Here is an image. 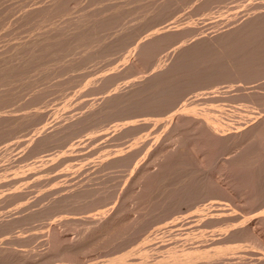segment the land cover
<instances>
[{"label": "rangeland", "instance_id": "obj_1", "mask_svg": "<svg viewBox=\"0 0 264 264\" xmlns=\"http://www.w3.org/2000/svg\"><path fill=\"white\" fill-rule=\"evenodd\" d=\"M1 1V0H0ZM14 1H15V3H14ZM21 1L22 0H20L18 3H16V0H7V2H6V0H3L2 2H3V4H2V2H1V4L2 5H4V6H6L5 7V10L6 9H8V7L7 6H9V7H11V8H9L10 9V11H8V10H4L3 11V13L2 12H0V23H1V21L3 22V23H1V27H3V26H6L7 25V23H9L10 24V21L12 20L13 21V19L15 18H13V15H12V13L14 14V13H17V11H20L19 12V14H20V18L22 19L23 17H25V16H22V14L24 15V14H26V11H25V13H23V8H25L26 7V10H28L27 8L28 7H30L31 5H32V11L34 12V10H35V8L36 7H38L39 5L41 6L42 5V7L41 8H43L44 7V4L48 1V3L47 4H45V9H47L48 7L47 6H49V4H51V3H53L52 1L53 0H44L45 2L43 3V0H27V1H31L30 3L29 2H26V1H22L23 3H22V5H21ZM35 1H40V3L39 2H35ZM49 1H51V2H49ZM57 2H59V0H56ZM61 1V0H60ZM63 2H59V3H57L58 5L60 4V3H62V6L61 7H64V8H62V11L64 10V9H66L65 8V6H63L64 4L66 5L67 4V2H66V0H62ZM68 1V0H67ZM70 1V4H72L73 3V1H71V0H69ZM106 0H91V2H90V6H91V4L93 5H95L96 6V8L95 7H93L92 9V11L94 12L95 10H97V11H95L93 14H92V11H87L88 9H91V7L90 8H88V4L87 3H89V2H87V3H84L85 2V0H84V4H87V7L84 5V4H81L82 2H81V0H79L78 2H79V4H81L84 8H81V5L79 6V5H76V3H75V5H74V3L70 6V4H69V2H68V4L66 5V7L68 6L69 8L70 7H75V10L76 9H79L78 11H79V14H78V11H76V12H74V8L72 9V8H70V9H72L73 10V13H71V14H69L70 12H72V10H70V12H67L66 10H69L68 9V7H67V9L66 10H64L63 11V13H65V11H66V14H62V15H64L63 16V18H61V16L59 17V13L61 14V7H57L56 5V7H54V8H52L51 10H52V14L50 13V12H48L49 14H50V16L48 15V13H47V11H51V10H45V9H43L42 11L39 9L40 8V6H39V8H37V9H39L41 12H43L42 14H44V17H43V15H41V12L40 13H37L38 15H41V16H38V15H36V17H35V15H32L33 13H32V11H31V9H29V11H31V12H29V11H27V14H28V12H29V15H30V13H31V15L32 16H30L29 17V19H35V23H36V19L38 20L37 21V23L35 24L33 21L34 20H29V21H32L33 22V24L36 26H38V28H36L35 26H33L29 21H28V23H26L25 24V22H27L26 20H25V18H27L29 15H27L25 18H24V22H23V20L21 21L20 19H19V14H16V15H18V16H16L15 14V16L18 18V20L16 19H14V21L16 22V24L13 22V26H11V25H7L8 27L10 26V27H12V28H10V29H8L7 28V26H6V30L5 29H1V27H0V59H2V62L3 61H5V60H7L8 59V61H11L10 63L9 62H3V63H9V64H6V65H11L10 66V68H12V70L9 68V66H7V67H0L1 68V70L2 71H0V73L1 72H4V73H2V76H1V74H0V77H7L6 75L7 74H9L11 71V73L9 74V76L11 77V81L10 80H8V78H10V77H7L6 79L9 81V82H12V83H10L9 84V82L8 81H6V79H3V78H0V91H1V88L2 87H6V85L8 86V84H9V87H12V88H6L5 90H7V92L9 91V89H11L10 90V92H8V94H5V93H7L5 90H4V88L2 89V91H3V93L5 94V95H7V97H5V95L2 93V92H0V93H2L3 95H4V100L6 99V98H8V100L7 101H4V102H6L7 103V105H8V107H7V105H5L4 104V102L1 100L2 99V97H1V95L2 94H0V110L3 108L4 110L3 111H1L0 113V123H2V126H1V129H0V141L2 142V144L0 143V148L1 147H3V148H1L0 149V151H3L4 149H5V145H7L6 146V148H7V150L5 151V154L3 153V155H1L0 154V164L1 163H3L4 161L5 162H7L8 163V165H7V163H3V165L1 164V168L0 169H2V166H4L3 167V170H1V172H0V180H1V182H0V192H3V193H0V198H2L3 200H2V202H6V203H2L1 202V199H0V205H3L2 206V208H1V206H0V215H1V217H2V215H3V213H4V215H3V217H2V219H1V217H0V222L1 223H3L4 221H6L7 219L9 220V222H8V220H7V222H4L3 224H1L0 223V255H1V253L2 254H4L2 257L0 256V264H111V263H109V262H112V264H134V262L136 263H140V264H156V261H157V264H168L170 261L172 262V263H169V264H183V263H185V264H187L188 263V261H189V263L190 262H192V260H194L195 262H197L198 260H203V262L202 261H200V262H202V264H207V262H211V260L213 259V262L214 263H217V264H224L225 262H228L227 264H229L230 262H231V258H229V257H227V256H230V257H232V256H234V258L237 260H235V259H233V261L234 262H236L237 264H242V263H246V264H248V263H250L251 261L250 260H253V259H255V256L257 255V253H258V258H260V260L262 259V258H264V196H263V192H264V190H263V188L264 187H262V186H264V184H261L260 182H262L263 180V178L261 179L260 177H263L264 176V171H263V174L262 173H260V177L259 176H257V175H259V173H258V171H257V174L255 173L256 172V170H259V169H261V168H259L260 166L262 167V168H264V164H261L260 163V160L258 161V162H256V167H255V165H254V167L255 168H257L258 167V169H253V168H251V166L250 165H248V166H250V168L249 167H247L248 169H249V171H251V172H247V168H246V166L244 165V166H242V167H239L238 169H241V173H242V171H243V174L241 175V173L240 174H238L240 171L239 170H237V167L236 166H234V168H233V166L232 165H230L229 163H228V166L230 167H232V168H230V169H228L227 167V165H226V170H224L223 172H217V171H220L221 170V167H219L218 169L216 168V167H218L220 164H223L225 161L223 160V158H229L230 157V155L232 156L233 154H234V152H236V151H241V150H244V149H247V148H249V147H251V146H254L253 148H259V145L261 146V144H262V146H261V148H263V143L262 142H258V141H255V140H252V134L250 135L249 133H247L249 130H251V125L253 124V125H255L257 122H259V119L261 118L262 119V117L264 118V84L262 85V87L259 89V87L260 86H258V85H256V84H258V83H256V84H254L255 82H259V79L258 80H256V81H254V83H253V81H250L249 79H248V82H252L251 83V86L253 85L255 88H257V89H253L252 87H251V89H250V87L249 88H247L246 89V87H248V86H250L249 84H247V83H245L246 85H243V86H245V89H242L241 91L243 92V93H241V91H240V88H242V87H240V86H242V84L244 83V82H234L235 80H233L232 81V83H231V81L229 80V78H231V77H229L230 76V74L232 73L230 70L226 73H224L223 71H221V72H218V70L219 69H221L222 68V64H221V62H220V57H218L217 56V53L219 52V51H224V52H226V53H228L227 55L229 56V58L230 59H232V62H233V68H234V66H236L235 68H237V67H241L242 69H244V66L246 67L245 69H246V71H245V69H244V71L245 72H247L249 75H250V73H249V71H247L248 69H247V65H248V67H250L251 66V69H253L254 67L257 69V65H256V62L258 61V59H256L255 57H251L252 56V54L255 52V50L256 49H254L256 46H257V48L259 49L260 47H259V45H256V44H261L260 46H261V48L263 49L264 48V42H263V40H264V38L262 37V36H264V34L262 35V36H260L261 35V33H264V30H262V29H264V26H263V28H262V26L261 27H258V28H260V30L257 28V30L258 31H256V36H255V38L252 40V43H253V47L251 46V43H246L245 41V37H240L239 36V38L238 39H236L235 41H233V42H231V43H229V44H227V45H225V46H222V47H219V48H212V50L213 49H215V50H211L210 49V51H209V49L208 48H205V49H203V50H207L206 51V53H205V51H203L202 50V52L203 53H201L202 54V56H201V54L200 55H198V56H201L202 57V61L204 62H206V61H208V62H211V63H208V64H201V65H198V67H200V68H203V66H207V68H211V69H206V71L205 70H199V69H197L195 66H196V64L194 65V63L196 62L195 60H200L199 62H197V64L198 63H200L201 62V57H198V56H193V57H191V58H193V59H191V58H189L190 60H191V65L190 66H193V67H195V69L196 70H198V71H196V70H194L193 71V67L191 68V70L189 69V70H185L184 69V71H176L177 73H175V77H177V80L175 79V77H173V79L175 80V81H177L176 83H180L176 88H177V90H179V92H177V90H176V88H175V90H174V88L172 87L173 85L175 86V81H174V83L175 84H171L172 86H170V88L172 89V90H174L175 92L174 93H172V94H174V95H172L171 94V96H176V97H178V98H176V99H178V100H176L175 98H172L171 97V99L173 100V102L175 103H173L172 102V100H171V102H169V105H165V103L167 102V100L169 99H166L167 97H169L170 95L168 94L170 91L171 92H173L172 90H170L169 91V89H166L165 91L167 92V91H169V92H167V93H165L164 92V96H165V94H167L165 97V103H164V105L163 104H161L162 105V108H161V105H160V108L158 107V109H159V111L158 112H155L156 110H155V108H154V111H153V108H151V110L154 112V114H150V113H152V112H150V113H148V112H144V111H151V110H149V108L148 109H143V110H141V112H138V113H144V115H142V117L141 116H138V118H144L143 116H146L145 118H147L148 119V117H149V119H148V126L146 125L145 127V130H144V127H139V130H138V128L137 129H135V130H133V131H127L128 132V134H129V136H128V134H126V132L124 133V132H122V131H126L125 129H121V124H123V123H125V122H129L130 121V119L132 118V117H130V115L132 116V112L133 111H130V110H128L127 109V112H126V109H122L123 107H120V108H118L119 110H121V111H119L118 109H116L115 111H119V113L121 112V113H123L124 114V110H125V115L127 114H129L128 116H127V118H126V116L124 115V117H123V119L121 118V113L119 114L118 113V111H117V113L113 110V111H111L112 113L111 114H114V116H112V115H110L111 116V118H113L112 120H111V118H110V116L109 115H107L106 113H105V115H107V116H109V117H107V116H105V115H102L101 116V118L100 117H96L98 120H100V121H98L97 119H91V121L89 120L87 123H89V125L86 123V124H84V125H86L85 127L83 126V125H81V126H79V127H77V128H75V129H73L72 131H70L69 132V134H65V135H62V136H59L57 139L55 138L54 140H57V142L56 141H54L53 140V146H57V144L56 143H58V147H53V146H51V141H50V144H49V142L44 146V145H41V146H39V147H37L38 149L36 150V151H34L33 149H32V147H30V149H28V147L31 145V146H33V142H32V140L38 135L37 133V131H39V129L38 128H40V130H41V127L43 126V125H45L47 128H52V126H56V125H58V124H60V122H63V123H67L68 122V119H69V121H70V119H74V118H76V117H78L79 115H80V113L82 114L83 113V111H88V109H89V107L88 106H90V104H93V103H96V102H98L99 101V99L102 97V96H104L105 94H106V92H107V94H110L111 92H114L116 89L118 90L119 88H121V87H123V86H125L126 84H127V81H130V80H132L133 78H138V77H140V75L141 76H145V75H148V74H150L153 70L155 71V70H157L158 68H157V65L158 64H160V63H162L165 59H167L166 60V62H164V63H169V55H171V52L173 51V48L174 47H176L178 44H182L183 42L185 43V41H188V40H191L192 38H189V37H192L193 35L195 36H193V39H195V38H200V37H204V36H208L209 34H210V32H212L210 35H216L218 32H220V31H222V30H224L225 28H227V27H229V26H232V25H234L235 23H232L233 21H234V17L236 16V14L238 15L237 16V18H239V21H240V19L242 20L243 18H244V16L246 15H248L249 13H251V11H253V12H255V10L258 12V11H263L264 10V5L262 6V4H264V1L262 2V0H248V2L246 1V0H241V2H239V0H236L238 3H240V4H236V1L234 0H226V2H224L225 0H209L208 2H206V3H204V1L203 0H189V2H190V4H189V2L187 1V0H181V1H183V3H185V4H187V5H183V3H181V4H179V5H176V4H178V3H180L179 1H177V0H173V1H171V0H161L162 1V3H161V1L159 2L160 4V6H161V4H163V6H165V1H167V2H174L173 4H174V10H176L175 12H177L178 13V15H180V13H181V11H182V13H181V17L180 16H178L177 15V13H174V11H173V9H171V6L173 5V4H171V5H169L167 2H166V4H168V6L166 5V7L169 9H166V8H164L163 6H161L160 8L157 6H155V5H157L158 4V2H157V0H156V2L154 1V0H137V1H139V2H141V1H143V2H145L144 4L145 5H143V6H140V5H142L143 4V2L142 3H140V5H139V7L138 8H136V7H134L136 4H134V5H131V4H133V2H135V3H138L136 0H132V2L130 1V0H125V2L126 1H130V2H126V4L125 5H127L128 7H129V3H130V6L134 9V11H135V8H136V10L137 9H139V10H142V8H140V7H143V8H146L147 6V8H149L150 7V9H149V12H147L148 10L147 9H144V10H147V11H139V10H137V11H139V12H143V13H140L141 14V16L139 15V13L137 12V13H135V16H137L136 14H138L141 18H139L138 16V19H137V17H135L134 15H132V14H134V12L132 11V14H131V12H129V9H127L128 7H124V3L122 4L121 2L123 1L124 2V0H117V4H115V2H116V0H115V2H114V0H107L106 2H105ZM112 3V1L114 2V3H112V5L110 4V2ZM121 1V2H120ZM163 1H164V3H163ZM194 1V2H193ZM197 1V2H196ZM199 1V2H198ZM220 1V2H219ZM222 1V2H221ZM250 1V2H249ZM254 1V2H253ZM25 2V3H24ZM33 2V3H32ZM66 2V3H65ZM72 2V3H71ZM76 2V1H75ZM95 2V3H94ZM100 2H103V3H100ZM196 2V3H195ZM227 2H230L231 4L234 2V5H231L230 6V3H227ZM245 2V5L243 4ZM10 3V4H9ZM12 3H13V5H12ZM36 3V4H35ZM38 3V4H37ZM55 3V2H54ZM54 3H53V5H54ZM99 3H100V5H99ZM118 3H120V4H122V5H118ZM207 3H208V7H205V5L207 6ZM260 3H262V4H260ZM0 4V6H1V10L0 11H2V5ZM8 4V5H7ZM14 4L16 5V6H14ZM17 4H18V6H17ZM26 4V5H25ZM78 4V3H77ZM115 4V5H114ZM139 4V3H138ZM155 4V5H154ZM197 5L198 4V8H195L196 10H193L194 8L193 7H195V5ZM199 4H201L200 5V7H202V9H204L203 7H205V12L207 11V12H210V13H208V15H206L207 14V12L206 13H204V12H202V11H204V10H202V9H200V7H199ZM227 4H229V5H227ZM242 4H243V6H242ZM254 4V5H253ZM257 4H258V6H257ZM259 4H260V8H259ZM10 5H12V6H10ZM24 5H25V7H24ZM36 7H35V6ZM52 5V6H53ZM98 5V6H97ZM117 5H118V7H120L121 9H123V8H125L128 12H123L125 9H123V11H120L121 13L119 14V10L118 9H115V8H118L117 7ZM181 5V6H180ZM189 5V6H188ZM194 5V6H193ZM211 5V6H210ZM237 5H238V7H237ZM19 6H22L21 8H22V10L20 9V8H18ZM28 6V7H27ZM51 6V5H50ZM49 6V7H50ZM76 6H77V8H76ZM110 6H111V8H110ZM116 6V7H115ZM137 6V5H136ZM176 6H178L176 9H175V7ZM180 6V7H179ZM191 6H192V8H191ZM236 6V7H235ZM239 6H242V7H240L239 8ZM245 6V7H244ZM257 6V7H256ZM47 7V8H46ZM78 7H80V8H78ZM100 7V8H99ZM123 7V8H122ZM152 7V8H151ZM182 7V8H181ZM187 7H189V9L187 8ZM197 7V6H196ZM210 7V8H209ZM214 7H217V9H215V10H213L214 9ZM244 7V8H243ZM253 7V8H252ZM12 8H13V10H12ZM18 8V9H17ZM34 8V9H33ZM56 8H57V12H59V9H60V12L59 13H57L55 10H56ZM99 8V9H98ZM108 8V9H107ZM119 8V9H120ZM157 8H158V12H159V14H160V16H159V14H157V11L155 12V10H157ZM163 8V12H162V10H159V9H162ZM172 8H173V6H172ZM179 8H180V10H179ZM184 8V9H183ZM213 8V9H212ZM222 8H224V9H222ZM243 8V9H242ZM255 8H257V9H259V10H257V9H255ZM14 9H15V11H14ZM36 9V10H37ZM81 9V10H80ZM106 9V10H105ZM120 9V10H121ZM171 9V10H170ZM187 9V11L185 12V10ZM197 9H200V10H197ZM218 9H221V10H218ZM227 9H228V11H227ZM232 9H233V11H232ZM237 10V12L238 13H240L241 11H242V13H240V14H238L237 12H236V10ZM240 9H242V10H240ZM245 9V10H244ZM250 9H253V10H250ZM17 10V11H16ZM36 10H35V12H36ZM39 10H38V12H39ZM83 10H85L86 11V13H85V11H83ZM101 10V11H100ZM104 10V11H103ZM117 11V13H118V15H117V13H115L116 11ZM125 10V11H126ZM168 11L166 14H165V11ZM178 10V11H177ZM189 10V11H188ZM191 10V11H190ZM194 12H193V11ZM208 10H213V12H211V11H208ZM231 10V11H230ZM235 10V11H234ZM239 10V11H238ZM247 10V11H246ZM13 11V12H12ZM55 11V12H54ZM161 11V12H160ZM172 11H173V13H172ZM197 11V12H196ZM200 11V12H199ZM214 11H215V13L217 14H215L214 13ZM221 13L222 11L226 14L225 16H218V13L219 12ZM225 11H227V12H225ZM230 11V13H228ZM249 11V12H248ZM83 12V13H82ZM91 12V16L89 15V13ZM101 12V13H100ZM155 12V13H154ZM171 12V13H170ZM187 12H188V15H186L187 14ZM194 13V15H192V13ZM221 13V15H224V13ZM234 12V14H232V13ZM235 12H236V14H235ZM245 12V13H244ZM22 13V14H21ZM55 13V14H54ZM74 13H76L75 15H73ZM82 13V14H81ZM88 13V14H87ZM105 13H106V15H105ZM109 13H110V15L112 14V13H115L117 16H119V17H123V18H127V21L125 22L124 20L121 22V21H119L120 19L118 18H116L115 16H114V14H113V16L111 15V17H112V20H111V17H109L110 15H109ZM128 13H130L129 15H128ZM144 13H148V14H150V15H148V19H150V20H147V21H152V20H154V23H155V21L157 22V24L156 25H154V23L153 22H151L153 25V27L152 26H149V27H147L148 26V24L150 23H147V21L146 22H144L143 20H146L147 18H146V16H147V14H144ZM152 13V14H151ZM156 14V15H154V14ZM161 13H164L165 15H166V17H167V14L168 15H171L172 14V17L171 16H168V18H163L165 15H161ZM184 13H185V18H184ZM195 13H196V16H195ZM198 13H201V14H198ZM204 13V14H203ZM211 13H212V16H213V14H214V16H213V19L214 20H212V16H210L211 15ZM220 13H219V15H220ZM46 14H47V16H49L48 18H47V16H46ZM68 14H69V16L70 15H72L71 17H73V16H75V17H77L78 19H76L77 20V22L76 23H78V21H80L79 22V24H77L76 26H78V28L77 29H79L77 32H81V30H83L82 32H84V34L83 33H78L77 35H79V36H77L78 37V41H80V42H78V44L76 45V44H71L72 43V38L70 37L71 35H72V32H73V30L75 29H73V27H72V25H71V27L69 26L70 24V22H72L71 20H75V17H73L74 19H71V17L69 18V17H67L68 16ZM86 14V15H85ZM94 14H95V17H96V15H97V20H98V17H99V19L101 20L102 19V17H103V19L105 20V23H104V21H103V23H102V21H99V23H101L100 25H98L99 23H97L95 20H96V18L94 19ZM107 14L109 15V16H107ZM124 14H127V16H125ZM190 14V15H189ZM197 14L199 15V18H197ZM1 15H2V18H1ZM52 15V16H51ZM99 15V16H98ZM103 15V16H102ZM120 15H122V16H120ZM125 17H124V16ZM144 15H145V18L146 19H144L143 17H144ZM151 15L152 16H154V18L156 19H153V17H151ZM177 15V16H176ZM191 15H192V19H191ZM202 15V20H200L201 18H200V16ZM218 16L219 18H217L216 16ZM235 15V16H234ZM12 16V17H11ZM54 16V17H53ZM58 16V17H57ZM66 16V18H67V20H66V18L64 19V17ZM81 16V17H80ZM84 16V17H83ZM87 16V17H86ZM155 16H157L158 17V19L155 17ZM161 16H163L162 18H161ZM175 16V17H174ZM182 16H183V19H182ZM189 16V18H187ZM207 17V18H205V17ZM209 16V17H208ZM232 16H234L233 18H232ZM245 16V17H246ZM10 17H11V19H10ZM33 17V18H32ZM35 17V18H34ZM37 17H41L40 19L41 20H39V18H37ZM56 17V18H55ZM86 17V18H85ZM107 17H109V18H107ZM117 19V20H115L116 22H117V24L120 26H118V25H115L116 23H112V22H114V20L113 19H115V18ZM132 17V18H131ZM160 17V18H159ZM174 17V18H173ZM178 17L182 20H177L176 21V19H178ZM193 17H195V18H193ZM204 17V18H203ZM221 17V18H220ZM223 17V18H222ZM228 17H229V20H228ZM241 17H243V18H241ZM4 18V19H3ZM42 18H43V22H45L44 24H43V22H41L42 21ZM45 18V19H44ZM55 18V20H53V19ZM60 18V20L58 21V19ZM68 18H69V20H68ZM89 18H92V19H89ZM107 18V19H106ZM122 18V19H123ZM131 18V20H129ZM152 18V19H151ZM170 18H173L172 20L170 19ZM176 18V19H175ZM209 18V19H208ZM232 18V19H231ZM2 19V20H1ZM5 19H7L6 20V23H5ZM47 19V20H46ZM61 19H63V20H61ZM85 19V20H84ZM102 19V20H103ZM164 19H165V21H164ZM168 19H170V20H168ZM185 19V20H184ZM206 19H207V21H206ZM231 19V20H230ZM4 20V21H3ZM9 20V21H8ZM53 20V21H52ZM66 20V21H65ZM92 20V21H91ZM174 20V21H173ZM188 20V23H189V25L188 24H186L184 21H187ZM189 20L190 21H192V23L191 22H189ZM198 22L199 20V24H197V22ZM205 22H208V21H210L208 24L207 23H205ZM223 20H225V21H223ZM8 21V22H7ZM12 21H11V23H12ZM55 21H56V24H55ZM69 23H68V22ZM94 21L96 22V24L94 25L93 23H94ZM107 21V22H106ZM118 21H119V23H118ZM129 21V22H128ZM161 21V22H160ZM163 21V22H162ZM169 21V22H168ZM170 21H171V23H170ZM173 21V22H172ZM176 21V22H175ZM193 21H195V23L193 22ZM201 21H203L204 22V24H203V26L202 25H200V24H202L203 22H201ZM227 21V22H226ZM230 21H231V23H230ZM20 22H23V24L24 25H28L29 23L34 27L32 30L33 31H31V29H30V25L28 26L29 27V31L28 32H32V33H29L30 35L31 34H34L35 32H34V30L36 29V31H38L37 33H39V31H40V35H36V34H34V37H35V39H34V37L32 36V39L30 38V37H28V35L29 34H26V36H25V34H22L21 35V33H23V29H25V33L27 32V28L28 27H26V26H24L23 24V26L25 27V28H20V27H23V26H20V25H18V23L19 24H21ZM38 22H40L41 23V25H40V23L38 24ZM51 22H53V25H49V24H52ZM74 22V21H73ZM82 22V24H80ZM109 22H111L109 25L110 26H117V27H119V28H117V27H114V28H117V29H112L113 27H109V25H106V23L108 24ZM125 22V23H124ZM133 22H137L136 24H140V27L142 26V24H144V23H146L147 24V26H146V24H144L141 28L138 26V25H136L135 23V27L136 26H138V27H136V28H138V30H139V28H140V30L138 31L137 29L136 30H134L135 28H134V24H133ZM138 22H140V23H138ZM143 22V23H142ZM164 22L165 23H168L171 27V29L174 27V28H176V27H178L179 29H181L182 28V30L184 31V32H182L181 33V31H180V35L182 36L183 35V33H184V35L183 36H185V37H180L181 38V40H180V38L177 36L175 39L173 38L172 39V37H169L168 38V40L170 39H172L171 41H169V42H167V43H165L163 46H161V47H158V49L154 52L155 53V55H153L154 57H155V61H153V59H152V55L150 56V55H147L148 57H149V59H152V61H150V65H149V60L146 58V56L145 57H143V58H138V56H137V54H136V45H137V43H139V41H138V39H140V41H141V39H144V38H146L148 35H149V33H151L153 30L155 31V29H154V27H156V30L159 28V30H160V28H161V26L162 27H164V26H168L169 27V25L168 24H164ZM175 22V23H174ZM178 22V24H176ZM180 22H182V23H180ZM212 22H214V23H212ZM67 23V24H66ZM76 23H74L73 24V26H75V24ZM85 23V24H84ZM122 23V24H121ZM124 23V24H123ZM174 23V25H171V24H173ZM212 23V24H211ZM217 23H218V26H220V27H218L217 26ZM222 23V24H221ZM231 24V25H227V24ZM3 24H6V25H3ZM59 24V26H57ZM67 25L68 26V28L66 27V26H64V25ZM69 24V25H68ZM72 24V23H71ZM103 24H105L106 26H107V28L110 30H108V29H105L106 28V26H105V30H107V34H106V32H104V30L102 29V27H100V26H102ZM113 24V25H112ZM159 24V25H158ZM160 24H161V26H160ZM184 26H183V25ZM185 24H186V26H185ZM192 24V25H191ZM206 24V25H205ZM210 24L212 25L211 26V31H208L207 29H209L210 27ZM3 25V26H2ZM47 25H48V27H47ZM97 25L99 26L98 28H97V30L96 29H94V27H97ZM124 25L125 26H127V28H125L124 27ZM178 25V26H177ZM181 25V26H180ZM216 25V26H215ZM18 26V27H17ZM64 26V27H63ZM75 26V27H76ZM79 26H81L80 28H79ZM93 26V27H92ZM103 26V27H104ZM144 26H146V27H144ZM196 26H198L199 28V30L198 31H196V29H194ZM205 26H207L206 28H205ZM47 27V28H46ZM55 27H57V28H55ZM59 27V28H58ZM123 27H124V29H123ZM184 27V28H183ZM191 28V27H193L192 29H190V32L188 33V34H190V35H188V37L186 36L187 34H185V33H187L188 32V29L187 28ZM201 27H204V28H201ZM209 27V28H208ZM224 27V28H223ZM13 28H19L20 29V31H19V29H18V31L17 32H15V30L16 29H14V37L12 36L11 37V35H12V33H13ZM41 28H42V30H41ZM62 28V29H61ZM71 28V31L69 30ZM121 28H122V32H123V30H124V33H126V32H129V30L130 29H132L133 30V32H131V30H130V32L128 33V35L129 34H131V36H133V37H130L129 38V36H128V38L126 37L125 39H124V36H125V34L123 33H121ZM143 28V29H142ZM151 28V29H150ZM173 28V29H174ZM187 29V32H186V29ZM197 28V27H196ZM214 28H216L215 29V31H217V32H213V29ZM218 28V29H217ZM221 30H220V29ZM262 28V29H261ZM53 29V30H52ZM66 29V30H65ZM68 29V30H67ZM77 29H75L74 31L76 32V30ZM101 30V34H102V32L103 33H105V34H103V36L101 35V34H99L98 35V33H100V30ZM128 30V31H125V30ZM185 29V30H184ZM194 29V30H193ZM203 31H202V30ZM8 30H10V32H12V33H8L7 31ZM12 30V31H11ZM21 30H22V32H21ZM49 30H51V31H49ZM118 31V33H119V35H117V32H115L114 33V31ZM147 30V31H146ZM149 30H150V32H149ZM191 30H193V33L194 34H191L192 33V31ZM206 30L208 31L207 33H206ZM261 30L263 31V32H261ZM59 31H60V33H59ZM67 31H69V33L71 34H69ZM120 31V32H119ZM138 31V32H137ZM7 32V33H6ZM18 32H20V35L22 36H20L19 37V35H18ZM27 32V33H28ZM66 32V33H65ZM76 32V33H77ZM93 32H95V33H93ZM148 32V33H147ZM200 32V33H199ZM7 35H6V34ZM16 33H17V35H16ZM47 33V34H46ZM58 33V34H57ZM145 35H144V34ZM196 33V34H195ZM203 33H205V34H203ZM69 34V38H70V40H69V38H67V35ZM80 34H82L81 36L83 37H86V36H88V37H86L87 38V40H86V38H81V36H80ZM122 34V35H121ZM201 34H203V35H201ZM260 34V35H259ZM8 35H10V37H8L9 38V40H4L5 38H3V37H7ZM29 35V36H30ZM37 37H36V36ZM43 35V36H42ZM97 35V36H96ZM124 35V36H123ZM176 35H179V34H176ZM176 35H174V36H176ZM198 35V36H197ZM201 35V36H200ZM56 36H58V38H56ZM73 39H75V38H77L76 37V34H75V36H74V32H73ZM123 36V37H122ZM248 36V35H247ZM262 37V38H260V37ZM2 37V38H1ZM18 37V38H17ZM24 37H27L28 39H29V42H27L28 41V39L27 38H25L27 41L25 42L24 40ZM60 37H62V38H60ZM100 37H101V39H100ZM138 37H141V38H138ZM144 37V38H143ZM258 37V39H256ZM7 38V39H8ZM13 38V39H12ZM37 38V39H36ZM40 38V39H39ZM81 38V39H80ZM97 38V39H96ZM132 38H134V39H136V40H134L133 41V39ZM18 39H20V40H18ZM21 39H24V40H22L21 41ZM61 39V40H60ZM67 39V40H66ZM100 39V40H99ZM130 39V40H129ZM192 39V40H193ZM247 40H248V38H246ZM3 40H4V42H3ZM11 40H15V43H16V40H17V43H18V41L20 42L19 44H17L16 43V45L18 46V45H23V46H19V48L15 45L14 47H13V45L15 44L13 41L11 42ZM32 40V41H31ZM34 40H35V42H34ZM41 40H43V42L41 41ZM77 39H75L74 40V43H75V41H76ZM131 41V43L130 42H128L127 44H125L126 46L127 45H129L130 46V48H131V46L133 47L134 45V50H133V48H131V50H132V54L130 53L131 52V50H130V48L127 46H125L124 45V42L125 41ZM242 40H244V41H242ZM257 41L256 43H255V41ZM8 41H10L9 43V46H7L8 44L6 43V42H8ZM38 41V43H39V45H37L38 43H36ZM45 41H47V42H45ZM60 42V43H58V42ZM102 41V42H101ZM173 41V42H172ZM175 41H177V42H175ZM181 41V42H180ZM183 41V42H182ZM254 41V42H253ZM259 41H261V42H259ZM21 42H24V43H26V45L23 43H21ZM32 42H34V43H32ZM61 42H63L64 43V45L66 46H69L70 44L73 46V47H71V45L68 47V49L67 50H62V46H61ZM65 42H67V43H65ZM71 42V43H70ZM108 42H110L111 43V47H109L110 45H108L109 43ZM136 44H135V43ZM242 42V43H241ZM245 42V43H244ZM4 43H6L5 45H4ZM11 43H13V45L11 44ZM30 43V45H28V44ZM55 43H56V45H55ZM88 43V44H87ZM133 43V44H132ZM173 43V44H172ZM177 43V45H175V44ZM34 44H36L35 46L37 47H34ZM59 46H58V45ZM100 44V45H99ZM103 44H105V45H103ZM112 44H118V45H121L122 47H120V46H116V45H113V46H115L117 49H120V50H122L123 51V54L124 53H126V54H124L123 55V58H122V55H121V53H119V50L118 51H116V50H114L115 49V47H113L112 46ZM132 44V45H131ZM242 44H244V45H242ZM249 46V47H247L246 48V46L247 45ZM254 44L256 45L255 47H254ZM33 45V46H32ZM63 45V44H62ZM95 45V46H94ZM103 45V46H102ZM124 45V46H123ZM173 45V46H172ZM175 45V46H174ZM246 45V46H245ZM10 46H12L13 48H15L16 49V52L17 51H19V52H21V53H13V52H15L14 51V49L13 48H11ZM25 46H27V47H25ZM64 46V47H65ZM98 46V47H97ZM172 46V47H171ZM243 46H245V52H243V50H244V48H243ZM251 46V47H250ZM5 47H7V48H5ZM10 47V48H9ZM25 47V48H24ZM76 47H78L80 50H82V51H79L78 50V52H75V50L76 49H78V48H76ZM94 47V48H93ZM103 47V48H102ZM106 49H105V48ZM108 47V48H107ZM113 47V48H112ZM119 47V48H118ZM164 47V48H163ZM18 48V49H17ZM24 48V50H22ZM61 48V49H60ZM67 47H65V49H66ZM100 48V49H99ZM109 48H111V49H113V50H111V49H109ZM127 48H129V50L127 49ZM221 48V49H220ZM252 49V52H251V54H248V53H246V49H247V51L250 53V51H249V49ZM259 49V52H260V50L262 51V49ZM8 49H10V50H8ZM13 51H12V50ZM26 49V50H25ZM70 49L71 50H74V52L76 53V55L74 54V52L72 51H70ZM95 49V50H94ZM103 49H105L104 51H105V53H106V55H105V53H103L102 51H103ZM111 50V53L109 52V50ZM167 51H166V50ZM171 49V50H170ZM250 49V50H251ZM253 49H254V51H253ZM106 50L109 52V53H107L106 52ZM158 50H159V52H158ZM9 52V53H7V52ZM61 51H62V53H61ZM66 52V54H65V52ZM67 51H68V53L69 54H71V53H73L72 54V56L71 55H69V54H67ZM77 51V50H76ZM84 51H85V53H86V51L89 53V51L91 52V54L92 53H94L95 52V54L93 55L92 54V56L93 57H95L98 61L96 62V59L95 58H93L91 55L90 56H86L85 55V53H84ZM92 51H94V52H92ZM115 53H113V52ZM165 51V52H164ZM24 52V53H23ZM64 52V53H63ZM99 52V53H98ZM101 52V53H100ZM121 52V51H120ZM156 52H157V54H156ZM163 52V53H162ZM208 52V53H207ZM216 54H215V53ZM233 52H239L238 54H234ZM256 52H257V50H256ZM259 52H258V55H259ZM81 53H82V59L81 58H79V55H81ZM84 53V54H83ZM88 53H86V54H88ZM103 53V54H102ZM154 53H152V54H154ZM244 53H246L247 55H248V57H249V55H250V57L254 60V61H256V62H254L253 61V67H252V65H249V64H251L250 62H252V60H251V58L249 59L248 57H247V55H245L246 57H247V60L249 59V60H251V61H246V58H243V56H244ZM16 54H19L20 56L19 57H21L19 60H21V62L22 63H24V62H26V63H29V64H32V65H34L35 67H33L32 66V68H31V70H29L30 69V65L28 64H21V65H19L21 62L19 61V64L17 63L18 61L16 60L17 59V55ZM62 54V55H61ZM102 54V55H101ZM118 54L121 56V58L120 57H118ZM129 54V55H128ZM239 54H241V56L239 55ZM256 54V53H255ZM260 54H264V49H263V53H261L260 52ZM16 55V57H13V56H15ZM22 55L25 57L26 56V60H27V56H28V61H26V60H24V59H22L23 57H22ZM65 55H67L66 57L67 58H65ZM83 55H85L86 57H84ZM97 57H96V56ZM112 55H113V57L114 58H112ZM128 55V56H127ZM158 55V56H157ZM211 55V56H210ZM216 55V56H215ZM243 55V56H242ZM257 55V56H258ZM53 56V57H52ZM55 56H56V58H55ZM58 56H62V58L60 59V57H59V60H57V58H58ZM76 56L78 57L77 59H76ZM101 56V57H100ZM110 56H111V58H110ZM135 56V57H134ZM167 56V57H166ZM209 56V57H208ZM244 56V57H245ZM255 56V55H254ZM256 56V57H257ZM91 57H92V59H93V62L96 64H94V63H92V60H90L91 59ZM102 57H103V61L105 62H103L102 61ZM125 57H126V59H125ZM217 57V58H216ZM260 56H258V58H259ZM7 58V59H6ZM14 58V59H13ZM53 58H55L57 61H61V60H63V58H65L64 60H63V62H62V64L61 63H59L58 62V64H57V61L55 60V59H53ZM75 59V60H73V59ZM85 58H87L86 60L88 61V59H89V62H91L90 64L86 61V63L85 64H89L90 65V67H92V69L95 67L96 69H97V67H98V70H96L95 68V77H93V76H91V75H94V73L92 74V70H91V68L90 67H88V64H87V67L85 66V64H84V60L83 59H85ZM117 58H119V59H124V61L126 62H124V61H122V60H120V61H117L118 59ZM132 58H136L137 60H139L140 62H141V64H140V62L139 61H136V59L134 60L133 59V62H134V64H138L137 65V67L135 66V65H133L134 67H132V65H131V60H132ZM145 58V59H144ZM159 58V59H158ZM200 58V59H199ZM208 58V59H207ZM264 58V56H261V58H259V59H261V60H259V63H260V61H261V65H262V59ZM3 59H5V60H3ZM69 59V60H68ZM72 59V61H70ZM94 59H95V61H94ZM110 59H116V62L113 60V61H111L110 62ZM128 59V60H127ZM131 59V60H130ZM143 59V60H142ZM157 59V60H156ZM195 59V60H194ZM239 59H243L242 61L243 62H245L246 61V63L247 62H249L248 64H244L241 60H239ZM17 62H16V61ZM32 60V61H31ZM143 61V64H142V61ZM144 60H146L145 62H144ZM159 60V62H157ZM217 62H216V61ZM245 60V61H244ZM52 61H54V62H52ZM130 61V62H129ZM135 61H136V63H135ZM162 61V62H161ZM263 61H264V59H263ZM1 62V61H0ZM68 62V63H67ZM70 62L72 63V64H70ZM83 62V63H82ZM110 62V63H109ZM115 62V64L113 65V63ZM120 62V63H119ZM125 63V64H123L122 65V63ZM137 62H139V63H137ZM220 62V63H219ZM235 62V63H234ZM240 62V63H239ZM34 63V64H33ZM55 63V64H54ZM64 63L66 64V65H64ZM74 63H75V65H77L78 67H76L75 65H74ZM103 65L104 67H102L101 65ZM129 63V65H127ZM158 63V64H157ZM242 63H243V65H242ZM258 63V62H257ZM50 64H52L51 66L53 67H51L50 66ZM98 64V65H97ZM107 64V65H106ZM111 64L113 65V66H115V68L112 66L111 67ZM116 64H118V65H116ZM216 64V65H215ZM221 64V66H217V65H220ZM240 64H241V66H240ZM0 65H3V64H0ZM40 67H39V66ZM56 65V66H55ZM63 65L65 66V68L63 67ZM72 65H73V67H72ZM121 65V66H120ZM129 66V68H130V65H131V69H129L128 67H125V66ZM150 67H149V66ZM260 65V64H259ZM258 65V68L259 67H261V65L259 66ZM5 66V65H4ZM17 67V70H13V68H16ZM18 66H19V68H18ZM21 66H25V67H27V68H25L24 67V69H23V67L21 68ZM30 66V67H29ZM60 66H61V68H60ZM68 66H71L70 68L68 67ZM110 67V68H108V70L107 69H105V68H107V67ZM123 66H124V71H122L121 70V68H123ZM139 66H140V68H141V71H140V68H139ZM152 66V67H151ZM28 67H29V69H28ZM102 69H100V68ZM7 69L8 71H5V69ZM38 68L39 69H41V71L43 72V71H45V73L43 72H41V71H39V72H37V70H38ZM63 68L65 69V70H63ZM77 68V69H76ZM78 68H79V70H78ZM104 68V69H103ZM118 68V69H117ZM120 68V69H119ZM134 68V70H136L135 71V73H137V74H133L134 73V71L132 70ZM136 68H138L139 69V73L137 72L138 70L136 69ZM150 68V69H149ZM55 70V71H53V70ZM61 69V71H59ZM74 69H76V70H74ZM100 69V70H99ZM111 69V72H109V70ZM112 69H114V70H112ZM117 69V70H116ZM126 69H128V72H126L125 70ZM151 69H153V70H151ZM250 69V68H249ZM250 69V70H251ZM255 69V70H256ZM264 70V67L262 66L261 68H260V72L262 71V70ZM11 70V71H10ZM29 70V71H28ZM33 70L35 71V72H33ZM56 70L58 71V73L60 72V74H65V75H63L64 76V79L62 78L63 76L61 75H59L58 76V74L56 73ZM71 70V71H70ZM91 71L90 73L91 74H87V73H89V72H82V71ZM115 70L116 71H118V70H120V71H122L123 72V74H126V73H130V74H132V75H130V76H127L128 74H126L125 75V77L124 76H121L120 75V73L121 72H119V74L118 75H116L117 73L115 72ZM131 70V71H130ZM215 70V71H214ZM10 71V72H9ZM14 71V72H13ZM29 73H28V72ZM33 73V75H35V76H37L38 75V77L37 78H39V79H41V81H39V82H41L40 84H39V86H40V89L41 88H43V87H45V86H43V85H45L46 83H43L42 81H44V80H42V77H44L45 75H46V77L50 74V75H52V73L54 74V72H55V74H57L56 75V77L58 76L59 77V80H60V78H62V80H65L66 82H65V86L62 84V83H64V81L62 82V80H61V82L59 81V80H57V83H56V85H58V86H56L55 85V83L53 82V81H55L56 79H58V78H56V77H54V78H52V80L53 79H55V80H51V77L50 76H48V77H50V80L54 83H52V82H50V83H52L53 85H55V87L53 88V90H52V85H50V89L49 88H46L47 86L49 87V85H46V87H45V90L47 89H49L48 91H49V93H48V91H46V92H44V93H46L48 96H47V98H45V96H46V94H44V93H42V94H44V100H43V102L42 101H40L43 97V95L41 94V92H39V90H37L39 87L37 86L38 85V79H36V77L34 78V76L32 75V73ZM68 71V72H67ZM98 71H99V73H98ZM102 71H104V73H102V74H105V71L107 72L105 75H106V77H107V79L106 78H104V77H102V76H104V75H102L101 74V76L99 75ZM188 71H192L191 72V77L189 76L190 74V72H188ZM196 71V72H195ZM253 72H254V75L255 74H257L256 73V71H254V70H252ZM252 71H250L251 73H253ZM6 72H9V73H6ZM17 72V74H15ZM40 72L42 73V74H44V76L42 75V74H40ZM76 72L78 73V74H81L82 76H84L85 75V77H80L81 75H74L75 77H77V78H79V79H75L76 81H75V83H76V87H81L83 84H84V86L82 87V88H80L79 87V90L81 89V91H80V95H79V90H77V88L75 87V83H73L72 84V82H74L73 80H74V76H73V74H76ZM80 72V73H79ZM113 72V73H112ZM116 74H115V73ZM126 72V73H125ZM133 72V73H132ZM150 72V73H149ZM181 72H185L186 74H184L183 73V75H184V77L186 76V75H188V76H186L185 78H183V76L181 75L182 73ZM257 72H259V69H258V71ZM259 72V74H261V75H256V78H257V76L258 77H260V76H264V74H263V72H261L260 73ZM35 73V74H34ZM109 73H112V74H109ZM179 73V74H178ZM194 73H196V74H194ZM215 73V74H214ZM221 73V74H220ZM3 74H6L5 76H3ZM31 74V75H30ZM55 74H54V76H55ZM72 74V76L70 77V75ZM87 74V75H86ZM107 74H109L110 76H112V77H110L109 78V75L107 76ZM113 74H115V75H113ZM122 74V73H121ZM122 74V75H123ZM139 74V75H138ZM178 74V75H177ZM220 74V75H219ZM263 74V75H262ZM41 76V78H40V76ZM102 77V80L104 81L105 80V82H103L102 80H101V78L99 77ZM121 76V81L120 80H118L117 78V76ZM134 75V76H133ZM138 75V76H137ZM180 75H181V78H180ZM224 75V76H223ZM225 75H226V77L228 78V79H226V77H225ZM251 75H253V74H251ZM68 76L70 77V80H69V78H68ZM87 76V77H86ZM88 76H90V77H88ZM97 76V77H96ZM131 76L133 77V78H131ZM231 76H232V78H231V80L232 79H236V77L235 78H233L234 76L231 74ZM31 77H33V79L31 80ZM46 77H44V79L46 78ZM52 77H53V75H52ZM67 77V78H66ZM115 77H117V78H115ZM123 77V78H122ZM127 77V78H126ZM129 77V78H128ZM188 77V78H187ZM73 78V79H72ZM80 78H83V79H80ZM86 78H90L89 79V82H88V84H86L87 83V81H88V79H86ZM94 78H96V82L94 81ZM104 78V79H103ZM112 78H115V81H114V86H113V79ZM255 77H254V80L256 79ZM1 79H2V81H4V82H2L1 81ZM84 79H86V80H84ZM99 81H98V80ZM116 79L118 80V82L116 81ZM123 79V80H122ZM182 79V80H181ZM185 79H186V82H185ZM189 79V80H188ZM193 79V80H192ZM223 79V80H222ZM225 79V80H224ZM262 79V80H261ZM260 79V82H259V85H261L262 83H261V81H263L264 80V77L263 78H261ZM34 80H37V82L35 81V82H33ZM47 80V79H46ZM48 80H49V78H48ZM71 80H72V82H71ZM77 80H79V81H77ZM83 82H82V81ZM109 80H112L111 82H112V85L111 86H109V85H107V84H110L111 82H109ZM125 80V81H124ZM247 80V79H246ZM85 81V82H84ZM107 81L109 82V83H107ZM183 81V82H182ZM220 81H221V83H220ZM6 82H8L7 84H6ZM46 82V81H45ZM58 82H60V84L58 83ZM82 82V83H81ZM101 82H103L102 84L104 85V83L106 84V86L108 87V90L106 91V86H105V88L104 89H102L103 87H101L100 89L97 87V86H101L102 84H101ZM117 82V83H116ZM126 84H125V83ZM173 82V81H172ZM224 84H223V83ZM225 82L227 83V82H229L228 84H225ZM245 82H247V81H245ZM264 82V81H263ZM1 83H4V84H6V85H4V84H1ZM33 83H35V84H37L36 86L35 85H33ZM49 82L47 81V84H48ZM69 83V84H68ZM79 83H81L80 85H79ZM90 83H92V85L90 84ZM96 83V84H95ZM121 83H123V85H120L119 86V84H121ZM231 83V84H230ZM236 83L238 84L237 86V88H235V86H236ZM241 83V85L239 86V84ZM261 83V84H260ZM12 84V85H11ZM43 84V85H42ZM63 86H62V85ZM66 84H67V86H66ZM70 84H72V85H70ZM77 84H78V86H77ZM95 86H94V85ZM98 84V85H97ZM125 84V85H124ZM184 84V85H183ZM187 86H186V85ZM223 84V85H222ZM4 85V86H3ZM11 85V86H10ZM74 85V86H73ZM220 85H222V86H220ZM225 85H227V86H225ZM231 85H234V86H231ZM33 86V87H32ZM61 86H62V88H61ZM68 86H70V88L68 87ZM71 86H73V88H76L75 90L71 87ZM89 86V87H88ZM96 87L97 89H99L100 91H97V89H95V88H93V87ZM184 86V87H183ZM258 86V87H257ZM35 87H37V89H35ZM57 87V88H56ZM65 87H67V88H69V89H71V90H68V89H66ZM87 87V88H86ZM116 89H115V88ZM181 87L183 88V89H181ZM221 87V88H220ZM224 87V88H223ZM230 87H231V89H230ZM233 87V88H232ZM240 87V88H239ZM33 88H34V90L35 91H37V92H39L40 94V96L37 94V92L35 93L34 91H33ZM57 89V92H56V90H55V92H54V89ZM58 88H59V90H58ZM61 88V89H60ZM94 89V92L91 94V89ZM110 88V89H109ZM181 89V91H180V89ZM204 88H205V90H204ZM228 88V90H226L225 91V89H227ZM239 88V89H238ZM67 91H66V90ZM89 89L91 90V91H89ZM103 91H102V90ZM190 89V90H189ZM196 89L199 91V92H203V91H209V90H212V89H218L219 91H220V93H218L217 95L219 96V97H217L218 98V100H216V101H210V100H206V99H199V100H197L196 102H194V103H192V104H190V105H192V107H196V109L198 110V111H202L201 109H203V111H208L209 113H210V110H211V112H213L214 113V111H216L214 114H216V116L217 117H219V114H220V112L218 113V111L217 110H219V108L221 109V107H222V111L224 110V112L226 113V114H228V115H226V114H224L223 113V115L224 116H226V117H228L229 115H231V114H233V117L231 116V118L230 117H228V118H225L226 120H224V118H223V121H225L224 123L225 124H223V127H222V130H223V132H225L226 133V131L229 133V134H234V133H244V135H246V134H249V137L248 136H244L245 137V140L243 141V139H244V137L243 138H241V139H239L238 141H236V142H234L233 143V146H232V144H229L227 147H223L224 149L225 148H227V151L225 150V152H222V151H224L223 149H222V151H221V148H222V146H221V144H220V142L217 144V145H219V147L220 148H218V150L220 151V156L221 155H223V157L221 156H217L216 154H218V150H215V151H218V152H215V154H214V152H212V150H214V149H211V145H214V147H215V145L216 144H214L215 143V141L216 140H214V139H212V137H208L202 130H199L200 128H198V129H195L194 128V125H192V123L189 121V120H185V121H183V123L181 122V124H180V127L178 128V129H173L172 128V125H170V123H169V115H170V113L171 112H173V111H175L176 109H178V108H180L181 106H182V104H184L185 102L187 103V104H189V102L193 99V98H195L194 96H195V94H197V93H199L198 91H196ZM236 90V92H238V91H240V92H238V94L235 92V91H233V90ZM253 90V91H255L256 90V92H258V93H260L261 94V96H260V94H255L252 98H250L251 96H249L248 95V98L247 97H244V96H246L245 94H244V92L247 90V91H249V90ZM31 90H32V92H31ZM63 90V91H62ZM87 90V91H86ZM96 90V91H95ZM114 90V91H113ZM194 90L196 91V92H194ZM201 90V91H200ZM258 90V91H257ZM64 92L63 93V96H62V92ZM70 91V92H69ZM78 91V93L76 94V92ZM85 93H83V92ZM189 91V92H188ZM223 91H225V92H223ZM54 92V93H53ZM58 92H60V94L58 93ZM66 92V93H65ZM71 92H73V93H71ZM82 92V93H81ZM98 93V94H96V93ZM105 92V93H104ZM170 92V93H171ZM182 92V93H181ZM184 92V93H183ZM188 92V93H187ZM191 92V93H190ZM227 92V93H226ZM229 92L231 93V95H233V97L229 94ZM235 92V93H234ZM10 93V94H9ZM32 95H30V94ZM51 93H53V95H54V97H53V95H52V97L50 96L51 95ZM57 93H58V95L59 96H56L55 97V95H57ZM69 95H68V94ZM104 93V95H102ZM175 93H177V94H175ZM235 94V96H234V94ZM240 93V94H239ZM68 96H67V95ZM71 94V95H70ZM73 94V95H72ZM106 94V95H107ZM187 94V95H186ZM188 94H190L189 96H188ZM227 94H229L228 96H227ZM244 94V95H243ZM2 95V96H3ZM25 95H26V97L28 96V99L30 100V99H32V97H34L33 99L36 101H40L39 103H42V104H38L37 103V101H36V103H35V101H34V103H32L33 102V100H32V102L30 103V101L27 99V98H25ZM33 95H35V96H33ZM42 95V96H41ZM74 95H76V96H74ZM100 97H99V96ZM105 95V96H106ZM224 95V96H223ZM226 95V96H225ZM236 95H243L241 98H239V96H236ZM8 96H10V97H8ZM42 97L41 99H36L35 97ZM50 96V97H49ZM60 96H62V98H59ZM70 96V97H69ZM72 96H73V99L72 100H74V101H72L71 100V98H72ZM78 96H81V97H78ZM96 96V97H95ZM181 96V97H180ZM192 96V97H191ZM257 96V97H256ZM50 98V100H48L49 98ZM67 97H69V98H67ZM76 97V98H75ZM77 97L80 99H77ZM86 97H88V98H86ZM224 97V98H223ZM225 97H226V99H228V101L225 99ZM228 97H232V98H234L233 100L234 101H232L231 100V98H228ZM238 97V98H237ZM51 98H52V101H51ZM54 98V99H53ZM56 98H57V100H56ZM63 98H66V99H63ZM83 98H85L84 99V101L83 100H81V99H83ZM185 98V99H184ZM187 98V99H186ZM188 98H189V100H188ZM244 98H245V100H244ZM248 100H247V99ZM254 98V99H253ZM45 99L46 100H48L49 102H48V104H46L47 103V101H46V103H45ZM58 99H59V101H63L64 100V102H65V100H66V102L65 103H61V102H59L58 101ZM62 99V100H61ZM191 99V100H190ZM221 99H223L222 101H221ZM230 99V100H229ZM236 99V100H235ZM238 99V100H237ZM239 99H241V100H239ZM250 99V100H249ZM23 100H25V101H23ZM75 100L79 103H81L82 102V104H83V106H82V104H79V105H77L78 103L77 102H75ZM79 100V101H78ZM91 100V101H90ZM169 100V101H170ZM177 102H176V101ZM187 100H188V102H187ZM11 101V102H10ZM20 101L22 102V104L24 105H26L25 107L27 108V106H29L30 105V107L28 108V109H26L24 106H23V109L21 108L22 106H21V103H20ZM27 101V102H26ZM29 101V102H28ZM58 101V103H59V105L57 106V104L58 103H55V102H57ZM67 101H69V103L67 102ZM90 101V102H89ZM182 103H181V102ZM184 101V102H183ZM207 101H208V103H210V102H212V104L210 105V104H207ZM226 101V102H225ZM230 101H232V102H230ZM240 101V102H239ZM18 102V103H17ZM54 102V104H55V106H56V108H59L60 110H58V111H55L56 110V108L52 105V103ZM73 102V104H72V106H71V104L70 103H72ZM198 102V103H197ZM217 102V104H214L213 105V103H216ZM222 102V103H221ZM9 103H10V105H9ZM18 104L17 105V107H14V105L13 104ZM29 103V104H28ZM45 105H44V104ZM51 103V104H50ZM61 103V104H60ZM74 103L77 105V109H74V111H76V112H73V109H71L72 107H74L73 105H74ZM171 103H172V105H171ZM178 103H181V105L180 104H178ZM185 103V104H186ZM223 103H224V105H226L225 106V108H224V105H223ZM228 103V104H227ZM229 103H230V105H229ZM233 103V106H231V104ZM238 103V104H237ZM239 103H241L240 105H239ZM2 104V105H1ZM16 104H15V106H16ZM32 104V105H31ZM38 105L37 107H36V105ZM49 104H50V106H49ZM69 105L68 107H70L68 110H69V112H64V110H62V109H67L68 107H66V105ZM86 104V105H85ZM88 104V105H87ZM167 104V103H166ZM174 104V105H173ZM203 104H205V106L203 105ZM11 105H13V106H11ZM42 105V106H41ZM65 107H64V106ZM76 105H75V108H76ZM180 105V106H179ZM189 105V106H190ZM194 105H196V106H194ZM199 105H201V106H199ZM202 105H203V107H202ZM215 107V106H217L216 108H218L217 110H216V108H214L213 106ZM221 105V106H220ZM10 106V107H9ZM21 106V107H20ZM49 106V107H48ZM53 106V107H52ZM80 106V107H79ZM87 106V107H86ZM168 107L167 108V110L168 111H166V109H164L165 107ZM170 106V107H169ZM177 108H176V107ZM199 106V107H198ZM210 107V108H205V107ZM220 106V107H219ZM227 106H228V108L230 109V111L228 110V113H227V110H226V108H227ZM235 106V107H234ZM239 106V108L241 109L240 111H239V109L238 108H236V107H238ZM13 107L16 109V108H18V109H13ZM20 107V108H19ZM31 107H33V108H37L39 111L37 112L36 110L37 109H33V108H31ZM44 108L45 110L46 109H48L49 108V111L47 110V111H45L44 109H42V111L40 110L41 108ZM48 107V108H47ZM51 107V108H50ZM171 107H172V109H171ZM173 107L175 108V109H173ZM191 107V106H190ZM13 109V111L15 110V112H17V115H16V113L15 112H13L11 109ZM52 108H54V109H52ZM79 108V109H78ZM227 108V109H228ZM234 108V109H233ZM8 109H10V110H8ZM26 109V113H28L31 109V111H33V112H35L36 114H41L40 116H41V118H42V116H43V118L42 119H39L38 120V118L37 117H39L38 115H36L35 113H34V115H35V117L33 116V118L31 117L32 115H33V112L32 113H28V114H30V116L27 114V115H24V113H22V112H25L24 110ZM83 109V110H82ZM84 109H86V110H84ZM157 109V108H156ZM160 109H161V111L162 112H160ZM163 109V110H162ZM210 109V110H209ZM213 109V110H212ZM215 109V110H214ZM243 109V110H242ZM19 110H21V112H19ZM53 110V111H52ZM70 110H72V111H70ZM173 110V111H172ZM232 110L234 111L233 113H232ZM45 111V112H44ZM62 111V112H61ZM65 111H67V110H65ZM140 111V110H139ZM163 111L165 112V113H163ZM237 111H238V113H237ZM20 114H19V113ZM53 112V113H52ZM54 112L56 113V114H54ZM64 112V113H63ZM71 112V115L69 114ZM79 113V115H78V113ZM114 112V113H113ZM161 113V114H155V113ZM170 112V113H169ZM236 112V113H235ZM7 113V114H6ZM13 113V114H12ZM24 115H22V114ZM25 113V114H26ZM49 113V114H48ZM60 113V114H59ZM168 113V114H167ZM218 113V114H217ZM234 113H235V115H234ZM4 116H3V115ZM15 114V115H14ZM21 115V117L23 116V119L19 116V115ZM44 114H45V116H44ZM68 114V115H67ZM76 114L78 115V116H76ZM110 114V113H109ZM117 114V115H116ZM123 114H122V116H123ZM146 114V115H145ZM165 114H167V115H165ZM211 115H214V114H212V113H210ZM14 115V116H13ZM47 115V116H46ZM50 115V116H49ZM55 115V116H54ZM57 115V116H56ZM62 115V116H61ZM75 115V116H74ZM116 115V116H115ZM222 115V114H221ZM1 116L2 117H4V119L3 118H1ZM15 116H17V117H15ZM27 116H29V118H32L31 120H33V119H37V120H33L32 121V123H30L29 121H30V119L27 117ZM54 117V119L53 118H51V117ZM58 116H60V117H58ZM63 116H65V117H63ZM68 116V117H67ZM71 116V117H70ZM73 116V117H72ZM104 116V118H102ZM118 116V117H117ZM148 116V117H147ZM156 116H158V118L156 117ZM21 119H20V118ZM24 117H27L25 120H24ZM50 119H52V120H50ZM106 117V118H105ZM152 117V118H151ZM163 117V118H162ZM166 117V118H165ZM189 117H191L190 115H189ZM48 118V119H47ZM130 118V119H129ZM162 118V119H161ZM235 118V119H234ZM2 119V120H1ZM20 119V120H19ZM29 119V120H28ZM61 120L60 122L58 121V120ZM66 119V120H65ZM109 119H110V121H111V123H110V121H109ZM133 119V118H132ZM131 119V120H132ZM156 119H158L159 121L157 122L156 121ZM260 119V120H261ZM4 120V121H3ZM22 120H24V122L26 121V123H30V124H33V123H36L37 121H39V122H37L35 125H32V127L31 126H29V124H27L28 126H25L24 125V122L22 123V125H24L23 127H21L22 125L20 124L21 122H22ZM28 120V121H27ZM45 121V122H47L46 124H44L45 122H43V121ZM49 120V121H48ZM104 120H106V122L104 121ZM120 120V121H119ZM123 120V121H122ZM127 120V121H126ZM20 123H19V122ZM43 122V124H42V122ZM57 121L59 122V123H57ZM65 121V122H64ZM67 121V122H66ZM104 121V122H103ZM119 122L118 124H117V126L115 125L117 122ZM151 121V122H150ZM152 121H153V124H152ZM168 121V122H167ZM227 121V122H226ZM16 122V123H15ZM41 122V123H40ZM49 122H52L53 124H49ZM90 122H91V124H90ZM92 122H95V125L96 126H99V127H101V128H99V127H96L95 125H94V123H92ZM97 122L99 123L100 122V124H102V125H100V124H97ZM102 122V123H101ZM112 122H114V123H112ZM162 122V123H161ZM254 122V123H253ZM39 123H40V126L38 127V125H39ZM105 123H107V124H105ZM151 123V124H150ZM155 123L159 126V131H158V128L156 127L157 125H155ZM167 123V124H166ZM13 124V125H12ZM62 124V123H61ZM92 124H93V129L96 127V128H98V130H99V132L101 133V131H102V129L104 130V132L105 133H107L108 132V134L105 136V137H103L102 138V140L101 139H97V140H94V141H91V142H89V144H84V143H81V144H79V146H77V147H79V148H76L75 149V151L76 152H74V153H70L69 152V149H71V147H75L76 146V144H74V143H76L77 142V140H83V139H85V138H87V137H89V136H91L93 133L96 135L97 134V132H98V130L95 128L94 130L92 129ZM103 124H105L104 126H103ZM109 124V125H108ZM150 124V125H149ZM160 124V125H159ZM161 124H165L164 126L163 125H161ZM183 124V125H182ZM227 124V125H226ZM19 125H21V126H19ZM42 125V126H41ZM166 125H168L167 127H166ZM226 125V126H225ZM16 126V127H15ZM37 127V129L36 128H34V127ZM44 126V127H45ZM90 126V127H89ZM95 126V127H94ZM103 126V127H102ZM114 126V127H113ZM151 126V127H150ZM162 128H161V127ZM170 126V127H169ZM183 126V127H182ZM15 129H14V128ZM26 127H28L29 128V130H27V128ZM32 129H31V128ZM107 127V128H106ZM110 127H113V128H111V129H109ZM117 127V128H116ZM149 127V128H148ZM153 127H154V129L155 128H157V129H153ZM166 127V128H165ZM228 129H227V128ZM250 127V128H249ZM13 128V129H12ZM17 128H20V129H17ZM79 128L81 129V128H84V129H82V131L83 132H78L79 131ZM86 128V129H85ZM87 128H89V129H87ZM118 128H120L119 130H118ZM151 128V129H150ZM249 128V129H248ZM21 129H23V130H21ZM91 129V130H90ZM109 129V130H108ZM115 129V130H114ZM166 130V132L168 131V134H166V133H164V131ZM172 129V130H171ZM182 129V130H181ZM186 129V130H185ZM244 129H246V130H244ZM248 129V130H247ZM18 130V131H17ZM25 130H27L28 132H26ZM32 130H34V131H32ZM37 130V131H36ZM78 130V131H77ZM95 130H96V132H95ZM101 130V131H100ZM111 130V131H110ZM139 132H138V131ZM140 130H142V131H144L143 133H142V131H140ZM150 130V131H149ZM163 130V131H162ZM178 130V131H177ZM241 130V131H240ZM243 130V131H242ZM32 131L33 132V136L34 135H36L35 137H33L31 134H32V132L30 133V132ZM76 132V133H72V132ZM81 131V130H80ZM84 131L86 132V134L84 133ZM88 131V132H87ZM139 133V135H138V133ZM154 131H156L155 133H154ZM22 132V133H21ZM35 132H36V134H35ZM77 132H78V134H77ZM91 132V133H90ZM93 132V133H92ZM103 131H102V133H104ZM112 132V133H111ZM132 132V133H131ZM134 132H136V133H134ZM141 132V133H140ZM148 134H147V133ZM162 132V133H161ZM171 132H173V133H171ZM8 133H10V134H8ZM25 133V134H24ZM27 133V134H26ZM71 133L73 134V135H71ZM100 133H98V134H100ZM147 135H146V134ZM152 133V135H150ZM182 133H184V134H182ZM254 133H256V132H254ZM12 134V136H11V138H10V135ZM29 134V135H28ZM76 134V137L74 136ZM79 134H81V136H79ZM94 134H93V136H94ZM110 134V135H109ZM132 136H131V135ZM135 134V135H134ZM143 134H145L144 136H145V138H144V136H143ZM153 134H155V135H153ZM160 134V135H159ZM163 134H166V135H168L169 137H170V135L174 138H172V137H170V138H172L173 140L171 141L170 139H168V136H166L165 135V137H164V135ZM173 134V135H172ZM175 134H176V136H175ZM7 135H9V136H7ZM26 135V136H25ZM70 135V139L68 138V136ZM89 135V136H88ZM112 135H115V136H112ZM124 135V136H123ZM126 135H127V138H126ZM138 135V136H137ZM163 135V136H162ZM178 135V136H177ZM184 135V136H183ZM14 136V140H13V137ZM20 136V137H19ZM24 136V137H23ZM28 136V137H27ZM30 136H31V138H33V139H31L30 138ZM64 136V137H63ZM79 136V137H78ZM83 136H85V138H83ZM87 136V137H86ZM118 136V137H117ZM137 138H139V136L141 137V139L143 140V139H145L144 141H147V142H144V143H146V144H144V145H142L141 146V142H139L140 144V146L142 147L140 150L141 151H139V153L141 154V157H140V159H139V157H137V156H140V154L138 153L137 154V156L133 159V160H129V162H128V166L129 167H127V168H125V164H123V165H121L122 164V162H124L125 163V161H120V162H117V163H113V164H117L116 166L114 165L113 166V164L112 163H110V165H112V167L111 168H113L114 167V169L115 170H117V167H118V169H122V167H123V170H121V172H118V171H120V170H118V171H114V169H112V171L110 170L111 168H110V166H108L109 165V161H107V163L108 164H105V167H104V163H105V159L106 160H108V159H110L111 157H113L112 159H115V158H117V157H119V156H117V155H119V154H121V153H123V155H124V153L126 152V151H128V148H127V146L129 147V149H130V147H131V144L133 143V139L132 140H130V138H134V139H137ZM149 136V137H148ZM154 136L156 137V138H154ZM186 136V137H185ZM8 137V139H9V142H7L8 141V139L6 140V138ZM15 137H17V138H19L18 140L19 141H16L17 139L15 138ZM26 137V138H25ZM61 137H63V138H61ZM78 137V138H77ZM82 137V138H81ZM110 137H112L110 140H108ZM124 137V138H123ZM128 137H129V139H128ZM143 137V138H142ZM146 137H147V139H146ZM157 137H158V139H157ZM161 138V140H160V138ZM164 137V138H163ZM177 139H176V138ZM64 138H66V139H64ZM70 140V141H72V143L68 140V139ZM76 140H75V139ZM81 138V139H80ZM115 138V139H114ZM124 139V140H118V139ZM154 138V139H153ZM167 138V139H166ZM249 138H251V140L249 139ZM1 139H3V140H1ZM66 140V142L67 143H64L63 141H60V140ZM127 141H126V140ZM152 139H153V141H152ZM164 139V140H163ZM165 139L166 140H169V141H165ZM208 139H212V140H209L208 141ZM247 139H249L248 141H249V143H248V141H247V143H246V140ZM5 140V141H4ZM13 140V141H12ZM101 140V141H100ZM108 140V141H107ZM181 140V141H180ZM213 140H214V143L212 144V142H213ZM241 140V141H240ZM12 141V142H11ZM61 142L60 144H59V142ZM96 141V142H95ZM105 143H108L107 144V146L106 147H104L106 144H104V142ZM115 141V142H114ZM123 141H125V142H123ZM156 141V142H155ZM158 141H161V142H158ZM4 142H7V143H4ZM17 142V143H16ZM56 142V143H55ZM71 144H70V143ZM94 142L96 143V144H94ZM101 142H103L102 144H103V146H101L102 144H101ZM113 142V143H112ZM155 142V143H154ZM164 142V143H163ZM166 142H168L167 144H170V146L171 147H169L168 148V146L169 145H166L165 143ZM169 142H171V143H169ZM172 142H175V143H172ZM207 142V143H206ZM211 142V143H210ZM238 142V143H237ZM254 142H256V143H254ZM10 143H12V145H10ZM16 143V144H15ZM62 143H64V144H62ZM93 145H92V144ZM113 145V146H115V147H113L111 144ZM156 143H158V144H156ZM161 143H163V144H161ZM178 143V144H177ZM241 143V144H240ZM242 143H245V144H243L242 145ZM258 143H261V144H258ZM5 144V145H4ZM20 144H21V146H20ZM26 144H28V145H26ZM67 144V146H65ZM72 144H74L73 146H72ZM101 144V145H100ZM110 144V145H109ZM148 144V145H147ZM164 145V147L162 146V147H158L159 145ZM173 144H175L174 146H173ZM209 144H210V146H209ZM238 144V145H237ZM13 145H14V147H18L19 146V148H22V149H17V151H16V149L13 147ZM16 145V146H15ZM22 145H23V147H22ZM24 145H26L25 147H24ZM47 145H49V148H51V149H49V148H47L48 146ZM63 145H64V147H63ZM70 145V146H69ZM109 145V146H108ZM130 145V146H129ZM146 145V146H145ZM160 145V146H161ZM216 145V146H217ZM235 145V146H234ZM241 145V146H240ZM10 146V147H9ZM62 146V147H61ZM69 146V147H68ZM90 146V147H89ZM95 146V148H96V150H95V148H93ZM100 148H99V147ZM144 146V147H143ZM157 146V147H156ZM172 146L174 147L173 149H172ZM204 146V147H203ZM233 148H232V147ZM11 147H12V149H11ZM16 147V148H17ZM45 147V148H44ZM59 147H61V148H59ZM81 147V148H80ZM151 147V148H150ZM155 148V150H154V148ZM190 147H193V150H192V148H190ZM206 147V148H205ZM208 147H210L209 149H208ZM235 147L237 148V150L235 149ZM238 147H240V148H238ZM242 147H244V149H241ZM43 150V148H44V150L42 151V152H40L41 150ZM63 148V149H62ZM89 148V149H88ZM109 148H112V149H109ZM114 148H115V150H114ZM125 148H126V150H125ZM144 148V149H143ZM153 148V149H152ZM161 148V152H162V150H163V152H165L164 151V149L165 150H167V148H168V150L169 149H171V150H169L170 152L173 150H175V149H179V152H177L175 155H174V158L172 157L170 160H168L169 162H168V166H166V168L165 169H167V167H168V169L164 172L163 171V173L161 174V178L159 177V179H158V177H157V179H154L153 181L154 182H156L157 180L160 182V180H161V183H158L157 182V184H155L154 185V182L152 183V185L154 186V187H151L152 185L150 184V186H149V188L145 191V192H142L141 190H140V192H142V194L140 193H138L137 192V194H135L134 192L135 191H139V189H137L136 187H140L137 183H135L138 179L140 180V178H139V176L141 177V174H142V172L140 173V170H141V168H140V166H142V165H140V164H143V163H147V162H153V161H155L154 163H157V161L159 162V159H160V161L162 160L161 158H163V156H166V155H163L162 153H160L159 155H161V157H157V152L159 153L160 152V150H158V149H160ZM163 148V149H162ZM213 148V147H212ZM216 148V147H215ZM229 148V149H228ZM11 149V150H10ZM32 149V150H31ZM46 149H47V151H46ZM54 149V150H53ZM67 149V150H66ZM87 149V150H86ZM103 149V150H102ZM104 149H105V151H104ZM118 149V150H117ZM148 149V150H147ZM149 149H151V150H149ZM207 149V150H206ZM240 149V150H239ZM8 150H9V152H8ZM21 150V151H23V152H21L20 151V153H19V151ZM26 150H29V151H27L26 152ZM40 150V151H39ZM58 150V151H57ZM78 150H79V152H78ZM111 150V151H110ZM125 150V151H124ZM157 151V152H155L154 153V151ZM210 150V151H209ZM229 150V151H228ZM18 152V153H16V152ZM30 151H31V153H30ZM48 151H50V152H48ZM52 151V152H51ZM66 151V152H65ZM68 151V152H67ZM82 151H85V152H83L82 153ZM100 151H102L101 153H100ZM113 151H115V153L113 152ZM118 151V152H117ZM123 151V152H122ZM151 151V152H150ZM153 151V152H152ZM234 151V152H233ZM12 152V153H11ZM14 152H15V154H14ZM28 152H29V154H28ZM47 152V153H46ZM53 152H54V154H53ZM58 152H60V153H58ZM91 152V153H90ZM111 152H112V154H111ZM121 152V153H120ZM144 152V153H143ZM149 152H150V154H149ZM170 152H168V153H170ZM198 152H200V153H198ZM221 152L223 153V154H221ZM228 152V153H227ZM231 152V153H230ZM233 152V153H232ZM263 153H264V151H262ZM7 153V154H6ZM9 153V154H8ZM36 153V154H35ZM52 153V154H51ZM61 153H65V156H67L68 154H75L76 153V157L75 156H73V159L71 160V157H69V155L67 156V158L69 159H66L65 157H63L65 160H63V158H59V159H57V157H56V155L55 154H57V156L59 155V156H64V154H61ZM90 153V154H89ZM95 153H97V154H95ZM98 153H99V155H98ZM110 153V154H109ZM145 153H147V154H145ZM154 153V155H156V156H151L152 154ZM167 153V152H166ZM196 153H198L200 156H198V154L196 155ZM11 154V155H10ZM31 154H32V156H31ZM39 154H42V155H39ZM45 154H51V156L54 158V164H55V160H59V163H57V166L58 167H56L55 165V167H56V169H54V167H53V170H51L50 171V169L49 170H47V171H43V172H39V168L37 169V167H38V160L40 159V158H42ZM61 154V155H60ZM92 154V155H91ZM104 156H103V155ZM105 154H107V156L105 157ZM117 154V155H116ZM192 154V155H191ZM194 154V155H193ZM8 155H10V157L8 156ZM19 155H21V157L19 156ZM26 155H28V156H30V157H28V156H26ZM79 157H78V156ZM81 155V156H80ZM83 155V156H82ZM122 155V156H123ZM213 155H216V156H213ZM225 155V156H224ZM264 155V154H263ZM263 155L261 154V156H260V158L259 159H261V158H263L264 159V157H263ZM3 156H5V157H3ZM7 156V157H6ZM13 156H15V158L13 157ZM18 156H19V158H18ZM35 156H36V162L34 163V159H35ZM42 156V157H41ZM108 156H110L109 158H108ZM115 156V157H114ZM144 156V157H143ZM149 156V157H148ZM150 156L152 157V160L150 159ZM194 156V157H193ZM196 156H198V157H196ZM206 156V157H205ZM227 156V157H226ZM3 157V158H2ZM13 157V158H12ZM32 157V159H30ZM40 157V158H39ZM56 157V158H55ZM80 157H83V159L82 158H80ZM91 157V158H90ZM147 157H148V161H147ZM157 157L158 158V160H157V158L155 159V158ZM202 157H203V159H202ZM216 157L218 158V159H220V161H221V159L224 161V162H220L218 159H216ZM18 158V159H17ZM24 158H26V159H24ZM28 158V159H27ZM38 158V159H37ZM74 158H75V160H74ZM78 158H80V159H78ZM98 158H100L99 160H98ZM105 158V159H104ZM142 158V159H141ZM214 158V159H213ZM2 159H5V160H2ZM13 159V161L11 162V160ZM15 159H17V161L15 160ZM77 159L78 160H80V161H77ZM87 159V160H86ZM91 159V160H90ZM94 159H96V161H97V163H96V161L94 160ZM144 159H145V161H144ZM155 159V160H154ZM213 159V160H212ZM217 161H219L220 162V164H218L219 162H217ZM2 160V161H1ZM18 160H19V162H18ZM21 160V161H20ZM28 160H30L29 162H27ZM31 160H33V161H31ZM60 160H62L61 162H60ZM85 160V161H84ZM157 160V161H156ZM171 160H173L172 162H171ZM196 160V161H195ZM198 160V161H197ZM8 161H10V162H8ZM70 161V162H69ZM87 161V162H86ZM92 161V162H91ZM101 161H104V162H102L101 164H102V166L104 167V169L106 168V167H108V169L106 168L105 170H103V167L101 166V164H100V162ZM113 161V160H112ZM126 161H128V160H126ZM140 161V163H138ZM142 161V162H141ZM214 161H216L217 163L215 164V162ZM25 162V163H24ZM32 162V163H31ZM57 162V161H56ZM64 162V163H63ZM72 162H73V165H72ZM77 163V165H76V163ZM79 162V163H78ZM84 162V163H83ZM136 162V163H135ZM196 162V163H195ZM199 162L201 163V164H199ZM261 162L262 163H264V160H262L261 159ZM13 163V164H12ZM22 163V164H21ZM28 163H29V165H28ZM36 163H37V165H36ZM87 163H89V164H87ZM91 163V164H90ZM120 165H119V164ZM127 163V162H126ZM144 164V166H145V168L147 169V170H145V171H147V173H149V169L153 172L155 169L154 168H156L157 167V165H158V163L155 165L154 163H152V164ZM170 163V164H169ZM174 163V164H173ZM211 165H210V164ZM225 163H227V162H225ZM18 164V165H17ZM31 164V165H30ZM34 164V165H33ZM62 164H64V165H62ZM78 164H80V165H78ZM87 164V165H86ZM96 164V165H95ZM138 164L140 165L138 168L136 167V165L138 166ZM198 164H199V166H198ZM215 164V165H214ZM218 164V165H217ZM259 164H261V165H259ZM9 165H11V166H9ZM17 165V166H16ZM19 165H20V167H19ZM26 165H28V167L26 166ZM32 165L34 166V168L32 167ZM53 165V164H52ZM70 165V166H69ZM82 165V166H81ZM84 165V166H83ZM89 165H91V166H89ZM95 165V166H94ZM99 165V166H98ZM217 165V166H216ZM225 165H223V167L225 166ZM257 165H259V166H257ZM24 166H26V167H24V169H23V167ZM29 166H31V167H29ZM61 166V167H60ZM68 166V167H67ZM122 166V167H121ZM148 166L150 167L149 169H148ZM176 167V169H175V167ZM204 166H205V168H204ZM221 166V165H220ZM76 167V168H75ZM84 168V169H82V168ZM86 167V168H85ZM94 167V168H93ZM98 167H100L101 169H99ZM119 167H121V168H119ZM172 167V168H171ZM174 167V168H173ZM193 167H195V168H193ZM245 167V168H244ZM10 168V169H9ZM20 168V169H19ZM26 168H28V169H26ZM31 168V169H30ZM67 168V169H66ZM90 168V169H89ZM93 168V169H92ZM110 168V169H109ZM132 168V169H131ZM171 168V169H170ZM207 168V169H206ZM7 169V171H5ZM13 169V170H12ZM52 169V168H51ZM58 169V170H57ZM76 169V170H75ZM80 169H82V170H80ZM135 169H136V171L138 170V169H140V170H138L137 172L135 171ZM153 169V170H152ZM178 169H180V170H178ZM204 169V170H203ZM220 169V170H219ZM222 169H225V167L224 168H222ZM232 169V170H231ZM247 169V170H246ZM9 170H10V172H9ZM16 170H18V171H16ZM29 170V171H28ZM61 170V171H60ZM78 170H79V172H78ZM83 170H86V171H83ZM97 170V171H96ZM107 170H109V171H111V172H107ZM131 170V171H130ZM135 172V174H133L134 172ZM156 170H157V168H156ZM177 170V171H176ZM228 170H229V172H228ZM235 170H237V171H235ZM22 171H24L23 173H22ZM36 171V172H35ZM53 171H55V174H54V172ZM67 172V175H66V172ZM76 171H77V173H76ZM95 172V174L93 173V172ZM105 171V172H104ZM123 171V172H122ZM127 173H126V172ZM131 172L132 174H130L129 172ZM144 171V172H145ZM151 171H150V173H151ZM171 171V172H170ZM175 171V172H174ZM179 171V172H178ZM222 171V170H221ZM239 171V172H238ZM246 171V174L247 173H250V174H247V177L246 178H248V180L244 177V172ZM254 171V175L256 176V177H258V179L260 178L261 180H258L255 176L254 177H252V172ZM262 170H260L259 172H261ZM5 172H6V174H7V176L5 175ZM16 172V173H15ZM29 173V175H30V172H31V174H33V175H31L33 178H31V176H29L28 174H27V176L25 177L24 175H26V173ZM50 172V173H49ZM57 172V173H56ZM61 172H63V174L61 173ZM82 172V173H81ZM86 174H85V173ZM98 172H100V173H98ZM108 174H107V173ZM112 172H113V174H115L116 172L117 173H120L121 174V176H123V178L121 179V176H120V174H118L117 175V173H116V176L115 175H112ZM138 172H139V175L138 176H136V174H138ZM210 172V173H209ZM213 172H217L215 175H212V173ZM226 172H228V173H226ZM11 175H10V174ZM13 173V174H12ZM18 173V174H17ZM34 173H35V175H37V176H35L34 175ZM40 173V174H39ZM64 176L63 178H59V177H62V175ZM69 173V174H68ZM71 173V174H70ZM96 173H97V175H100V176H97L96 175ZM104 173H106L107 175H105ZM126 175H125V174ZM234 173V174H233ZM16 174H17V176L20 178H18L17 176H16ZM19 174H20V176H22V177H20L19 176ZM23 174V175H22ZM39 174V175H38ZM42 174V175H41ZM44 174V175H43ZM49 174V175H48ZM50 174L53 176V177H51L50 178ZM56 174H57V176H56ZM58 174H60V175H58ZM80 174V175H79ZM92 174V176H90V175ZM93 174H94V176H93ZM109 174H111V175H109ZM127 174H129V177L131 178V179H129V177H128V175ZM168 174V175H167ZM175 174V175H174ZM185 174V175H184ZM220 174H222V175H220ZM226 174V175H225ZM228 174V175H227ZM238 174V175H237ZM15 176V178H17V179H19V180H17V179H12V181L13 182H11V178H13L14 176ZM68 175L70 176V177H73V178H69L68 177ZM84 175H86V177L84 176ZM102 175H104V176H102ZM133 175H134V177H133ZM167 175V176H166ZM172 175V176H171ZM181 175V176H180ZM237 175V176H236ZM262 175V176H261ZM5 176V177H4ZM24 176V177H23ZM39 176H41V178L39 177ZM48 176V177H47ZM76 176H77V178H76ZM79 176V177H78ZM81 176V177H80ZM87 176H90L91 178H88ZM107 176H108V178H107ZM109 176H113V178L111 177H109ZM114 176L118 179V180H120V181H118V182H120L119 184L117 183V181H116V184H118V185H120L122 182H124V183H122V184H124V185H120V186H118L117 187V185H115V181L113 182V180H117V179H114ZM119 176V177H118ZM127 176V177H126ZM215 176V177H214ZM218 176V178H219V180H218V178L216 179V177ZM227 176V177H226ZM11 177V178H10ZM42 177H44V178H42ZM93 177V178H92ZM102 179V182H103V178H106L105 180H107V181H104L103 182V184H102V182L99 184V182H100V178ZM103 177V178H102ZM135 179L136 177L138 178V179H136V181L135 180H133V178ZM164 177V178H163ZM186 177V178H185ZM199 177V178H198ZM226 179H228V180H226ZM250 177H252V179L250 180ZM7 178V179H6ZM10 178V179H9ZM21 178H23V180L21 179ZM26 178V179H25ZM31 178V179H30ZM46 178H49V179H51V181L50 180H47ZM52 178H54V179H52ZM58 178V179H57ZM65 178V179H64ZM78 178H79V180H78ZM83 178H86L85 180H82ZM95 178V179H94ZM120 178V179H119ZM183 178V179H182ZM221 178L223 179L224 178V180H223V182H222V180H221ZM232 178V179H231ZM245 180H247L248 181V183H250V182H252V183H250V184H248L246 181H244V179ZM254 178L257 180H254ZM5 179V180H4ZM30 179V180H29ZM40 179V180H39ZM62 179V180H61ZM74 179H76L75 181H74ZM88 179V180H87ZM111 179H113L112 181H111ZM125 179V180H124ZM179 179V180H178ZM187 179H189V180H187ZM194 179V181H192ZM3 180H4V182H3ZM7 180V181H6ZM17 180V181H16ZM21 180V181H20ZM25 180V181H24ZM31 180H32V182L34 183H31ZM35 180H36V182H38V183H36L35 182ZM56 180V181H55ZM61 181V182H59V181ZM65 180V181H64ZM67 180V181H66ZM92 180H94L93 182H92ZM138 180V181H139ZM162 180H163V182H162ZM174 180V181H173ZM183 180V181H182ZM219 181V182H221V183H219V182H217V181ZM250 180V181H249ZM254 182H253V181ZM49 182V183H46V182ZM79 181H81L82 183H81V186L79 185ZM85 181V182H84ZM96 181V182H95ZM97 181H98V183H97ZM109 181H110V184H108L109 183ZM128 181H130V183H131V181H132V183L134 182V184H133V186H132V184L130 185V183H127ZM137 181V182H138ZM171 181V182H170ZM173 181V182H172ZM184 181H188L187 183H185ZM241 181V182H240ZM5 182H6V184H5ZM9 182V183H8ZM15 182V183H14ZM16 182H18V183H20V184H18L17 183V185H16ZM66 182V183H65ZM68 182V183H67ZM95 182V183H94ZM107 182V183H106ZM165 182H166V184H165ZM175 182V183H174ZM182 182H184L185 183V186H188V187H193V189L192 188H184V183L182 184ZM215 182H217V185H216V183ZM244 182V183H243ZM52 183H54L53 184V186H51L52 185ZM62 183H63V186H62ZM65 183V184H64ZM70 183H72V184H70ZM93 183H94V186H93ZM97 183V184H96ZM162 183H163V185H162ZM191 183H192V185H191ZM194 183V184H193ZM196 183V184H195ZM218 183L221 185V187L224 189V191L222 190V188L218 185ZM223 183V184H222ZM242 183V184H241ZM263 183H264V181H263ZM14 186H13V185ZM28 184H30V187H31V190H30V188H26V187H24V186H27ZM31 184H33V185H31ZM35 184H37V185H35ZM39 184H41V185H39ZM56 184V185H55ZM74 184L76 185V187L74 186ZM106 184V185H105ZM114 184V186H112V185ZM125 184H127L126 186H125ZM130 186H129V185ZM186 184H190V185H186ZM246 185V190H245V188H244V186ZM9 185H11V186H9ZM57 187H55V186ZM59 185H61V186H59ZM71 185H73V187L71 186ZM79 185V186H78ZM97 185L99 186V188H101V190H102V187L105 189V190H103V192L104 193H102L103 194V196H105L104 198H105V200H104V198H103V196H102V194H101V190L99 191V189H98V187H97ZM102 185H105V186H109V185H111L112 187H114L115 188V190L112 188V187H106L105 188V186H102ZM134 185H135V188H134ZM137 185V186H136ZM159 185V186H158ZM171 185V186H170ZM224 185V186H223ZM230 185V186H229ZM248 185V186H247ZM252 185V186H251ZM255 185V186H254ZM260 185V186H259ZM65 186H66V188H65ZM69 186V187H68ZM74 188V191H72L73 189L71 188ZM79 188H78V187ZM88 188H87V187ZM93 186V187H92ZM123 186H125V187H123ZM128 186V187H127ZM132 186V188L134 189V190H132V188H130ZM162 186V187H161ZM166 186V187H165ZM174 186V187H173ZM181 186H182V188H181ZM218 186H219V188H218ZM227 186H229L228 188L230 189H228L227 188ZM3 189H2V188ZM7 189H6V188ZM21 187V188H20ZM23 187H24V189H23ZM28 187H29V185H28ZM39 187V188H38ZM50 187H55L54 189L53 188H50ZM58 187H61V188H58ZM63 187H64V189H66L65 190V192L67 191V193L69 192V194H77L75 197H77V198H79L78 199V201H76L77 199L76 198H74V196H72L73 197V199H75L74 200V202L76 201L77 202V205L76 204H74V202H73V200H71V201H69V198H67V199H64V203L61 201L59 204H58V202H56L58 205H56V204H54V200L57 198V197H55V196H57V195H59L58 193H60V197H61V195L64 193L63 191H64V189H63ZM85 187V188H84ZM90 187V188H89ZM116 187H117V189H116ZM151 187V188H150ZM156 187H158V189L160 190H158ZM160 187V188H159ZM171 187H173V188H171ZM199 187V188H198ZM227 189V190H225V188ZM231 187V188H230ZM249 187V188H248ZM254 187V188H253ZM15 188V189H14ZM33 188V189H32ZM41 188V189H40ZM44 188H45V190H44ZM111 188L112 190H114V191H112L111 189V191L109 190V189ZM120 188V190L121 189H123L122 191H124V192H122V191H119L118 189ZM130 189V191H133L132 192V196H131V192L129 191V189ZM153 188V189H152ZM156 188V191L154 190ZM183 188H184V190L186 191H184L183 192ZM247 188H248V192H249V189H250V191L251 192H247ZM261 188H262V190H261ZM14 189V190H13ZM18 189V190H17ZM35 189H37V190H35ZM40 189V190H39ZM43 189V190H42ZM47 189V190H46ZM48 189H50V190H48ZM51 189H53V191L51 190ZM95 190L98 194H99V192H100V196L97 194V193H95V191H92V190ZM136 189V190H135ZM141 189V188H140ZM149 189H150V191L151 192H148L149 191ZM187 189H188V191H187ZM190 189L192 190V192L190 191ZM199 189V190H198ZM240 189H242V190H240ZM21 192H20V191ZM24 190V191H23ZM32 190H34L35 191V193H34V191H32ZM57 190V191H56ZM59 190H61V191H59ZM72 191V192H70V191ZM106 190H109V191H106ZM117 190V191H116ZM126 190V191H125ZM152 190H154V192L152 191ZM170 190H173L172 192H167V191H170ZM174 190H176V191H174ZM178 190V191H177ZM198 190V191H197ZM245 192H244V191ZM253 190V191H252ZM5 191V192H4ZM9 191H10V193L11 192H18L19 191V193L17 194L18 196H20L21 194L20 193H23V195H21V197L19 198L17 195H15L16 193H14V194H12L11 195V197H13L14 196V198L12 199L11 197H10V194H8L9 193ZM29 193H28V192ZM31 191H32V193H31ZM46 191H48V192H53V194L55 195H53V194H48ZM54 191H56L55 193H54ZM99 191V192H98ZM105 191H106V193L108 192V193H114L115 192V194L117 193V195H108V193H107V195H105ZM196 193V194H194V192ZM225 191H228V193L227 192H225ZM231 191V192H230ZM260 191V192H259ZM6 192H7V195H6ZM24 192H25V197H23L24 196ZM48 194V196H46L47 194ZM91 192V193H90ZM120 192V193H119ZM122 192V193H121ZM153 192V194H154V196H153V194H149V193H152ZM159 192V193H158ZM175 192H177V193H174ZM180 192H181V195L179 196L178 194H180ZM188 192V193H187ZM192 193V198L190 199V196H191V193ZM198 192V193H197ZM225 192V193H224ZM248 193L247 195L245 194V193ZM255 192V193H254ZM258 192V193H257ZM36 193H37V195H36ZM41 193V194H40ZM62 193V194H61ZM162 193V194H161ZM167 193H168V195H167ZM184 193V194H183ZM227 193V195L229 194V196H227V195H224V194H226ZM232 193V194H231ZM250 193H251V195H250ZM254 193V194H253ZM260 193H262L261 194V196H260ZM65 194V193H64ZM91 194H93V195H91ZM99 196V197H101L102 196V198L100 199V201L98 202L97 201V195ZM121 195V198L119 197L120 195ZM129 194V195H128ZM135 194V195H134ZM138 194H139V196H142V197H139L138 196ZM156 194H157V196H156ZM186 194V195H185ZM190 194V196H188ZM238 194V195H237ZM245 194V195H244ZM257 194H258V196H257ZM4 195H6V197L4 196ZM30 197H29V196ZM43 196V198L42 197H39V196ZM66 195V194H65ZM68 195V194H67ZM84 195V196H83ZM119 195V196H118ZM123 195V196H122ZM145 195V196H144ZM173 195H175L176 197H173ZM185 195V196H184ZM193 195H195L194 197H193ZM198 197H197V196ZM230 195H233V197H232V199H231V196ZM244 195V196H243ZM10 197V198H7V197ZM28 196V197H27ZM36 196V197H35ZM51 198H50V197ZM53 196V197H52ZM87 196H88V198H89V196H90V198H89V200L87 199V200H85L86 198H87ZM125 196V197H124ZM132 198V199H130V197ZM134 196H135V198H134ZM136 196H138V198H141V199H139L140 201H142V198H144L143 199V202H141V204L143 203V204H145L143 207H145L146 208V210H145V208H142V206H140V204H139V200L138 201H135V200H133V199H136L137 200V198H136ZM152 196V197H151ZM167 196V197H166ZM173 198H176V199H173ZM180 197V200L182 201H180L179 199H177L178 197ZM186 198H184V197ZM204 196V197H203ZM226 196V197H225ZM250 198H249V197ZM253 196V197H252ZM23 197V198H22ZM33 197L35 198V200L33 199ZM39 197V198H38ZM96 199H94V198ZM98 197V198H99ZM108 197H110V198H108ZM114 197H115V199H114ZM149 197V198H148ZM155 197H157V198H155ZM169 197V198H168ZM229 197V200L227 199ZM255 197L257 198V201H256V199H255ZM7 198V200H5ZM22 198V199H21ZM41 198H42V200H41ZM59 198V197H58ZM81 198V199H80ZM85 198V199H84ZM117 198V199H116ZM118 198H120V199H118ZM128 198V199H127ZM151 198H154V200L153 199H151ZM167 198H168V200H167ZM173 199V201H172V199ZM182 198H184V199H182ZM195 198V200H193ZM197 198V199H196ZM199 198V199H198ZM10 200V202L12 203V204H10L9 205V203L7 204V202ZM38 199H39V202H37L38 201ZM50 199H54V200H51V201H49ZM71 199V198H70ZM82 199H84V200H82ZM113 199V200H112ZM122 199V200H121ZM148 199V200H147ZM151 199V200H150ZM166 199V200H165ZM187 199H189V201H187ZM214 199H215V201H214ZM12 200H14V201H12ZM23 200V201H22ZM31 200H33L34 201V203H33V201H31ZM43 200L45 201V202H43ZM67 200V201H66ZM94 200V201H93ZM132 200L134 201V203L136 202H138L137 203V205H138V207H137V205H136V203L133 205V202H132ZM146 200V201H145ZM161 200V201H160ZM171 200V201H170ZM176 200V201H175ZM184 200H186V201H184ZM191 200V201H190ZM202 200V201H201ZM212 200V201H211ZM231 200H232V202L233 203H231ZM236 200V201H235ZM252 200V201H251ZM18 201V203H16ZM24 201H25V203L27 202V201H29V205L27 206V203L26 204H24V206H25V208H26V206L28 207V210L26 211L25 210V208H24V210L26 211V214L27 213H29L28 211H30V208H31V210L32 209H38V211L40 210H42L41 212H40V214H39V212L37 211V214H36V210L34 211L33 210V212H35V214L32 212L31 213V211H30V213L28 214V216H26L25 215V213H23V212H25L24 210H22L23 209V203H24ZM30 201H31V203H30ZM65 201H66V203H65ZM81 201V202H80ZM89 201V202H88ZM91 201H93V202H91ZM126 201V202H125ZM130 201V202H129ZM156 201H157V203H156ZM175 201V202H174ZM182 203V206L180 205V202ZM185 203H184V202ZM197 202V203H195V202ZM199 201H200V203H199ZM214 201V202H213ZM218 201V202H217ZM229 201V202H228ZM248 201V202H247ZM251 201V202H250ZM15 202V203H14ZM19 202H20V204H19ZM35 202H36V205H37V207L36 206H34L33 204H35ZM70 204V206H68L69 204ZM72 202H73V204H72ZM99 204H98V203ZM100 202H102V204L100 203ZM108 202V203H107ZM115 202V203H114ZM179 202V203H178ZM188 202H190V203H188ZM211 202V203H210ZM221 202V203H220ZM223 202V203H222ZM225 202V203H224ZM228 202V203H227ZM14 203V204H13ZM40 204V205H38V204ZM45 204V207L48 209H45V207L43 206L44 204ZM50 203H52V204H54L56 207H54V205H52V204H50ZM86 203V204H85ZM91 203H93L94 205H95V203H97L96 204V206H93V208H94V210H93V208H90V206H92V205H89V204H91ZM106 203V204H105ZM121 203V204H120ZM126 203V204H125ZM147 203H149V204H147ZM156 203V204H155ZM178 203V204H177ZM195 203V204H194ZM233 204V205H231V204ZM257 203V204H256ZM7 204V205H6ZM16 204H18V205H16ZM61 204H65V206L67 205L68 207H65V206H63V207H60V206H62ZM83 204H85V206H88V208L86 207L85 209L83 208L82 210L79 208L80 206H81V208L84 206ZM125 204V205H124ZM130 204V205H129ZM162 204V205H161ZM177 204V205H176ZM185 204V205H184ZM192 204H194V205H192ZM209 204V205H208ZM235 204V205H234ZM259 204V205H258ZM5 205L7 206V207H9V208H7V207H5ZM20 205H21V207H22V209H19V208H21L20 207ZM51 205V206H50ZM72 205V206H71ZM104 205V206H103ZM123 205V206H122ZM230 205V206H229ZM253 205V206H252ZM19 206V207H18ZM33 206V207H32ZM78 206V207H77ZM102 206V207H101ZM133 206V208L135 209V207L134 206H136L137 207V210L139 209H141L140 210V214H138L139 212H137V213H133V212H131V211H134L133 210V208L131 209V207ZM149 206V207H148ZM151 206V207H150ZM155 206V207H154ZM178 206H179V208H178ZM189 206V207H188ZM190 206H192V207H190ZM207 208H206V207ZM211 206V207H210ZM215 206V207H214ZM220 206V207H219ZM226 206V207H225ZM236 206V207H235ZM12 207H13V210H12ZM17 209H16V208ZM36 207V208H35ZM42 209H41V208ZM44 207V208H43ZM59 209H58V208ZM65 207V209H66V211L63 209ZM113 207V208H112ZM117 207V208H116ZM122 207V208H121ZM130 207V208H129ZM173 207H175V208H173ZM201 207H203V208H201ZM218 207V208H217ZM224 207V208H223ZM230 207V208H229ZM233 209H232V208ZM258 207V208H257ZM55 208H57V209H55ZM62 208V209H61ZM74 208H76V210H73ZM77 208H78V210H77ZM102 208H103V210H102ZM124 208V209H123ZM181 208V209H180ZM192 208V209H191ZM196 208V209H195ZM203 210H201V209ZM223 208V209H222ZM225 208H227L226 210H225ZM253 208H255V209H253ZM3 209V210H2ZM18 209H19V211H18ZM46 211H45V210ZM69 209H71L70 211H67V210H69ZM107 209H109V212L107 211ZM112 209H114V210H111ZM129 209H131V211H129ZM143 209H144V211H145V213H144V211H143ZM155 209V210H154ZM210 209V210H209ZM229 209V210H228ZM10 212H9V211ZM91 210V211H90ZM96 210H98L97 211V213L95 212ZM102 210V211H101ZM192 210H194V212H195V210H199L198 212L196 211L195 213L192 211ZM202 212H201V211ZM17 213H16V212ZM21 211V212H20ZM63 211V213H61ZM103 211H105L107 214H104V216H109V217H111V219H109V217L107 218V221H108V219H109V221L111 220V222H109V223H107V224H105L106 225V227H108V226H110V224H111V227H114L115 229H113V231H117L119 234H120V237H118V233L116 232H113L112 233V231H110L109 230V228H106L105 226H101L102 224L104 225V223H106L105 221H103L102 222V224L100 225L99 224V226L102 228V227H104L103 229H101L100 230V227H99V231H98V229H97V232H99V234H100V236H99V234L96 232V229H95V226H97L98 227V225H96V221H95V219H97L96 217L98 216V219H100L101 218V215L100 214H102V212ZM119 211V212H118ZM128 211H129V215H128ZM142 211V212H141ZM146 211H148L149 212V214H150V216L149 215H147L146 213H148V212H146ZM156 211H158V212H156ZM236 211V212H235ZM7 214H6V213ZM9 212V213H8ZM15 213V217L17 218V215L16 214H18V212H19V214H22L21 216H23L24 215V217H21V216H19V214H18V216L19 217H21V218H15L14 217V214L13 213ZM44 212H46V213H44ZM75 212V213H74ZM83 212V213H82ZM88 212V213H87ZM90 212V213H89ZM101 212V213H100ZM111 212H113V213H111ZM151 212V213H150ZM154 212V213H153ZM162 212V213H161ZM193 212V213H192ZM213 212V213H212ZM225 212V213H224ZM227 212H229V213H227ZM231 212H233L234 214L233 215H231L232 213ZM10 213H12V215H13V217L12 216H7V215H11ZM80 213V214H79ZM93 213H95V214H93ZM111 213V216L109 215ZM114 213H116V214H114ZM120 213V214H119ZM130 213H132V214H130ZM143 213L144 214H146V215H144V217H146L145 219H144V217L142 216L143 215ZM215 213V214H214ZM217 213V214H216ZM54 214V215H53ZM77 214V215H76ZM114 216H113V215ZM137 214V216H135ZM142 214V215H141ZM152 214V215H151ZM189 214V215H188ZM195 214H197V215H195ZM200 214V215H199ZM210 214V215H209ZM60 215V216H59ZM95 215V216H94ZM124 215V216H123ZM133 215V216H132ZM140 215V217H142V219H140V217H139V220H137L138 218H136V217H138ZM206 215V216H205ZM213 217H212V216ZM219 215V216H218ZM225 215V216H224ZM230 215V216H229ZM255 215V216H254ZM261 215H263V216H261ZM5 216V217H4ZM54 216V217H53ZM89 216H93V217H95L94 218V222H89V221H85V219L87 218V217H89ZM131 218H130V217ZM135 216V217H134ZM191 216V217H190ZM204 216V217H203ZM209 216V217H208ZM211 216V217H210ZM258 216V217H257ZM6 217H7V219H6ZM9 217V218H8ZM11 217V218H10ZM30 217V218H29ZM132 217H134L135 219H136V222H135V219L133 218V220H132ZM150 217V220H147L148 218ZM196 217V218H195ZM200 217V218H199ZM207 217L209 218L208 220H210L211 218H212V220H210V223L212 222V226H210L211 228L213 227L214 229H211L210 227H207L206 225H207V223L209 222H207L206 223V219H207ZM236 217V218H235ZM4 218V219H3ZM15 218V219H14ZM36 218V219H35ZM46 220H45V219ZM49 218V219H48ZM56 218V219H55ZM58 218V219H57ZM63 218V219H62ZM81 218H82V220H81ZM129 218V219H128ZM202 218H203V220H204V218H205V222L202 220ZM219 218V219H218ZM222 218V219H221ZM234 218V219H233ZM242 220H241V219ZM258 219V220H256V221H258L256 224H254V225H246L248 222H249V220L250 219ZM11 219V220H10ZM71 219V220H70ZM83 219H84V221H83ZM97 219V220H98ZM131 219V220H130ZM160 219V220H159ZM195 219H197V220H195ZM202 221H201V220ZM2 220H3V222H2ZM68 220V221H67ZM115 220V221H114ZM134 221V224L132 223V222H127V221ZM143 222H142V221ZM190 220V221H189ZM195 220V221H194ZM200 220V221H199ZM216 220V221H215ZM236 220V221H235ZM239 220V221H238ZM24 221V222H23ZM29 221V222H28ZM75 221H77V223L75 222ZM93 221V220H92ZM113 221V222H112ZM145 221H147V223H144ZM149 221H150V223H149ZM202 222V223H205L206 225H202V223L200 224L199 222ZM218 221V222H217ZM242 221V222H241ZM81 222L83 223V225L84 226H86V227H84L82 224H81ZM85 222V223H84ZM95 223L94 225L95 226H93V224H91V227L92 228H94L93 229V231L95 230V234L93 233V231L92 230H90V229H92L91 227H90V224L89 223ZM129 223L130 225H128L127 223ZM189 222H191V223H189ZM196 222V223H195ZM220 222V223H219ZM235 222V223H234ZM54 223H55V225H54ZM78 223H79V225H78ZM127 224V226H125V227H123V229L124 228H126V227H128V226H130L129 228H130V230H131V227H133L132 229H136L135 231H137V232H135L134 230H132V231H134L137 235H135V233L134 232H132L131 231V237H130V235L128 236V237H130V240H131V242H130V240H128V237H126L125 239H124V236H126L128 233H130L129 231H127V230H129V228H126V229H124V230H126V231H124L123 229H122V226H120V225H123V224ZM140 223V224H139ZM142 223H144L143 225H141ZM198 223V224H197ZM210 223H208V224H210ZM218 223V224H217ZM232 223V224H231ZM239 223V224H238ZM259 223V224H258ZM82 226H81V225ZM86 224V225H85ZM88 224V225H87ZM132 224L134 225V226H132ZM149 224V225H148ZM197 224V225H196ZM199 224H200V226H199ZM217 224V225H216ZM220 224V225H219ZM225 224H230V225H225ZM15 225V226H14ZM22 225V226H21ZM68 225V226H67ZM73 225H74V227H73ZM112 225H114V226H112ZM116 225V226H115ZM146 225V226H145ZM188 225V226H187ZM196 225V226H195ZM217 226L216 228H215V226ZM225 225V227H223V226ZM234 225V226H233ZM246 225V226H245ZM57 226V227H56ZM80 228V229H78V227ZM117 226H118V228H121V229H119V230H117L118 228H117ZM135 226L137 227V228H135ZM145 226V227H144ZM197 226H199V227H197ZM206 226V227H205ZM219 226V227H218ZM242 226V227H241ZM244 226V227H243ZM254 228H252V227ZM13 227V228H12ZM19 227V228H18ZM50 227H51V229H50ZM62 227H63V229H62ZM74 228V230H73V228ZM77 227V228H76ZM142 227V228H141ZM202 227V228H201ZM230 227V228H229ZM247 227V228H246ZM251 227V228H250ZM48 228V229H47ZM88 229V231L86 230V229ZM106 228V229H105ZM196 228H198V229H196ZM207 228V229H206ZM209 228H210V230H211V232H210V230H209ZM223 229V231H221V233H220V230H218V229ZM227 228V229H226ZM246 228V229H245ZM68 229V230H67ZM76 229H77V232H75L76 233V235H75V233H74V231H76ZM104 229H105V231H108L109 230V232H110V234L112 233V234H114V236H116V237H114V236H112V237H114V240H113V238L112 237H108L109 239H110V241H108L109 239H106L107 238V236H111V235H109V232L107 233V234H105L106 235V237H105V235H104ZM138 229V230H137ZM191 229V230H190ZM201 229H202V231H201ZM217 229V230H216ZM226 229V230H225ZM229 229V230H228ZM234 229V230H233ZM241 229V230H240ZM10 230V231H9ZM53 230H55V231H53ZM60 230V231H59ZM66 230H67V232H66ZM72 230V231H71ZM78 230H79V232H78ZM85 230V231H84ZM103 230V231H102ZM121 230V232H119ZM183 232H182V231ZM190 230V231H189ZM238 230V231H237ZM253 230V231H252ZM51 231H53V234H55V232H56V234H59V235H57V236H59V237H57L56 235H55V237L56 238H64V237H66V239H65V241L67 240V238H69V239H71V240H69V242L71 243L72 242V240H73V244L76 246H74L72 243V245L71 244H69V245H67L69 242H63V240L64 239H60L61 240V243L59 244V246H61L63 243L65 244L64 246H66L67 248H65L63 245L61 246V247H63V249L61 248V247H59L57 244H56V242L57 243H59L60 242V240L59 239H55V241L56 240H59V242L58 241H54V236H53V234H52V236H49V239H50V241L48 240V235H49V232H51ZM57 231H59L58 233H57ZM90 231V232H89ZM92 231V232H91ZM101 231V232H100ZM124 231V232H123ZM180 232V234H179V232ZM184 231H186V232H188V233H186V232H184ZM213 231V232H212ZM219 231V232H218ZM225 231V232H224ZM235 231V232H234ZM256 231V232H255ZM10 232V233H9ZM92 233L93 235H90L89 234V236H88V234H86V233ZM125 232H128L126 235L124 234ZM168 232V233H167ZM194 232H195V234H194ZM204 232L205 233H207V234H204ZM208 232H210V233H208ZM233 232V233H232ZM6 233V234H5ZM17 233V234H16ZM25 233V234H24ZM27 233V234H26ZM38 233V234H37ZM42 233V234H41ZM61 233V234H60ZM63 233V234H62ZM77 233H78V235H77ZM81 233H84L85 234V236H83V239H81L82 237V235L79 237V234H81ZM101 233H102V235H101ZM122 233H123V237H122ZM191 233V234H190ZM215 233V234H214ZM20 234V235H19ZM83 234V235H84ZM97 234V235H96ZM115 234H117V235H115ZM168 234V235H167ZM185 234V235H184ZM187 234V235H186ZM203 234H204V236H203ZM233 234V235H232ZM13 235H14V237H17L16 239H14L15 240V242H17V244L15 243V242H13L14 240H12L11 238L13 237ZM27 235V236H26ZM30 235V236H29ZM40 235H41V237H40ZM42 235H44L43 237L44 238H46V239H44L43 237H42ZM51 235V234H50ZM60 235H61V237H60ZM73 235H75L76 237H79L80 238V241L74 236V237H72ZM96 235V236H95ZM104 235V236H103ZM165 237H163V236ZM176 235V236H175ZM182 235H184V236H182ZM192 235L193 236H195V237H192ZM12 236V237H11ZM23 236V237H22ZM37 237V239H36V237ZM69 236V237H68ZM92 236V237H91ZM162 236V237H161ZM167 236V237H166ZM171 236V237H170ZM175 236V237H174ZM186 236V237H185ZM188 236H189V238H188ZM191 236V237H190ZM198 236H200V237H198ZM203 236V237H202ZM10 237V238H9ZM26 238V240H24L25 238ZM28 237V238H27ZM29 237H30V240H33V242H31V241H27V240H29ZM32 237H34L35 238V240L32 238ZM51 237H53V240H52V238ZM85 237L87 238L86 240H85ZM99 237H101V238H103L104 237V239L106 240V242L104 243V239H98ZM118 237V238H117ZM133 237V238H132ZM137 239L136 241H135V238ZM141 237V240L139 239ZM156 237V238H155ZM158 237L160 238L159 240H158ZM177 237H179V239L177 238ZM180 237H182V238H180ZM6 238H8V239H6ZM32 238V239H31ZM41 238H43L42 239V242H40V240H41ZM89 238H91V239H89ZM115 238H117L119 241H117ZM120 238V239H119ZM163 238H164V240H163ZM168 240H167V239ZM170 238H172V240L170 239ZM193 239V238H195V239H193L192 241H191V239ZM197 238V239H196ZM201 238V239H200ZM11 239V240H10ZM19 239H21L20 241L22 242L23 241V243H21L20 241H19ZM23 239V240H22ZM78 240V241H76V240ZM139 239V240H138ZM162 239V240H161ZM174 239V240H173ZM176 239H178V240H176ZM185 239H186V241H185ZM190 239V240H189ZM10 240V241H9ZM38 240H39V242H38ZM43 240H44V242H43ZM51 240L52 241H54L53 242V245H54V247L56 248L57 246V250H58V252L59 253H57V250L56 249H54V247L52 246V247H50L51 246ZM100 240V241H99ZM123 240V242L121 243L120 241H122ZM126 242H125V241ZM128 240V241H127ZM147 240V241H146ZM154 240V241H153ZM157 242H156V241ZM171 240V241H170ZM182 240V242H179V241H181ZM26 241V242H25ZM45 241H46V243H45ZM51 242V243H49V242ZM85 241V242H84ZM98 241L99 242H102V243H104V245L102 246V248H101V246H99L100 244L98 243ZM110 243H108V242ZM113 241L115 242V241H117V242H119V245H117L116 243H114V245L112 246V248L110 247L111 245H112V243H113ZM133 241V242H132ZM164 241V242H163ZM168 241V242H167ZM170 241V242H169ZM10 242H12L11 244L12 245H10V243L8 244V243ZM28 242V244L25 246H23V244H26ZM48 242V243H47ZM63 242V243H62ZM75 242V243H74ZM80 244L81 243V245H79L78 243ZM112 242V243H111ZM146 242V243H145ZM147 242H149L148 244H147ZM150 242H151V244H150ZM164 244H163V243ZM167 242V243H166ZM175 242V243H174ZM176 242H179V243H176ZM190 242V243H189ZM32 243V245H30ZM34 243V244H33ZM98 244L97 245V247H96V244ZM106 243H108V246L107 245H105ZM153 243H154V245H153ZM169 243V244H168ZM4 244V245H3ZM15 244V245H14ZM36 244H38V245H36ZM50 244V246H48V248H47V245H49ZM83 244V245H82ZM116 244V245H115ZM121 244V245H120ZM126 244V245H125ZM133 244V245H132ZM162 244V245H161ZM167 244H168V246H167ZM172 244V246H169V245H171ZM253 246V247H251V245ZM34 245L38 248H36V247H34ZM39 245H41V247L39 246ZM70 245H71V249H69L70 248ZM77 245H79V247L77 246ZM86 245V246H85ZM110 245V246H109ZM135 245V246H134ZM150 246V245H152V248L151 247H147V246ZM158 245V246H157ZM163 245H164V247H163ZM175 245V246H174ZM3 246H6V247H3ZM14 246H15V249L13 250V249H11V248H14ZM17 246V247H16ZM28 246V247H27ZM30 246H32L31 248H30ZM42 246H43V248H42ZM68 246H69V248H68ZM74 246V247H73ZM105 246H107V247H105ZM119 246V247H118ZM146 246V247H145ZM167 246V247H166ZM174 246V247H173ZM237 246H239V248H237ZM240 246H243V247H245V248H243L242 247V250H244V251H242L241 250V248H240ZM247 246H249V248L250 249H248V247ZM255 246V247H254ZM10 247V248H9ZM19 247V248H18ZM23 247H26V248H23ZM44 247L45 248H47V249H44ZM52 248L53 249V252H51L52 251V249H50V248ZM83 247V248H82ZM90 247V248H89ZM101 248V249H99V248ZM105 247V248H104ZM135 247V248H134ZM143 249L142 251H141V249ZM154 247V248H153ZM169 247H171V249L169 248ZM3 248H5V249H3ZM16 248H18L17 250H16ZM21 248H22V250H21ZM40 248V249H39ZM42 248V249H41ZM59 248V249H58ZM73 248H76L75 249V251L73 252ZM77 248H80V249H77ZM104 248V249H103ZM116 248V249H115ZM122 248V249H121ZM146 248H148L149 250L147 251V249ZM159 249V251H158V249ZM167 248V249H166ZM229 248V249H228ZM253 248V249H252ZM10 249V250H9ZM65 249H67V250H69L68 251V253H67V251L65 252ZM91 249V250H90ZM110 249V250H109ZM115 250V252H114V250ZM138 249V250H137ZM157 250V252H156V250ZM164 249V250H163ZM239 249V250H238ZM260 251H259V250ZM16 250V251H15ZM49 250V252H51L53 255H58V256H60V253H61V251L63 250L64 252H65V254H67L66 256H65V254H64V258L62 257L63 256V254H61V257L62 258H55V256H54V258H52V254L50 255L49 254V252H47ZM51 250V251H50ZM78 250V251H77ZM80 250V251H79ZM144 250H146V251H144ZM151 250V251H150ZM171 252H170V251ZM173 250V251H172ZM229 250V251H228ZM232 250L234 251L233 253H232ZM253 250H255L254 252H252ZM2 251V252H1ZM9 251V252H8ZM12 251H13V253H12ZM15 251V252H14ZM32 251V252H31ZM45 251V252H44ZM71 251H72V253H71ZM93 251V252H92ZM99 251H101V252H99ZM107 251H110L109 253L107 252ZM163 251V252H162ZM166 251V252H165ZM169 251V252H168ZM224 251H227V252H225V254H221V253H223ZM237 253H236V252ZM240 251H242V252H240ZM258 251V252H257ZM20 252V253H19ZM138 252H140V253H138ZM152 252V253H151ZM155 252V253H154ZM160 254H159V253ZM217 252H220V254H221V257H220V255H217L216 253ZM240 252V253H239ZM244 252H245V254H244ZM257 252V253H256ZM10 253H12V254H10ZM18 253V254H17ZM69 253H70V255H69ZM149 254V256H153V257H148V255L146 256V254ZM155 255H154V254ZM164 253V254H163ZM165 253H168V255H166ZM228 253V254H227ZM243 253V254H242ZM5 254L9 257H7V256H5ZM10 256H9V255ZM16 254V255H15ZM76 254V255H75ZM102 254V255H101ZM105 254V255H104ZM115 254V255H114ZM138 254V255H137ZM170 254V255H169ZM213 254V255H212ZM214 254H215V256H214ZM236 254V255H235ZM240 254H242V256L240 255ZM253 254H255V255H253ZM261 254V255H260ZM32 255V256H31ZM156 255L159 257H161V258H159L158 259V257H156ZM164 255V256H163ZM211 256V257H209V256ZM226 255V257L227 258H225V259H221V258H224V256ZM247 256V258L245 257V256ZM47 256V257H46ZM72 256V257H71ZM141 256V258H139ZM155 256V257H154ZM174 256L176 257V259H179L178 260V262H175L176 261V259L174 258ZM207 256H208V258H207ZM236 256V257H235ZM239 256H241V257H238ZM254 256V257H253ZM260 256V257H259ZM27 257V258H26ZM31 257V258H30ZM57 257V256H56ZM146 258V260L147 259H149V258H151L150 260H145V258ZM170 257H171V259H170ZM217 257V259L219 260H215L214 258H216ZM220 257V258H219ZM246 259H245V258ZM251 257V258H250ZM256 257V262H255V260H253V262H251L250 264H256L257 263V261H260L258 258ZM262 257V258H261ZM3 258V259H2ZM67 258H69V259H67ZM77 258V259H76ZM155 259V258H157V260L155 259V260H153V259ZM172 258H174L175 259V261L172 259ZM191 258V259H190ZM204 258H205V260H204ZM207 258V259H206ZM209 258H210V260H209ZM248 258H250L249 260H248ZM7 259V260H6ZM46 259V260H45ZM49 259V260H48ZM53 259V260H52ZM59 259V260H58ZM61 259V260H60ZM112 259V260H111ZM145 260V261H143L142 262V260ZM167 259V260H166ZM186 259V260H185ZM240 259L242 260H246V261H244V262H242V263H240L239 261H240ZM258 259V260H257ZM58 260V261H57ZM133 260V261H132ZM151 260H153V261H151ZM160 262H159V261ZM162 260H164L162 263H161V261ZM208 260V261H207ZM229 260V261H228ZM242 260V261H243ZM7 261V262H6ZM139 261V262H138ZM149 261V262H148ZM183 263H182V262ZM192 262L193 264L195 263V262ZM264 259L262 260V262L260 261L259 262V264L261 263V264H264ZM43 262V263H42ZM49 262V263H48ZM51 262V263H50ZM53 262V263H52ZM62 262V263H61ZM133 262V263H132ZM144 262H146V263H144ZM148 262V263H147ZM154 262V263H153ZM173 262H175V263H173ZM180 262V263H179ZM187 262V263H186ZM200 262H197V264H199ZM248 262V263H247ZM136 263V264H137ZM233 262H231L230 264H232ZM236 263H233V264H236ZM191 264V263H190ZM196 264V263H195ZM201 264V263H200ZM209 264V263H208ZM211 264V263H210ZM213 264V263H212ZM226 264V263H225ZM258 264V263H257Z\"/></svg>", "mask_w": 264, "mask_h": 264}, {"label": "bare ground", "instance_id": "obj_2", "mask_svg": "<svg viewBox=\"0 0 264 264\" xmlns=\"http://www.w3.org/2000/svg\"><path fill=\"white\" fill-rule=\"evenodd\" d=\"M2 1H3V0L0 1V4H1ZM12 1H13V0H12ZM19 1H20V0H16V3H18ZM22 1L29 2V1H27V0H22ZM22 1H21V5H22V3H23ZM31 1H32V0H31ZM31 1H30V2H31ZM33 1H34V0H33ZM40 1H41V0H40ZM40 1H35V2H39V3H40ZM71 1H73L74 5H75V3H76V5H79V6H80L81 4H84V3L89 2V3H87V4L89 5L88 8H90L91 6H92V7H91V9H88L87 11H92V10H93V9H92L93 7L96 8V6H95L96 4H95V5H94V4H93V5L91 4V6H90V2H91V0H85V2H84V0H81V2H82L81 4H79V2H78L79 0H71ZM75 1H76V2H75ZM86 1H87V2H86ZM106 1H107V0H106ZM106 1H105V2H106ZM130 1L132 2V0H130ZM130 1H126V2L128 3V2H130ZM133 1H134V0H133ZM136 1H137V0H136ZM139 1H140V0H139ZM139 1H137L139 4L133 2V4H131V5L136 4L137 6L135 5L134 7L138 8L139 5H140V3L143 2V1H141V2H139ZM154 1L156 2V0H154ZM158 1H159V0H157V2H158ZM160 1H161V0H160ZM160 1H159V2H160ZM167 1H168V0H167ZM167 1H165V6H163V4H161V6H163V7L166 8V9L169 8V7L167 8L166 5L168 6V4L171 5V4L174 3V2L171 3V2H167ZM171 1H173V0H171ZM177 1L180 2L181 0H177ZM183 1H184V0H183ZM183 1H181L180 3H178V4H176V5H179V4L183 3ZM187 1L189 2V0H187ZM190 1H191V0H190ZM194 1H195V0H194ZM194 1H193V2H194ZM203 1H204V3H206V2H208L209 0H203ZM229 1H230V0H229ZM233 1H234V0H233ZM235 1H236V0H235ZM246 1L248 2V0H246ZM250 1H251V0H250ZM250 1H249V2H250ZM256 1H257V0H256ZM263 1H264V0H262V2H263ZM6 2H7V0H6ZM30 2H29V3H30ZM44 2H45V1L43 0V3H44ZM49 2H51V1H49ZM52 2H53V3L55 2L54 5H53V3L49 4V6H50V5H51V6H50V7L47 6V7H48V8L46 7L47 9H45V4H47L48 1L44 4V7H43V8H41L42 5H41V6L39 5L40 8H39V6L36 7V6L34 5V6L36 7L35 10H36L37 8H39L41 11H42L43 9H45V10L47 11V10H51L52 8H54V7H56V6H57V7H61V6H62V3H60L59 5H58L57 3H59V2H63V1H62V0L60 1V0H59V2H57L56 0H53ZM56 2H57V3H56ZM66 2H67V4H68V2H69V4H70V1H69V0H68V1L66 0ZM66 2H65V3H66ZM83 2H84V3H83ZM109 2H110V1H109ZM114 2H115V0H114ZM114 2L112 1V3H114ZM120 2H121V1H120ZM126 2H125V0H124V2H123V1L121 2L122 4L124 3V7H125V6L128 7L127 5H125ZM159 2H158L157 5H155V4H154V5L157 7V6L160 4ZM166 2H167L168 4H166ZM191 2H192V1H191ZM196 2H197V1H196ZM196 2H195V3H196ZM198 2H199V1H198ZM219 2H220V1H219ZM221 2H222V1H221ZM224 2H226V0H225ZM239 2H241V0H239ZM253 2H254V1H253ZM14 3H15V1H14ZM24 3H25V2H24ZM32 3H33V2H32ZM63 3H64V2H63ZM71 3H72V2H71ZM73 3H72V4H73ZM77 3H78V4H77ZM94 3H95V2H94ZM100 3H103V2H100ZM100 3H99V5H100ZM112 3L110 2L111 5H112ZM144 3H145V2H143V4L140 5V6H143V5L146 4V3H145V4H144ZM161 3H162V1H161ZM163 3H164V1H163ZM227 3H230V2H227ZM237 3H238V2L236 1V4H237ZM241 3H242V2H241ZM2 4H3V2H2ZM2 4H1V5H2ZM9 4H10V3H9ZM18 4H19V3H18ZM18 4H17V6H18ZM30 4H31V3H30ZM35 4H36V3H35ZM37 4H38V3H37ZM40 4H41V3H40ZM67 4H66V5H67ZM72 4H70V6H71ZM87 4H84V5L87 7ZM115 4H117V0H116ZM115 4H114V5H115ZM119 4H120V3H118V5H119ZM122 4H120V5H122ZM184 4H185V3H183V5H184ZM189 4H190V2H189ZM238 4H240V3H238ZM243 4L245 5V2H244ZM243 4H242V6H243ZM260 4H262V3H260ZM260 4H259V8H260ZM7 5H8V4H7ZM12 5H13V3H12ZM12 5H10V6H12ZM25 5H26V4H25ZM25 5H24V7H25ZM52 5H53V6H52ZM55 5H56V6H55ZM60 5H61V6H60ZM66 5L64 4L63 6H65V8L67 9L68 6L66 7ZM84 5H83V6H84ZM118 5H117V7H118ZM128 5H129V7H128L127 9H129V12H131V14H132V11H133L134 14H132V15H134V16H135V13H137V12H138L139 15L141 16L140 13H143L144 11H147V10H148L147 12H149V9H150V7L147 8L148 6H147L146 8L140 7V8H142V10H139V9H137V10H139V11H143V12H139V11L136 10V8H135V11H134V9L130 6V3H129ZM185 5H187V4H185ZM194 5H195V4H194ZM194 5H193V6H194ZM200 5H201V4H199V7H200ZM227 5H229V4H227ZM231 5H234V2H233L232 4L230 3V6H231ZM253 5H254V4H253ZM263 5H264V4H262V6H263ZM14 6H16V5L14 4ZM22 6H23V5H22ZM22 6H19L18 8H20V9L22 10V8H23ZM72 6H73V5H72ZM83 6L81 5V8H84V7H85V6H84V7H83ZM97 6H98V5H97ZM161 6L159 5L158 7L160 8ZM172 6H173V8H172ZM172 6H171V9H173L174 13H177V12H175L176 10H174V4H173ZM180 6H181V5H180ZM180 6H179V7H180ZM188 6H189V5H188ZM196 6H197V7H196ZM210 6H211V5H210ZM242 6H239V8L242 7ZM257 6H258V4H257ZM257 6H256V7H257ZM2 7H3V8H2V11H0V12L3 13V11L5 10V7H6V6L2 5ZM7 7H8V9L11 8V7H9V6H7ZM21 7H22V8H21ZM27 7H28V6H27ZM115 7H116V6H115ZM130 7H131L132 9H131ZM177 7H178V6H176L175 9H176ZM205 7H208V3H207V6L205 5ZM205 7H203L204 9H202V7H200V9L204 10V11H202V12H204V13L207 12V11L205 12V10H206ZM235 7H236V6H235ZM237 7H238V5H237ZM244 7H245V6H244ZM244 7H243V8H244ZM0 8H1V6H0ZM18 8H17V9H18ZM62 8H64V7H61V11H62ZM70 8H72V7H70ZM70 8L68 7L69 10H66V9H64V10H66L67 12H70V10H72L73 8H74V12H76V11L79 10V9H76V10H75V7H73L72 9H70ZM76 8H77V6H76ZM78 8H80V7H78ZM99 8H100V7H99ZM99 8H98V9H99ZM110 8H111V6H110ZM112 8H113V7H112ZM112 8H111V9H112ZM119 8H120V7L115 8V9H118V10H119V14H120V13H121L120 11H123V9H125V8L122 7L123 9L120 8L121 10H120ZM151 8H152V7H151ZM181 8H182V7H181ZM187 8L189 9V7H187ZM191 8H192V6H191ZM193 8H194V9H193ZM193 8H192L193 10H196L195 8H198V4L195 5V7H193ZM209 8H210V7H209ZM243 8H242V9H243ZM252 8H253V7H252ZM8 9H6V10H8ZM27 9H28V10H26V7L23 8V13H25V11H26V14H27V11H29V9H31V11H32V5H31L30 7H28ZM33 9H34V8H33ZM39 9H37L36 12H35V10H34V12L32 11V13H33L32 15H35V14L38 15L37 13H40V12H41ZM54 9H55V8H54ZM84 9H85V8H84ZM107 9H108V8H107ZM130 9H131L132 11H131ZM144 9H147V10H144ZM171 9H170V10H171ZM183 9H184V8H183ZM200 9H197V10H200ZM212 9H213V8H212ZM215 9H217V7H214L213 10H215ZM222 9H224V8H222ZM242 9H240V10H242ZM255 9H257V8H255ZM0 10H1V9H0ZM6 10H5V11H6ZM12 10H13V8H12ZM24 10H25V11H24ZM38 10H39V12H38ZM64 10H63V11H64ZM80 10H81V9H80ZM105 10H106V9H105ZM125 10H126V9H125ZM125 10H124L123 12H125V13L128 12L127 10H126V11H125ZM159 10H162V12H163L165 9L163 10V8H162V9H159ZM168 10H169V9H168ZM179 10H180V8H179ZM193 10H192V11H193ZM213 10H208V11L213 12ZM218 10H221V9H218ZM235 10H236V9H235ZM235 10H234V11H235ZM244 10H245V9H244ZM250 10H253V9H250ZM257 10H259V9H257ZM8 11H10V9H9ZM14 11H15V9H14ZM16 11H17V10H16ZM31 11H29V12H31ZM55 11L57 12V8H56ZM55 11H54V12H55ZM63 11H62L61 14H60V13H59V12H60V9H59V12H57V13H59V17H60L62 14H66V11H65V13H63ZM83 11H85V10H83ZM95 11H97V10H95ZM95 11H94V12H95ZM100 11H101V10H100ZM103 11H104V10H103ZM115 11H116V10H115ZM156 11H157V14H159V12H158V8H157V10H155V12H156ZM173 11H172V13H173ZM177 11H178V10H177ZM186 11H187V9L185 10V12H186ZM188 11H189V10H188ZM190 11H191V10H190ZM227 11H228V9H227ZM227 11H225V12H227ZM230 11H231V10H230ZM230 11H229L228 13H230ZM232 11H233V9H232ZM238 11H239V10H238ZM246 11H247V10H246ZM253 11H254V10H253ZM253 11H251V13H249L247 16L245 15L246 17H245V16H244V18L241 17V18H243V19H242V20L240 19V21H239V18H237L238 15L236 14V12H237V10H236V12H235L236 16H235V15H234L235 17L232 16V18L234 17V21H233L232 23H235L236 21H237V22H236L234 25L229 26V27L225 28L224 30L218 32L216 35H210V34L212 33V32H210V34H209L208 36H204V37H200V38L197 37V38H195V39H193V36H194V35H193L192 37H189V38H192L193 40L191 39V40L185 41V43L182 41L183 43H182V44L180 43V44H178V45H177V43H176V44L174 43V44L177 45V46L173 48V51L171 52V55H169V58H168V59H169V63H164V62H166V60H167V59H165L163 62L161 61L162 63H160V64L157 63V64H158V65H157V68H158V69L155 70V71H154L153 69H151V70H153V71H152L151 73L149 72L150 74L145 75V76H141V75H140V77H138V78H133V77L131 76V78H133V79L130 80V81H127V84L124 82V83L126 84V85L124 84L125 86L119 88L118 90L114 87L116 90H115V91L113 90L114 92H111L110 94H107V92H106V94H107V95L105 94L106 96L104 95V93H105V92H104V93L102 94V95H104V96H102V97L99 99L98 102L93 103V104H90V106H88L89 109H88L87 112H86V111H83V113H82V114L80 113V115H79V113L77 112L79 116L76 114V116H78V117H76V118H74V119L72 118V119H70V121H69V119H68V122L66 121L67 123L60 122L61 120L59 119L58 121L60 122V124H58V125H56V126H52V128H50V127L47 128L45 125H43V126L41 125V126H42V127H41V130H40V128H38L39 131H37L38 129H37V127L35 126L34 128L37 129L36 131L38 132V133H37L38 135H37V136H36V135L33 136V132H32V131H34V130L31 131V132H32L31 135H32L33 137H35V136H36V137L33 139V138H31V136H30V138L33 139V140H32V142H33V146L30 145V146L28 147V149H30V147H32V149H33V150L35 149L34 151H36V150L38 149L37 147H39V146H41V145H44V146H45L48 142H49V144H50V141L52 142V143H51V146H53V143H54L53 140H54L56 137L58 138L59 136H62V135H65V134H69L70 131H72L73 129H75V128L81 126V125H83V126L85 127L86 125H84V124H86L89 120L91 121V119H93V118H94V119H97L98 117L101 118V116H102V115H105L106 112H107V113H108V112L110 113V114H109V113H108V114L106 113L107 115H109V116H110V115L114 116L115 113L113 112L114 114H111V113H112L111 111H113V110L115 111L116 109H118V108H120V107H123L122 109H126V112H127V109L130 110V111H133V112H132V113H133L132 116L130 115V117H132L133 119L131 118V119H132V120H131V119L129 118V119H130L129 122H125V123H123V124L120 125V126H121V129H125V130H126V131H122V132H124V133L126 132V134H128V132H127L128 130H129V131H133V130H135V129H137V128H138V130H139V127H144V130H145V128H146L145 126H146V125L148 126V123H149V122H148V119H149L150 116H149V117L147 116L148 119L145 118L146 116H143L144 118H138V116H141V117H142V115H144V113H138V112H141V110H143V109L146 110V109H148V108H149V110H151V108H153V111H154V108H155V110H156L155 112H158V111H159L158 107L160 108V105H161V104L164 105V103L166 102L165 100L168 99V98H169V99H168L167 102H166L167 104L165 103V105H166V106L169 105V102H171V100H172L171 97H172V98H175V97L177 96V95H176V96L173 97V96H171V94L174 93V92L177 90L176 87L180 84V83H176V82L178 81V80H177V77H178V76L175 77V76H174L175 73H177L178 71H184V69H185L186 71L189 70V69L191 70V68L193 67V66H190V65H191V60H190L189 58H191V57H193V56H195V55H196V56L200 55L201 53H203L202 50L205 49V48H208L209 51H210V49L212 50V48H219V47L225 46V45H227V44H229V43L235 41L236 39H238L239 36H240V37H245V38H244V39L246 40L245 42H246L247 44H248V43H251V46L253 47L252 40L255 38V36H256V34H257V33H256V31H258L257 28H258V27H261V26H262V28H263V26H264V10H263V11H258V12H257L256 10H255V12H253ZM10 12H11V11H10ZM12 12H13V11H12ZM19 12H20V11H17V13H14V14H15V15H16V14H19ZM29 12H28L27 15H29ZM48 12L51 13L52 10H51V11H47V13H48ZM94 12L92 11V14H93ZM155 12H154V13H155ZM160 12H161V11H160ZM167 12H168V11L166 10V11H165V14H166ZM193 12H194V11H193ZM196 12H197V11H196ZM199 12H200V11H199ZM218 12H219V11H218ZM222 12H223V11H222ZM222 12H221V13H222ZM248 12H249V11H248ZM42 13H43V12H41V15H43V17H44V14H42ZM71 13H73V10H72V12H70L69 14H71ZM82 13H83V12H82ZM82 13H81V14H82ZM85 13H86V11H85ZM95 13H96V12H95ZM100 13H101V12H100ZM115 13H117V11H116ZM115 13H112L111 15L113 16V14H114V16H115L117 19H118V18L120 19L119 21H121V20L123 21L124 19L127 21V18L119 17V16H117L118 13H117V15H116ZM149 13H150V12H149ZM154 13H153V14H154ZM170 13H171V12H170ZM181 13H182V11H181ZM181 13H180V15H181ZM191 13H192V12H191ZM204 13H203V14H204ZM208 13H210V12H207L206 15H208ZM214 13H215V11H214ZM219 13H220V12H219ZM219 13H218V16H225V15L227 14V13L225 14V13L223 12L224 15H221V13H220V15H219ZM231 13H232V12H231ZM237 13H238V12H237ZM240 13H242V11H241ZM240 13H238V14H240ZM244 13H245V12H244ZM14 14L12 13L13 18L15 17V18L18 20V18L16 17V16H18V15L15 16ZM21 14H22V13H21ZM26 14H24V15L22 14V16H25V17H26V16H27ZM51 14H52V13H51ZM54 14H55V13H54ZM69 14H68L67 17L70 18L72 15L69 16ZM75 14H76V13H74L73 15H75ZM78 14H79V11H78ZM87 14H88V13H87ZM90 14H91V12L89 13V15H90ZM129 14H130V13H128V15H129ZM131 14H130V15H131ZM144 14H147V16H146L147 19L145 18V15H144L143 18L146 19V20H143V21L146 22L147 20H150V19H148V15H150V14H148V13H144ZM151 14H152V13H151ZM165 14H164V13H161V15H165ZM198 14H201V13H198ZM198 14H197V18H199V15H198ZM215 14H216V13H215ZM232 14H234V12H233ZM32 15H31V13H30V15H29L27 18L23 17V18L21 19V18H20L21 16H20V14H19L18 17H19V19H20L21 21L23 20V22L26 20L27 22H25V24L28 23L29 20H34L33 22L35 23V19H29V17L32 16ZM36 15H35V17H36ZM41 15H38V16H41ZM48 15L50 16L49 13H48ZM66 15H67V14H66ZM76 15H77V14H76ZM79 15H80V14H79ZM85 15H86V14H85ZM105 15H106V13H105ZM109 15H110V13H109ZM109 15L107 14V16H109ZM111 15H110L109 17H111ZM124 15L127 16V14H124ZM124 15H123V16H124ZM136 15H137L139 18H141L138 14H136ZM154 15H156V14H154ZM177 15H178V13H177ZM177 15H176V16H177ZM180 15H178V16H180ZM186 15H188V12H187ZM189 15H190V14H189ZM192 15H194V13H192ZM192 15H191V19H192ZM216 15H217V14H216ZM216 15H215V16H216ZM227 15H228V14H227ZM46 16H47V14H46ZM49 16H47V18H48ZM51 16H52V15H51ZM63 16H64V15H62L61 18H63ZM90 16H91V15H90ZM98 16H99V15H98ZM102 16H103V15H102ZM120 16H122V15H120ZM125 16H124V17H125ZM137 16H135V17H137ZM159 16H160V14H159ZM168 16H171V17H172V14H171V15H168V14H167V17H166V15H165L164 17L161 16V18H162V17H163V18H165V17L168 18ZM183 16H184V18H185V13H184ZM183 16H182V19H183ZM195 16H196V13H195ZM210 16H212V13H211ZM213 16H214V14H213ZM213 16H212V20L215 19V18L213 19ZM218 16H216V17L219 18ZM11 17H12V16H11ZM11 17H10V19H11ZM35 17H34V18H35ZM53 17H54V16H53ZM57 17H58V16H57ZM73 17H75V16H73ZM73 17H71V19H74ZM80 17H81V16H80ZM83 17H84V16H83ZM86 17H87V16H86ZM86 17H85V18H86ZM96 17H97V15H96ZM96 17H95V14H94V19H95ZM109 17H107V18H109ZM115 17H114V18H115ZM127 17H128V16H127ZM138 17H137V19H138ZM151 17H153V19H155L154 16L151 15ZM155 17L158 19L157 16H155ZM174 17H175V16H174ZM174 17H173V18H174ZM180 17H181V16H180ZM201 17H202V15L200 16V18H201ZM204 17H205V16H204ZM204 17H203V18H204ZM208 17H209V16H208ZM1 18H2V15H1ZM15 18H14V19H15ZM24 18H25V20H24ZM32 18H33V17H32ZM37 18H39V20H41V19H40L41 17H37ZM55 18H56V17H55ZM55 18H54V19L52 18V19L55 20ZM65 18H66V16L64 17V19H65ZM69 18H68V20H69ZM107 18H106V19H107ZM116 18L113 19L114 22H112V23H113V24L116 23L115 25H118L117 22L115 21V20H117ZM122 18H123V19H122ZM131 18H132V17H131ZM131 18H130L129 20H131ZM159 18H160V17H159ZM173 18H170V19L172 20ZM187 18H189V16H188ZM193 18H195V17H193ZM205 18H207V17H205ZM220 18H221V17H220ZM222 18H223V17H222ZM232 18H231V19H232ZM3 19H4V18H3ZM14 19H13V21L11 20L12 23H11V21H10V24L7 23V25H8V24H9V25L12 24L11 26H13V25H14L13 22L16 24V22L14 21ZM16 19H15V20H16ZM28 19H29V20H28ZM44 19H45V18H44ZM57 19H58V18H57ZM76 19H78V18L75 17V20H71L72 22H70V23L67 21V22L70 24V25H69V24H68V25H69L70 27H71V25H72L73 29H74V28L77 29L78 26H76V25L79 24V22H80V21H78V23H76V22H77ZM89 19H92V18H89ZM102 19H103V17H102ZM102 19L100 20L99 17H98V20H99V21H102V23H103V21H104V23H105V20H104L105 18H104L103 20H102ZM141 19H142V18H141ZM151 19H152V18H151ZM170 19H168V20H170ZM175 19H176V18H175ZM179 19H180V18L178 17V19H176V21L179 20ZM189 19H190V18H189ZM208 19H209V18H208ZM231 19H230V20H231ZM1 20H2V19H1ZM6 20H7V19H5V23H6ZM46 20H47V19H46ZM53 20H52V21H53ZM59 20H60V18L58 19V21H59ZM61 20H63V19H61ZM66 20H67V18H66ZM66 20H65V21H66ZM84 20H85V19H84ZM92 20H93V19H92ZM92 20H91V21H92ZM98 20H97V18H96L95 21L97 22ZM111 20H112V17H111ZM125 20H124V21H125ZM155 20H156V19H155ZM180 20H181V19H180ZM184 20H185V19H184ZM200 20H202V18H201ZM200 20H199V21H200ZM228 20H229V17H228ZM3 21H4V20H3ZM8 21H9V20H8ZM8 21H7V22H8ZM18 21H19V20H18ZM37 21H38V20L36 19V23H37ZM69 21H70V20H69ZM73 21H74V22H73ZM75 21H76V22H75ZM95 21H94V23H93L94 25L96 24ZM99 21H98L97 23H99ZM119 21H118V23H119ZM122 21H121V22H122ZM126 21H125V22H126ZM164 21H165V19H164ZM173 21H174V20H173ZM173 21H172V22H173ZM176 21H175V22H176ZM181 21H182V20H181ZM195 21H196V20H195ZM195 21H193V22L195 23ZM199 21H198V22H199ZM203 21H204V20H203ZM203 21H201V22H203ZM206 21H207V19H206ZM223 21H225V20H223ZM23 22H20L21 24L18 23V25L23 26V25H24ZM29 22L31 23L32 21H29ZM33 22H32L31 24H32L33 26H35V25L33 24ZM41 22H43V18H42V21H41ZM106 22H107V21H106ZM125 22H124V23H125ZM128 22H129V21H128ZM149 22H150V23H149ZM151 22L154 23V20H152V21H147V23H149L148 26H147L146 23H144V24H146V26L149 27V26H152V25H153ZM157 22H158V21H157ZM157 22L155 21L156 24H157ZM160 22H161V21H160ZM162 22H163V21H162ZM165 22H166V21H165ZM165 22H164V24H168V23H165ZM168 22H169V21H168ZM175 22H174V23H175ZM184 22H185V23L187 22L186 24L189 25L188 20H187V21H184ZM189 22L192 23V21H190V20H189ZM196 22H197V21H196ZM198 22H197V24H199ZM204 22H205V21H204ZM204 22H203L202 24H200V25L203 26ZM209 22H210V21L205 22V23L208 24ZM226 22H227V21H226ZM1 23H3V22L1 21ZM1 23H0V25H1ZM30 23H29L27 26H26V25H24V26L28 27V26L30 25V26H29L30 29H31V28L33 29L34 27H33ZM36 23H35V24H36ZM39 23H40V22H38V24H39ZM44 23H45V22H43V24H44ZM51 23H52V24H49V25H53V22H51ZM71 23H72V24H71ZM74 23H76V24H75L76 27L73 26ZM110 23H111V22H109L108 24L106 23V25H109ZM124 23H123V24H124ZM134 23L136 24L137 22H133V24H134ZM138 23H140V22H138ZM142 23H143V22H142ZM155 23H154V25H156ZM170 23H171V21H170ZM174 23L171 24V25H174ZM180 23H182V22H180ZM212 23H214V22H212ZM212 23H211V24H212ZM230 23H231V21H230ZM22 24H23V25H22ZM55 24H56V21H55ZM66 24H67V23H66ZM66 24H65L64 26H66V27L68 28V26H67ZM80 24H82V22H81ZM84 24H85V23H84ZM100 24H101V23H99L98 25H100ZM113 24H112V25H113ZM121 24H122V23H121ZM135 24H134V28H135L134 30H136V29L138 30V28H136V27H138V26L140 27V24H139V25L136 24V25H138V26H136V27H135ZM144 24H142V26H143ZM176 24H178V22H177ZM186 24H185V26H186ZM211 24H210V26H209L210 28L208 27L209 29H207L208 31H211V30H210V29H211V26H212ZM221 24H222V23H221ZM3 25H6V24H3ZM3 25H2V26H3ZM7 25H6V26H7ZM40 25H41V23H40ZM98 25H97V27H94V29L97 30V28L99 27ZM104 25H105V24H103V25L100 26V27H102V29L104 30V32H106V34H107V30H105V29H108V28H107L106 25H105V26H106V28H105ZM119 25H120V24H119ZM119 25H118V26H119ZM158 25H159V24H158ZM168 25H169V24H168ZM182 25H183V24H182ZM191 25H192V24H191ZM205 25H206V24H205ZM227 25H231V24L228 23ZM6 26H3L4 28L1 27V26H0V27H1V29H2V28L5 29ZM24 26H23V27H20V28H21V29H22V28H25ZM57 26H59V24H58ZM64 26H63V27H64ZM103 26H104V27H103ZM142 26H141V27H142ZM146 26H144V27H146ZM160 26H161V24H160ZM177 26H178V25H177ZM180 26H181V25H180ZM183 26H184V25H183ZM215 26H216V25H215ZM217 26H218V23H217ZM17 27H18V26H17ZM29 27L27 28V32L30 30ZM35 27L38 28L37 25H36ZM47 27H48V25H47ZM47 27H46V28H47ZM72 27H71V28H72ZM80 27H81V26H79V28H80ZM92 27H93V26H92ZM109 27H113L112 29H117V28H119L120 26L117 27V26H114V25H113V26H110V25H109ZM114 27H117V28H114ZM124 27L127 28V26H125V25H124ZM124 27H123V29H124ZM141 27H140V28H141ZM147 27H146V28H147ZM152 27H153V26H152ZM170 27H171L170 25H169V27H168V26H164V27L161 26L160 30H159V28L156 30V27H154L155 31L153 30L151 33H149V35H148L146 38L143 37L144 39H141V41H140V39H138L139 43H137V45H136V51H137L136 54H137L138 58H143V57H145V56H146V58H147V57H148L147 55H150V56L152 55V56H153V55H155L154 52L158 49V47L163 46L165 43L171 41L174 37H175V38H176L177 36H178V37H179V36L182 37V36L184 35V33H183L182 36L180 35L182 32H184V31L182 30V28L179 29L178 27H176V28L173 27L174 29H173V28L171 29ZM186 27H187V26H186ZM196 27H197V28H196ZM196 27H195L194 29H196V31H198V30H199V29H198L199 27H198V26H196ZM206 27H207V26H205V28H206ZM218 27H220V26H218ZM7 28L10 29V28H12V27H10V26L8 27V26H7ZM55 28H57V27H55ZM58 28H59V27H58ZM71 28L69 29L70 31H71ZM104 28H105V29H104ZM140 28H139V30H140ZM183 28H184V27H183ZM192 28H193V27H191V28H190V27L187 28V29H188V32H187V29L185 28V29H186V32H187V33H185V34H187V35H186L187 37H188V35H190V34H188V33L190 32V29H192ZM201 28H204V27H201ZM223 28H224V27H223ZM262 28H261V29H262ZM14 29H16L15 32H17L19 28H18V29H17V28H13V33L10 32V30L7 31L9 34L12 33L11 37H12V36L14 37ZM32 29H31V31H33ZM61 29H62V28H61ZM75 29H74V30H75ZM102 29H101V30H102ZM109 29H110V28H109ZM109 29H108V30H109ZM127 29H128V28H127ZM127 29H126L125 31H128ZM142 29H143V28H142ZM150 29H151V28H150ZM185 29H184V30H185ZM194 29H193V30H194ZM197 29H198V30H197ZM215 29H216V28L213 29V32L215 31ZM217 29H218V28H217ZM219 29H220V28H219ZM258 29L260 30V28H258ZM5 30H6V29H5ZM23 30H24V31H23V33H21V35H22V34H25V36H26V34L32 33L31 31L28 32V33H27V32L25 33V29H23ZM41 30H42V28H41ZM52 30H53V29H52ZM65 30H66V29H65ZM67 30H68V29H67ZM74 30H73V32H74V36H75V34H76V37L79 36V35H77L78 33H83V34H84V32H82L84 29L81 30V32H77V31L79 30V29H77V30H76L77 33H76ZM99 30H100V29H99ZM101 30H100V33H98V35L101 34ZM103 30H102V31H103ZM130 30H131V32H133L132 29H130ZM130 30H129V32H130ZM139 30H138V31H139ZM193 30H191V31H192L191 34H194V33H193ZM201 30H202V29H201ZM207 30H206V33L208 32ZM220 30H221V29H220ZM262 30H264V29H262ZM262 30H261V32H263ZM11 31H12V30H11ZM19 31H20V29H19ZM49 31H51V30H49ZM109 31H110V30H109ZM113 31H114V30H113ZM138 31H137V32H138ZM146 31H147V30H146ZM180 31H181V33H180ZM202 31H203V30H202ZM7 32H6V33H7ZM21 32H22V30H21ZM34 32H35L34 34H36L37 36L40 35V34H39L40 31H39V33H37L38 31H36V29H35ZM51 32H52V31H51ZM67 32L69 33V31H67ZM71 32H72V31H71ZM73 32H72V35H73ZM115 32H117V35H119L118 31H114V33H115ZM119 32H120V31H119ZM129 32L124 33V30H123V32H122V28H121V33H122V34H123V33L125 34V36L123 35V36H124V39H125L126 37L128 38L129 35H130L129 38H130V37H133V36H131V34L128 35ZM149 32H150V30H149ZM215 32H217V31H215ZM6 33H5V34H6ZM59 33H60V31H59ZM65 33H66V32H65ZM93 33H95V32H93ZM147 33H148V32H147ZM199 33H200V32H199ZM34 34H31V35L29 34L30 36L28 35V37H30V38L32 39V36L34 37ZM46 34H47V33H46ZM57 34H58V33H57ZM69 34H70V33H69ZM69 34L67 35V38H69V37H68ZM103 34H105V33L102 32L101 35L103 36ZM122 34H121V35H122ZM143 34H144V33H143ZM176 34H179V35H176ZM195 34H196V33H195ZM203 34H205V33H203ZM203 34H201V35H203ZM263 34H264V33H261V35H260V34H259V35L262 36ZM0 35H1V34H0ZM6 35H7V34H6ZM16 35H17V33H16ZM18 35H19V37L21 36V35H20V32H18ZM18 35H17V36H18ZM36 35H35V36H36ZM70 35H71V34H70ZM72 35H71L70 37L72 38L73 41H72V43H71V42H70V43H71L72 45H73V44H76V43L78 44V42H80V41H78V40H79L78 37L75 38V39H77V40H76L75 43H74V40H75V39H73V36H72ZM81 35H82V34H80V36H81ZM84 35H85V34H84ZM127 35H128V36H127ZM144 35H145V34H144ZM174 35H176V36H174ZM201 35H200V36H201ZM247 35H248V36H247ZM37 36H36V37H37ZM40 36H41V35H40ZM42 36H43V35H42ZM96 36H97V35H96ZM99 36H100V35H99ZM123 36H122V37H123ZM197 36H198V35H197ZM260 36H259V37H260ZM8 37H10V35H8L7 37L5 36V37H3V38H5L4 40H9ZM21 37H22V36H21ZM21 37H20V38H21ZM86 37H88V36H86ZM86 37H84V36L82 37V36H81V38H86ZM169 37H172V39H171V40H170V39L168 40ZM180 37H179V38H180ZM183 37H185V36H183ZM194 37H195V36H194ZM262 37L264 38V36H262ZM262 37H260V38H262ZM1 38H2V37H1ZM7 38H8V39H7ZM14 38H15V37H14ZM17 38H18V37H17ZM25 38H27V37H24V39H25ZM56 38H58V36H56ZM60 38H62V37H60ZM81 38H80V39H81ZM138 38H141V37H138ZM175 38H174V39H175ZM246 38H248V40H247ZM263 38H262V39H263ZM12 39H13V38H12ZM24 39H21V41L24 40ZM27 39H28V38H27ZM34 39H35V37H34ZM36 39H37V38H36ZM39 39H40V38H39ZM96 39H97V38H96ZM100 39H101V37H100ZM100 39H99V40H100ZM132 39H133V41L136 40V39H134V38H132ZM256 39H258V37H257ZM4 40H3V42H4ZM18 40H20V39H18ZM32 40H33V39H32ZM32 40H31V41H32ZM60 40H61V39H60ZM66 40H67V39H66ZM69 40H70V38H69ZM86 40H87V38H86ZM125 40H126V39H125ZM129 40H130V39H129ZM129 40H128V41H125V42H124V45L127 44L128 42L131 43V41H129ZM180 40H181V38H180ZM258 40H259V39H258ZM12 41H13V40H11V42H12ZM24 41L26 42L27 40L25 39ZM41 41L43 42V40H41ZM242 41H244V40H242ZM254 41H255V40H254ZM254 41H253V42H254ZM9 42H10V41L6 42V43L8 44L7 46H9V44H10ZM13 42L15 43V40H14ZM27 42H29V39H28ZM34 42H35V40H34ZM34 42H32V43H34ZM45 42H47V41H45ZM57 42H58V41H57ZM101 42H102V41H101ZM172 42H173V41H172ZM175 42H177V41H175ZM180 42H181V41H180ZM245 42H244V43H245ZM256 42H257V41H255V43H256ZM259 42H261V41H259ZM263 42H264V40H263ZM1 43H2V42H1ZM1 43H0V44H1ZM6 43H4V45H5ZM16 43H17V40H16ZM16 43H15L14 45H13V43H11V44H12L13 47H14V46L16 45ZM19 43H20V42L18 41L17 44H19ZM21 43L23 44L24 42H21ZM36 43H38V41H37ZM58 43H60V42H58ZM65 43H67V42H65ZM108 43H109L108 45H110L109 47H111V43H110V42H108ZM134 43H135V42H134ZM169 43H170V42H169ZM241 43H242V42H241ZM24 44L26 45V43H24ZM27 44H28V43H27ZM62 44H63V45H62ZM67 44H68V43H67ZM71 44H70V45H71ZM77 44H76V45H77ZM87 44H88V43H87ZM128 44H129V43H128ZM132 44H133V43H132ZM132 44H131V45H132ZM135 44H136V43H135ZM167 44H168V43H167ZM172 44H173V43H172ZM247 44H246V45H247ZM28 45H30V43H29ZM35 45H36V44H34V47H36L37 45H39V43H38L36 46H35ZM55 45H56V43H55ZM57 45H58V44H57ZM59 45H60V44H59ZM59 45H58V46H59ZM70 45H69V46H70ZM72 45H71V47L74 46V45H73V46H72ZM99 45H100V44H99ZM103 45H105V44H103ZM103 45H102V46H103ZM113 45H116V46H117L118 44H112V46H113ZM121 45H122V44H121ZM121 45H118V46L122 47ZM124 45H123V46H124ZM175 45H174V46H175ZM242 45H244V44H242ZM246 45H245V46H246ZM256 45H259L260 48H261V46H262L261 44H256ZM256 45L254 44V47H255ZM260 45H261V46H260ZM16 46H17V45H16ZM19 46L21 47V46H23V45H18L17 47L19 48ZM32 46H33V45H32ZM61 46H62V50H67L68 47H69V46H67V45L65 46L63 42H61ZM64 46L67 47V48L65 49ZM94 46H95V45H94ZM125 46H126V45H125ZM127 46L130 48L129 45H127ZM127 46H126V47H127ZM134 46H135V45H134ZM134 46H133V47L131 46V48H133V50H134ZM172 46H173V45H172ZM172 46H171V47H172ZM245 46H243V48H244L243 52H245ZM251 46H250V47H251ZM263 46H264V45H263ZM10 47L13 48L12 46H10ZM10 47H9V48H10ZM25 47H27V46H25ZM25 47H24V48H25ZM97 47H98V46H97ZM113 47H115V46H113ZM113 47H112V48H113ZM247 47H249V46L247 45L246 48H247ZM5 48H7V47H5ZM15 48H16V47H15ZM15 48H13L14 51H15V52H13V53H18L19 51L16 52V49H15ZM18 48H17V49H18ZM24 48H23L22 50H24ZM36 48H37V47H36ZM76 48H78V47H76ZM93 48H94V47H93ZM102 48H103V47H102ZM104 48H105V47H104ZM107 48H108V47H107ZM118 48H119V47H118ZM129 48H127V49L129 50ZM131 48H130V50H131ZM163 48H164V47H163ZM260 48H259V49H260ZM60 49H61V48H60ZM99 49H100V48H99ZM105 49H106V48H105ZM105 49H103V51H102L103 53H105V51H104ZM109 49H111V48H109ZM109 49H108V50H109ZM220 49H221V48H220ZM250 49H251V48H250ZM250 49H249L250 53L247 51V49H246V53L251 54L252 49H251V50H250ZM254 49H256L257 52H256V50H255V52L252 54L251 57H252V58L255 57L256 59H258V61H257L258 63H257L256 61H254L255 59L253 60V59L250 57V55H249V57H250L251 60H252V62H250L251 64H249V65H252V67H253V66H254V65H253V64H254L253 61L256 62V65H257V66H256L257 69H256L255 67H254L253 69H251V66L248 67V65H247V69H248L247 71H249L250 75H249L247 72H245V71H246V69H245L246 67L243 65V63H244L245 65L249 63V62L246 63V61H248V60L250 59L246 53H244V56L247 55V57L249 58L248 60H247V57H246V56L244 57L243 55H242V56H243V58H246V61L244 60L245 62H243V61H242L243 59H242V60L239 59V60H241V61L243 62L242 65L244 66L245 71H244V69H242L241 67H240V68H239V67L235 68L236 66H234V68H233V62H232V59H230L229 56L227 55L228 53H226V52H224V51H219V52L217 53V56L220 57L219 60H220V62H221V64H222V68L219 69L218 72L223 71L224 73H225V72L227 73V72L230 70V71L232 72L231 74L234 76L233 78L236 77V79H232V80H231L232 76H231V74H230L229 77H231V78H229V77H228V78H229V80L231 81V83H232L233 80H235L234 82H244V83L242 84V86H240L241 83L239 84V86L242 87V88L239 87V88H240V91H241L242 89H245V86H243V85H246L245 83H247V84L250 85V86L246 87V89L249 88V87H250V89H251V87H252L254 84H256V83H258V84H256V85L260 86V87H259V89H260V88L262 87V85L264 84V82H263L264 80H263V81H261L262 84L260 83L261 85H259L260 79L263 78L264 76H263V77H262V76H260V77L257 76V78H256V75H258L259 72H260V68H261L262 66L264 67V61H263L264 58L262 59V65H261V61H260V63H259V60H261V59H259V58H261V56H264V54H260V52L263 53V49H264V48H263V49L261 48L262 51L260 50V52H259V49L257 48V46H256ZM254 49H253V51H254ZM8 50H10V49H8ZM11 50H12V49H11ZM25 50H26V49H25ZM68 50H69V49H68ZM76 50H77V51H76ZM76 50H75V52H78V50H79V51H82V50H80L79 48L76 49ZM94 50H95V49H94ZM111 50H113V49H111ZM111 50H109L110 53H111ZM114 50H116V51L119 50V53H121L122 58H123V55L126 54V53L123 54V51L120 50V49H117L116 47H115ZM165 50H166V49H165ZM167 50H168V49H167ZM167 50H166V51H167ZM170 50H171V49H170ZM213 50H215V49H213ZM213 50H212V51H213ZM12 51H13V50H12ZM70 51H71V52H72V51L74 52V50H71V49H70ZM120 51H121V52H120ZM203 51H205V50H203ZM206 51H207V50H206ZM206 51H205V53H206ZM6 52H7V51H6ZM9 52H10V51H9ZM9 52H7V53H9ZM21 52H22V51H21ZM21 52H19V53H21ZM64 52H65V51H64ZM64 52H63V53H64ZM75 52H74V54L76 55ZM92 52H94V51H92ZM106 52L109 53L107 50H106ZM112 52H113V51H112ZM158 52H159V50H158ZM164 52H165V51H164ZM258 52H259V55H258ZM23 53H24V52H23ZM61 53H62V51H61ZM78 53H79V52H78ZM84 53H85V51H84ZM84 53H83V54H84ZM86 53H88V52L86 51ZM86 53H85L86 56H87V55H88V56H90V55L92 56V54H93V55L95 54V52L91 54L90 51H89L88 54H86ZM98 53H99V52H98ZM100 53H101V52H100ZM103 53H102V54H103ZM113 53H114V52H113ZM130 53H131V54L133 53L132 50H131ZM152 53H154V54H152ZM159 53H160V52H159ZM162 53H163V52H162ZM207 53H208V52H207ZM214 53H215V52H214ZM233 53H234V54H238L239 52H233ZM255 53H256V54H255ZM65 54H66V52H65ZM67 54H69L68 51H67ZM72 54H73V53H71V54H69V55L72 56ZM102 54H101V55H102ZM114 54H115V53H114ZM156 54H157V52H156ZM215 54H216V53H215ZM16 55L18 56L17 59H16L18 62H17L16 60H15V61L19 64V61L21 62V60H19L21 57H19V56H20L19 54H16ZM16 55L13 56V57H16ZM61 55H62V54H61ZM85 55H83V56L86 57ZM105 55H106V53H105ZM128 55H129V54H128ZM128 55H127V56H128ZM239 55L241 56V54H239ZM254 55H255V56H254ZM257 55L260 56V57L258 58ZM66 56H67V55H65V58L68 57V56H67V57H66ZM88 56H87V57H88ZM95 56H96V55H95ZM157 56H158V55H157ZM196 56H195V57H196ZM201 56H202V54H201ZM201 56H198V57H201ZM210 56H211V55H210ZM215 56H216V55H215ZM256 56H257V57H256ZM22 57H23L22 59L26 60V59H25L26 56L24 57V56L22 55ZM52 57H53V56H52ZM59 57H60V56H58L57 60H59ZM81 57H82V53H81V55H79V58H81ZM92 57H93V56H92ZM92 57H91L90 60H92V63H94ZM96 57H97V56H96ZM100 57H101V56H100ZM118 57L121 58V56H120L119 54H118ZM134 57H135V56H134ZM166 57H167V56H166ZM202 57H203V56H202ZM202 57H201V62L198 63V64H197V62H199L200 60H198V59L195 60V59H194V60L196 61V62L194 63V65L196 64L195 67H196L197 69H199V70H205V71H206V69H211V68H207V66H203V68L198 67V65H201V64H204V63H205V64L211 63V62H208V61H206V62L204 61V62H203V61H202V60H203ZM208 57H209V56H208ZM55 58H56V56H55ZM55 58H53V59H55ZM61 58H62V56L60 57V59H61ZM65 58H63V60H64ZM77 58H78V57L76 56V59H77ZM93 58H95V57H93ZM110 58H111V56H110ZM112 58H114L113 55H112ZM196 58H197V57H196ZM216 58H217V57H216ZM6 59H7V58H6ZM13 59H14V58H13ZM72 59H73V58H72ZM72 59H71L70 61H72ZM81 59H82V58H81ZM86 59H87V58L83 59V60H84V64H85L86 61H87ZM95 59H96V58H95ZM95 59H94V61H95ZM117 59H118L117 61L122 60V59H119V58H117ZM125 59H126V57H125ZM133 59H134V58H132V60L130 59V60L132 61V62H131V65L133 64V65H135V66L137 67L138 64H137V65L134 64ZM135 59H136V58H135ZM135 59H134V60H135ZM144 59H145V58H144ZM147 59L149 60V65H150V61H152V59H153V61H155V57H154V56L152 57V59H149V57H148ZM158 59H159V58H158ZM191 59H193V58H191ZM199 59H200V58H199ZM207 59H208V58H207ZM3 60H5V59H3ZM55 60H56V59H55ZM57 60H56V61H57ZM63 60H61V61H57V64H58V62L62 64ZM68 60H69V59H68ZM73 60H75V59H73ZM77 60H78V59H77ZM98 60H99V59H98ZM98 60L96 59V62H97ZM113 60H114V59H113ZM113 60L110 59V62L113 61ZM127 60H128V59H127ZM142 60H143V59H142ZM142 60H141V61H142ZM156 60H157V59H156ZM251 60H249V61H251ZM0 61H1L0 64H3V65H0V67H2V68H3V67H7V66H9V65H6V64H9V63L11 62V61H8V59L5 60V61H3V62H9V63H3V62H2V59H0ZM26 61H28V56H27V60H26ZM31 61H32V60H31ZM102 61H103V57H102ZM114 61L116 62V59H115ZM122 61H124V59H123ZM136 61H139V60L136 59ZM136 61H135V63H136ZM145 61H146V60H144V62H145ZM153 61H152V62H153ZM167 61H168V60H167ZM215 61H216V60H215ZM28 62H29V61H28ZM52 62H54V61H52ZM87 62H88L89 64L91 63V62H89V59H88ZM103 62H104V61H103ZM110 62H109V63H110ZM115 62L113 63V65L115 64ZM124 62H125V61H124ZM129 62H130V61H129ZM139 62H140V61H139ZM139 62H137V63H139ZM146 62H147V61H146ZM157 62H159V60H158ZM216 62H217V61H216ZM220 62H219V63H220ZM67 63H68V62H67ZM82 63H83V62H82ZM88 63H87V64H88ZM104 63H105V62H104ZM119 63H120V62H119ZM121 63H122V62H121ZM125 63H126V62H125ZM125 63H122V65L125 64ZM234 63H235V62H234ZM239 63H240V62H239ZM21 64H27V65H28L29 63H26V62L22 63V62H21L19 65H21ZM33 64H34V63H33ZM54 64H55V63H54ZM70 64H72V63L70 62ZM87 64H85L86 67H87ZM89 64H88V67H90ZM94 64H95V63H94ZM99 64H100V63H99ZM140 64H141V62H140ZM142 64H143V61H142ZM205 64H204V65H205ZM221 64H220V65H217V66H221ZM259 64L261 65V67L258 68V65H259ZM4 65H5V66H4ZM29 65L31 66V67L29 66L30 69H29V67H28L29 70H31L32 66L35 67V66L32 65V64H29ZM51 65H52V64H50V66H51ZM64 65H66V64L64 63ZM64 65H63V67L65 68ZM74 65H75V63H74ZM95 65H96V64H95ZM97 65H98V64H97ZM100 65H101V64H100ZM106 65H107V64H106ZM113 65L111 64V67H112ZM116 65H118V64H116ZM127 65H129V63H128ZM131 65H130V68H129V66H125V65H124V66H125V67H128L129 69H131ZM133 65H132V67H134ZM149 65H148V66H149ZM215 65H216V64H215ZM260 65H259V66H260ZM10 66H11V65H10ZM10 66H9V68H10ZM38 66H39V65H38ZM55 66H56V65H55ZM75 66L78 67L77 65H75ZM101 66L104 67L103 65H101ZM118 66H119V65H118ZM120 66H121V65H120ZM124 66H123V68H121V70L123 69L122 71H124ZM240 66H241V64H240ZM15 67H16V66H15ZM22 67H23V66H21V68H22ZM24 67H25V66H24ZM24 67H23V69H24ZM39 67H40V66H39ZM51 67H52V66H51ZM68 67L70 68L71 66H68ZM72 67H73V65H72ZM106 67H107V66H106ZM113 67L115 68V66H113ZM149 67H150V66H149ZM151 67H152V66H151ZM195 67L192 68L193 71L196 70ZM7 68H8V67H7ZM9 68H8V69H9ZM18 68H19V66H18ZM25 68H27V67H25ZM52 68H53V67H52ZM60 68H61V66H60ZM64 68H63V70H65ZM90 68H91V70L93 71L92 74H93L96 70H98V67H97V69L94 67L96 70L93 68L95 71L92 69V67H90ZM99 68H100V67H99ZM108 68H110V67H107V68H105V69L108 70ZM139 68H140V66H139ZM249 68H250L251 70H250ZM4 69H5V68H4ZM10 69L12 70V68H10ZM76 69H77V68H76ZM76 69H74V70H76ZM100 69H101V68H100ZM100 69H99V70H100ZM103 69H104V68H103ZM117 69H118V68H117ZM117 69H116V70H117ZM119 69H120V68H119ZM136 69L138 70L137 72L139 73V69H138V68H136ZM149 69H150V68H149ZM255 69H256V70H255ZM258 69H259V72H257ZM11 70H10V71H11ZM13 70H17V67H16V68H13ZM29 70H28V71H29ZM52 70H53V69H52ZM78 70H79V68H78ZM101 70H102V69H101ZM112 70H114V69H112ZM116 70H115V72H116L117 74L114 72L116 75H118L119 72H121V73L123 74L122 71L118 70V71H119V72H118V71H116ZM132 70L134 71V73L132 72L134 75L137 74V73H135L136 70H134V68H133ZM211 70H212V69H211ZM252 70L256 71L257 74L254 75V72H253ZM261 70H262V69H261ZM0 71H2L1 68H0ZM5 71H8V70L5 69ZM10 71H9V72H10ZM28 71H27V72H28ZM31 71H32V70H31ZM31 71H30V72H31ZM39 71H41V69L38 68L37 72H39ZM53 71H55V70H53ZM59 71H61V69H60ZM70 71H71V70H70ZM125 71L128 72V69H126ZM130 71H131V70H130ZM140 71H141V68H140ZM176 71H177V72H176ZM196 71H198V70H196ZM196 71H195V72H196ZM214 71H215V70H214ZM250 71H252L253 73H251ZM263 71H264V70H262L261 72H263ZM9 72H6V73H9ZM11 72H12V71H11ZM11 72H10V73H11ZM13 72H14V71H13ZM33 72H35V71L33 70ZM41 72H42V71H41ZM41 72H40V74H42L43 72L45 73V71H43L42 73H41ZM61 72H62V71H61ZM67 72H68V71H67ZM82 72H83V73H84V72H85V73H86V72H89V73H87L88 75L91 74V73H90V72H91L90 70H89V71H88V70H87V71H86V70H85V71L83 70ZM109 72H111V69L109 70ZM126 72H125V73H126ZM188 72H190V71H188ZM191 72H192V71H191ZM191 72L189 73V74H190V75H189L190 77H191ZM261 72H260V73H261ZM2 73H4V72H1V73H0L1 76H2ZM10 73H9V74H10ZM28 73H29V72H28ZM31 73H32V72H31ZM56 73L58 74V76H59V75H60V76H61V75L63 76V75L66 74V73H65V74H60V72L58 73L57 70H56ZM79 73H80V72H79ZM85 73H84V74H85ZM98 73H99V71H98ZM102 73H104V71H102L99 75L101 76ZM106 73H107V72L105 71V74H106ZM112 73H113V72H112ZM112 73H109V74H112ZM121 73H120V75H121V76H124V77H125L126 74H128V73H126V74H123V75H122ZM181 73H182L181 75L183 76V78H185L186 76H188V75H186V76L184 77L183 73H184V74H186V73H185V72H181ZM192 73H193V72H192ZM228 73H229V72H228ZM9 74H7V75H6V74H3V76L6 75L7 77H10L11 75L9 76ZM15 74H17V72H16ZM34 74H35V73H34ZM54 74H55V72H54ZM54 74L52 73L53 77H52V75H50V74L48 75V76L51 77V80H52V78L56 77V75H57V74H55V76H54ZM87 74H86V75H87ZM105 74H102V75H104V76H102V77H104V78L107 79V77H106ZM109 74H107V76H108ZM115 74H113V75H115ZM178 74H179V73H178ZM178 74H177V75H178ZM194 74H196V73H194ZM214 74H215V73H214ZM220 74H221V73H220ZM220 74H219V75H220ZM251 74H253V75H251ZM263 74H264V72H263ZM263 74H262V75H263ZM30 75H31V74H30ZM32 75H33V73H32ZM42 75L44 76V74H42ZM74 75H78V76H79V75H81V74H78V73L76 72V74H73V76H74ZM95 75H96V74L94 73V75H91V76L95 77ZM99 75H98V76H99ZM120 75L117 76L118 78H117V77H115V78H117L118 80H120V79H121V76H120ZM130 75H132V74L129 73L127 76H130ZM134 75H133V76H134ZM138 75H139V74H138ZM138 75H137V76H138ZM181 75H180V78H181ZM259 75H261V74H259ZM33 76H34V78L36 77V79H38V85L35 84V83H33V85H35V86L37 85V86L39 87L38 89H37V87H35V89L39 90V92L42 91L41 94L44 93V92H46V91H48V90L50 89V85H52L51 87H52V90H53V88L55 87V85H56V83H57V80H59V77H58V76L56 77V78H58V79H56V78H55L56 80L53 79V80H55V81H53V80H52V81H53L54 83L56 82L55 85H53L54 83L50 80V77H48V76L46 77V75L44 76V77H46L45 79H44V77H42V80H44V81H42V82H43V83H46L45 85L42 84L43 86L46 87V85H49V84H50L49 87H48V86L46 87V88H49V89H48V90H47V89L45 90V87H43V88L40 89L39 84H40L41 82H39V81H41V79L37 78L38 75H37V76L33 75ZM39 76H40V75H39ZM71 76H72V74L70 75V77H71ZM78 76H77V77H78ZM100 76H99V77H100ZM223 76H224V75H223ZM7 77H6V78H7ZM11 77H12V76H11ZM11 77L8 78V80H10ZM70 77L68 76L69 80H70ZM74 77H75V76H74ZM77 77L74 78V80H73L74 82H72V80H71L72 84L75 83V81H76L75 79H76ZM80 77H85V75H84V76L81 75ZM86 77H87V76H86ZM88 77H90V76H88ZM96 77H97V76H96ZM102 77H100L101 80H102ZM110 77H112V76L109 75V78H110ZM173 77H175V79H176L177 81H175V80L173 79ZM225 77H226V75H225ZM254 77L256 78L255 80H254ZM0 78L6 79L5 77H0ZM40 78H41V76H40ZM48 78H49V80H48ZM62 78L64 79V76H63ZM62 78H60V80H59L60 82H61ZM66 78H67V77H66ZM104 78H103V79H104ZM115 78H112V79H113V86H114ZM122 78H123V77H122ZM126 78H127V77H126ZM128 78H129V77H128ZM187 78H188V77H187ZM228 78L226 77V79H228ZM32 79H33V77H31V80H32ZM46 79H47V80H46ZM72 79H73V78H72ZM77 79H79V78H77ZM80 79H83V78H80ZM86 79H88V78H86ZM86 79H84V80H86ZM89 79H90V78H89ZM89 79H88V81H87L86 84H88ZM110 79H111V78H110ZM117 79H116V81L118 82ZM246 79H247V80H246ZM248 79H249L250 81H253V83H254V81H256V80L259 79V82H255V83L251 86V83H252V82H248ZM8 80L6 79V81H8ZM90 80H91V79H90ZM92 80H93V79H92ZM92 80H91V81H92ZM95 80H96V78H94V81H95ZM97 80H98V79H97ZM122 80H123V79H122ZM181 80H182V79H181ZM188 80H189V79H188ZM192 80H193V79H192ZM222 80H223V79H222ZM224 80H225V79H224ZM261 80H262V79H261ZM1 81H2V79H1ZM10 81H11V80H10ZM35 81L37 82V80H34L33 82H35ZM45 81H46V82H45ZM47 81L49 82L48 84H47ZM63 81H64V83H62V84L64 85L66 81H65V80H62V82H63ZM77 81H79V80H77ZM81 81H82V80H81ZM98 81H99V80H98ZM102 81H103V80H102ZM111 81H112V80H109V82H111ZM120 81H121V80H120ZM124 81H125V80H124ZM172 81H173V82H172ZM174 81H175L176 84L174 83ZM245 81H247V82H245ZM2 82H4V81H2ZM8 82H9V81H8ZM8 82H6V84H7ZM50 82H52L53 84L50 83ZM60 82H58V83L60 84ZM82 82H83V81H82ZM82 82H81V83H82ZM84 82H85V81H84ZM95 82H96V81H95ZM103 82H105V80H104ZM103 82H101V84H102ZM109 82L107 81V83H109ZM117 82H116V83H117ZM121 82H122V81H121ZM182 82H183V81H182ZM185 82H186V79H185ZM4 83H5V82H4ZM4 83H1V84H4ZM10 83H12V82H9V84H10ZM81 83H79V85H80ZM105 83H106V82H105ZM105 83H104V85L106 86ZM172 83L175 84V86H174ZM220 83H221V81H220ZM222 83H223V82H222ZM228 83H229V82H227V83L225 82V84H228ZM231 83H230V84H231ZM6 84H4V85H6ZM9 84H8V86L6 85V87L3 85L4 87L1 88V91H0V92L3 93V91H2L3 88H4V90H5L6 88H12V87H9ZM62 84H61V85H62ZM68 84H69V83H68ZM72 84H70V85H72ZM90 84L92 85V83H90ZM95 84H96V83H95ZM171 84H172L173 86H172ZM223 84H224V83H223ZM223 84H222V85H223ZM11 85H12V84H11ZM11 85H10V86H11ZM63 85H62V86H63ZM93 85H94V84H93ZM97 85H98V84H97ZM104 85L102 84L101 86L99 85V86H97V87H98L99 89H100L101 87H103L102 89H104V88H105ZM107 85L111 86V85H112V82H111L110 84H107ZM120 85H123V83L119 84V86H120ZM176 85H177V86H176ZM180 85H181V84H180ZM183 85H184V84H183ZM185 85H186V84H185ZM222 85H220V86H222ZM237 85H238V84L236 83L235 88L238 87ZM1 86H2V85H1ZM1 86H0V87H1ZM53 86H54V87H53ZM56 86H58V85H56ZM62 86H61V88H62ZM64 86H65V85H64ZM66 86H67V84H66ZM73 86H74V85H73ZM73 86H71V87L73 88ZM77 86H78V84H77ZM83 86H84V84H83L81 87H80V86H79V87L82 88ZM94 86H95V85H94ZM109 86H108V87H109ZM170 86H172L173 88L175 87L176 90H175V88H174L175 91L172 90V89L170 88ZM181 86H182V85H181ZM186 86H187V85H186ZM225 86H227V85H225ZM231 86H234V85H231ZM258 86H257V87H258ZM32 87H33V86H32ZM58 87H59V86H58ZM68 87L70 88V86H68ZM75 87H76V83H75ZM79 87H76L77 90H79ZM88 87H89V86H88ZM92 87H93V86H92ZM106 87H107V86H106ZM108 87L106 88V91L108 90ZM183 87H184V86H183ZM227 87H228V86H227ZM56 88H57V87H56ZM56 88L54 89V92H55V90H56V92H57V89H56ZM61 88H60V89H61ZM65 88L68 89V90H71V89H69V88H67V87H65ZM76 88H73V89L75 90ZM86 88H87V87H86ZM93 88L97 89L96 87H93ZM169 88H170V89H169ZM220 88H221V87H220ZM223 88H224V87H223ZM232 88H233V87H232ZM239 88H238V89H239ZM252 88H253V89H257V88H255L254 86H253ZM66 89H65V90H66ZM82 89H83V88H82ZM90 89H91V88H90ZM90 89H89V91L92 90V91H91V94H92V93L94 92V89H91V90H90ZM99 89H97V91H100ZM102 89H101V90H102ZM109 89H110V88H109ZM166 89H169V91H170V90L173 91V92L170 91L171 93H170L169 91H167V92H169L168 94L170 95L169 97H167V96H166L167 94H165V96H166L167 98L164 96V92L167 93V92L165 91ZM179 89H180V88H179ZM181 89H183V88L181 87ZM181 89H180V91H181ZM230 89H231V87H230ZM230 89H229V90H230ZM10 90H11V89H9L8 92H10ZM40 90H41V91H40ZM50 90H51V89H50ZM50 90H49V91H50ZM58 90H59V88H58ZM189 90H190V89H189ZM204 90H205V88H204ZM226 90H228V88L225 89V91H226ZM229 90H228V91H229ZM236 90H237V89H236ZM236 90L234 89L233 91L236 92ZM248 90H249V89H248ZM5 91L7 92V90H5ZM33 91H34L35 93L37 92V91L34 90V88H33ZM43 91H44V92H43ZM49 91H48V93H49ZM62 91H63V90H62ZM62 91H61V92H62ZM66 91H67V90H66ZM71 91H72V90H71ZM80 91H81V89L79 90V95H80ZM86 91H87V90H86ZM95 91H96V90H95ZM102 91H103V90H102ZM196 91H198V90L196 89ZM196 91L194 90V92H196ZM200 91H201V90H200ZM225 91H223V92H225ZM240 91H238V92H240ZM242 91H243V90H242ZM242 91H241V93H243ZM257 91H258V90H257ZM8 92L5 93V94H8ZM31 92H32V90H31ZM39 92H37L38 95L40 94ZM54 92H53V93H54ZM56 92H55V93H56ZM69 92H70V91H69ZM82 92H83V91H82ZM82 92H81V93H82ZM100 92H101V91H100ZM177 92H179V90H177ZM188 92H189V91H188ZM188 92H187V93H188ZM198 92H199V91H198ZM235 92H234V93H235ZM238 92H236V93L238 94ZM2 93H0V94H2ZM32 93H33V92H32ZM46 93H47V92H46ZM46 93H44V94H46ZM53 93H51V95H50L51 97H52ZM58 93L60 94V92H58ZM58 93H57V95H55V97H56V96H59ZM63 93H64V92L61 93L62 96H63ZM65 93H66V92H65ZM71 93H73V92H71ZM77 93H78V91L76 92V94H77ZM83 93H84V92H83ZM95 93H96V92H95ZM98 93H99V92H98ZM98 93H96V94H98ZM181 93H182V92H181ZM183 93H184V92H183ZM190 93H191V92H190ZM218 93H220V91H219L218 89H212V90H209V91H206V92H205V91H203V92L201 91V92L195 94V96H194L195 98H193L192 100L190 99L191 101L189 102V104H187V103L185 102L186 104H185V103L182 104V106H181L180 108L176 109L175 111L172 110L173 112H171V113L169 112V113H170V115L168 116V117H169V123H170V125H172V128H173L174 130H175V129H178V128L180 127L181 122L183 123V121H185V120H189V121L192 123V125H194V128H195V129L200 128L199 130H202V131H203L208 137H212V139L216 140L215 143H214V140H213L212 144H213V143L216 144L217 142H218V143L220 142L221 146L223 145L222 148H221V151H222V149H223L224 151H222V152H225V150L227 151V148H225V149L223 148L224 146L227 147L229 144H232V146H233V143H234V142L238 141L239 139L243 138L244 136H248V137H249V134H250V133L252 134V136H251V137H252V140H255V141H258V142H262V143L264 144V118H263V117H262V119L260 118L261 120L259 119V122H257L255 125H253V124L251 125V130H249V131L247 132V133H249V134L244 135L243 132H242V133H241V132H240V133L238 132V133H234V134H232V133L229 134L227 131H226V133H225V132H223V130H222L223 124H225V123H224L225 121H223V118H224V120H226L225 118H228V117L231 118V116L233 117V114L229 115L228 117L224 116L223 113L226 114V113H225L226 111L224 112V110H223V111L221 110L223 106L221 107V109L219 108V110H217V109H218V108H216L217 106H215V107L213 106L214 104H217V102H216V103H213L212 106H213L214 108H216V110L218 111V113L220 112L219 117H217L216 114H214L216 111H214V113L211 112V110H210L211 108L208 107V106L205 107V108H207V109L210 108V109H209V110H210V113H212V114H214V115H211L208 111H203V109H201L202 111H198V110L196 109V107H192V105H190V104L196 102V101L199 100V99H206V100H210V101H216V100H218L217 97H219V96L217 95ZM226 93H227V92H226ZM234 93H233V94H234ZM245 93H246V94H245ZM3 94H4V93H3ZM3 94H2V95H3ZM5 94H4V95H5ZM9 94H10V93H9ZM29 94H30V93H29ZM44 94H42L43 96L41 95L43 98H42V97H39L40 95H39L38 97L36 96L35 98H36V99H37V98H38V99H41V98H42L40 101L43 102V100H44ZM61 94H60V95H61ZM67 94H68V93H67ZM67 94H66V95H67ZM84 94H85V93H84ZM99 94H100V93H99ZM175 94H177V93H175ZM229 94L231 95L230 92H229ZM229 94H227V96H228ZM239 94H240V93H239ZM244 94L246 95V96H244V97H247V98H248V95H249V96H251L250 98H252L255 94H260V93L256 92V90H255V91H253V90H252V91H251V90L247 91V90H246V91L244 92ZM244 94H243V95H244ZM2 95H1V97H2L1 100H2L3 102H4V101H7L8 98H6V99L4 100V98H3L4 95H3V96H2ZM30 95H31V94H30ZM68 95H69V94H68ZM68 95H67V96H68ZM70 95H71V94H70ZM72 95H73V94H72ZM172 95H174V94H172ZM186 95H187V94H186ZM189 95H190V94H188V96H189ZM230 95H229V96H230ZM243 95H236V96H239V98H241ZM31 96H32V95H31ZM33 96H35V95H33ZM47 96H48V95L46 94L45 98H47ZM50 96H49V97H50ZM62 96H60L59 98H62ZM74 96H76V95H74ZM98 96H99V95H98ZM100 96H101V95H100ZM100 96H99V97H100ZM223 96H224V95H223ZM225 96H226V95H225ZM231 96L233 97V95H231ZM234 96H235V94H234ZM240 96H241V97H240ZM260 96H261V94H260ZM5 97H7V95H5ZM8 97H10V96H8ZM49 97H48V98H49ZM53 97H54V95H53ZM63 97H64V96H63ZM69 97H70V96H69ZM69 97H67V98H69ZM78 97H81V96H78ZM78 97H77V99H79ZM95 97H96V96H95ZM178 97H179V96H178ZM178 97H176V98H178ZM180 97H181V96H180ZM191 97H192V96H191ZM232 97H228V98H231V100L234 101V100H233L234 98H232ZM256 97H257V96H256ZM25 98L28 99V96L26 97V95H25ZM33 98H34V97H32V99H30L31 101L28 99V100L30 101V103L32 102V100H33L32 103H34L35 100H34ZM75 98H76V97H75ZM81 98H82V97H81ZM86 98H88V97H86ZM165 98H166V99H165ZM176 98H175V99H176ZM223 98H224V97H223ZM237 98H238V97H237ZM247 98H246V99H247ZM53 99H54V98H53ZM63 99H66V98H63ZM72 99H73V96H72L71 100H72ZM84 99H85V98H83V99H81V100L84 101ZM170 99H171V100H170ZM184 99H185V98H184ZM186 99H187V98H186ZM225 99H226V97H225ZM253 99H254V98H253ZM48 100H50V98H49ZM48 100L45 99V103H46V101H47L46 104H48V102H49ZM56 100H57V98H56ZM61 100H62V99H61ZM66 100H67V99H66ZM66 100H65V102H66ZM79 100H80V99H79ZM79 100H78V101H79ZM169 100H170V101H169ZM176 100H178V99H176ZM176 100H175V101H176ZM188 100H189V98H188ZM188 100H187V102H188ZM222 100H223V99H221V101H222ZM226 100L228 101V99H226ZM229 100H230V99H229ZM235 100H236V99H235ZM237 100H238V99H237ZM239 100H241V99H239ZM244 100H245V98H244ZM247 100H248V99H247ZM249 100H250V99H249ZM23 101H25V100H23ZM29 101H28V102H29ZM36 101H37V100H36ZM36 101H35V103H36ZM40 101H39V102H40ZM51 101H52V98H51ZM58 101H59V99H58ZM58 101L55 102V103H58ZM72 101H74V100H72ZM90 101H91V100H90ZM90 101H89V102H90ZM223 101H224V100H223ZM232 101H230V102H232ZM241 101H242V100H241ZM10 102H11V101H10ZM26 102H27V101H26ZM39 102L37 101L38 104H42V103H39ZM59 102H61V103H62V102L65 103L64 100H63V101H59ZM67 102L69 103V101H67ZM75 102H77V101L75 100ZM172 102H173V100H172ZM176 102H177V101H176ZM180 102H181V101H180ZM183 102H184V101H183ZM225 102H226V101H225ZM239 102H240V101H239ZM5 103H6V102H4V104H5ZM17 103H18V102H17ZM20 103H21V106H22V107H21V106H20V107L23 109V106L25 107L26 105H25V104L23 105L21 101H20ZM51 103H52V102H51ZM51 103H50V104H51ZM61 103H60V104H61ZM63 103H62V104H63ZM77 103H78V102H77ZM173 103H174V102H173ZM181 103H182V102H181ZM181 103H178V104L181 105ZM197 103H198V102H197ZM221 103H222V102H221ZM15 104H16V103H15ZM15 104H13L14 107H17L18 104H16V106H15ZM28 104H29V103H28ZM43 104H44V103H43ZM50 104H49V106H50ZM53 104H54V102L52 103V105H53ZM70 104H71V106H72L73 102L70 103ZM79 104H82V102H81V103L79 102L77 105H79ZM83 104H84V103H83ZM83 104H82V106H83ZM174 104H175V103H174ZM174 104H173V105H174ZM207 104H210V105H211L212 102L208 103V101H207ZM227 104H228V103H227ZM237 104H238V103H237ZM240 104H241V103H239V105H240ZM1 105H2V104H1ZM5 105H7V103H6ZM9 105H10V103H9ZM13 105H11V106H13ZM31 105H32V104H31ZM35 105H36V104H35ZM44 105H45V104H44ZM58 105H59V103L57 104V106H58ZM75 105H76V104L74 103V105H73L74 107H72L71 109H73V108H74V109H77V105H76V108H75ZM85 105H86V104H85ZM87 105H88V104H87ZM171 105H172V103H171ZM180 105H179V106H180ZM189 105H190L191 107H190ZM203 105L205 106V104H203ZM203 105H202V107H203ZM223 105H224V103H223ZM229 105H230V103H229ZM37 106H38V105H36V107H37ZM41 106H42V105H41ZM49 106H48V107H49ZM53 106L56 108L55 104H54ZM53 106H52V107H53ZM59 106H60V105H59ZM63 106H64V105H63ZM68 106H69V105L67 104L66 107H68ZM194 106H196V105H194ZM199 106H201V105H199ZM199 106H198V107H199ZM220 106H221V105H220ZM220 106H219V107H220ZM225 106H226V105H224V108H225ZM231 106H233V103L231 104ZM4 107H5V106H4ZM4 107H3V108H4ZM7 107H8V105H7ZM9 107H10V106H9ZM14 107H13V109H15ZM20 107H19V108H20ZM29 107H30V105L27 106V108H26V107H25V108L28 109ZM48 107H47V108H48ZM64 107H65V106H64ZM79 107H80V106H79ZM86 107H87V106H86ZM164 107H165V106H164ZM169 107H170V106H169ZM175 107H176V106H175ZM234 107H235V106H234ZM3 108L0 110V112L3 111V110L5 109V108H4V109H3ZM31 108H33V107H31ZM50 108H51V107H50ZM69 108H70V107H68L67 109H62V110H64V112L66 113V112H69V110H68ZM156 108H157V109H156ZM161 108H162V105H161ZM167 108H168V107H165L164 109H166V111H168L169 109L167 110ZM176 108H177V107H176ZM227 108H228V106H227ZM227 108H226V110H227V113H228V110L230 111V109H229V108L227 109ZM236 108H238L239 111L241 110V109H240L241 107L239 108V106L236 107ZM10 109H11V108H10ZM10 109H8V110H10ZM13 109H11V110L13 111ZM16 109H18V108H16ZM16 109H15V110H16ZM26 109L24 110L25 112H22V113H24V115H27L28 113H32V112H33V111H31V110H32V109H31L28 113H26V112L29 110V109H28V110L26 111ZM33 109H37V108H33ZM42 109H44V108L42 107L40 110L42 111ZM52 109H54V108H52ZM74 109H73V112H76V111H74ZM78 109H79V108H78ZM171 109H172V107H171ZM173 109H175V108L173 107ZM233 109H234V108H233ZM15 110H14L13 112H15ZM44 110H45V109H44ZM47 110L49 111V108L46 109L45 111H47ZM58 110H60V109H59V108H56L55 111H58ZM65 110H67V111H65ZM82 110H83V109H82ZM84 110H86V109H84ZM118 110H119V109H118ZM118 110H117V111H118ZM139 110H140V111H139ZM157 110H158V111H157ZM162 110H163V109H162ZM212 110H213V109H212ZM214 110H215V109H214ZM242 110H243V109H242ZM36 111L38 112L39 110L37 109ZM45 111H44V112H45ZM52 111H53V110H52ZM70 111H72V110H70ZM117 111H115V112L117 113ZM119 111H121V110H119ZM119 111H118V113H119ZM153 111H152V110H151V111H148V110H147V111H144V112H148V113L152 112V113H150V114L152 115V114H154ZM166 111H165V112H166ZM169 111H170V110H169ZM19 112H21V110H19ZM19 112H18V113H19ZM42 112H43V111H42ZM61 112H62V111H61ZM64 112H63V113H64ZM160 112H162L161 109H160ZM160 112H159V113H155V114H157V115H158V114H161ZM165 112L163 111V113H165ZM233 112H234V111L232 110V113H233ZM1 113H2V112H1ZM1 113H0V114H1ZM15 113H16V115H17V112H15ZM22 113H21V114H22ZM25 113H26V114H25ZM34 113H35V112H33V115L31 116L32 118H33V116L35 117ZM52 113H53V112H52ZM56 113H57V112H56ZM56 113L54 112V114H56ZM120 113H121V112H120ZM120 113H119V114H120ZM218 113H217V114H218ZM235 113H236V112H235ZM235 113H234V115H235ZM237 113H238V111H237ZM6 114H7V113H6ZM12 114H13V113H12ZM19 114H20V113H19ZM19 114H18V115H19ZM35 114H36V113H35ZM38 114H39V113H38ZM38 114H36V115H38ZM48 114H49V113H48ZM59 114H60V113H59ZM69 114L71 115V112H70ZM122 114H123V113H121L120 115H121V118L123 119V117H124V115H125V110H124V114H123V116H122ZM167 114H168V113H167ZM167 114H165V115H167ZM221 114H222V115H221ZM228 114H229V113H228ZM228 114H226V115H228ZM2 115H3V114H2ZM14 115H15V114H14ZM14 115H13V116H14ZM22 115H23V114H22ZM24 115H23V116H24ZM28 115L30 116V114H28ZM40 115H41V114H39V115H38L39 117H37L38 120L43 118V116H42V118H41ZM67 115H68V114H67ZM107 115H105V116H107ZM116 115H117V114H116ZM116 115H115V116H116ZM126 115H127V114H126ZM126 115H125V116H126ZM128 115H129V114H128ZM128 115H127V116H128ZM145 115H146V114H145ZM161 115H162V114H161ZM189 115H190L191 117H189ZM3 116H4V115H3ZM19 116L21 117V115H19ZM23 116L21 117L22 119H23ZM29 116H27V117L29 118ZM44 116H45V114H44ZM46 116H47V115H46ZM49 116H50V115H49ZM54 116H55V115H54ZM56 116H57V115H56ZM61 116H62V115H61ZM74 116H75V115H74ZM109 116H107V117H109ZM127 116H126V118H127ZM158 116H159V115H158ZM158 116H156V117L158 118ZM15 117H17V116H15ZM20 117H19V118H20ZM27 117H24V120H25ZM58 117H60V116H58ZM63 117H65V116H63ZM67 117H68V116H67ZM70 117H71V116H70ZM72 117H73V116H72ZM96 117H97V118H96ZM117 117H118V116H117ZM1 118L4 119V117H2V116H1ZM17 118H18V117H17ZM21 118H20V119H21ZM32 118H29V119H30V121H29L30 123H32L33 120H37V119H33V120H31ZM48 118H49V117H48ZM48 118H47V119H48ZM51 118L54 119L53 116H52ZM60 118H61V117H60ZM102 118H104V116H103ZM105 118H106V117H105ZM110 118H111V116H110ZM151 118H152V117H151ZM162 118H163V117H162ZM162 118H161V119H162ZM165 118H166V117H165ZM20 119H19V120H20ZM29 119H28V120H29ZM49 119H50V118H49ZM61 119H62V118H61ZM112 119H113V118H111V120H112ZM234 119H235V118H234ZM1 120H2V119H1ZM24 120H22L21 123H20L19 121H18V122L22 125V123L24 122ZM28 120H27V121H28ZM50 120H52V119H50ZM65 120H66V119H65ZM97 120H98V119H97ZM3 121H4V120H3ZM39 121H40V120H39ZM39 121H37V122H39ZM42 121H43V120H42ZM42 121H41V122H42ZM48 121H49V120H48ZM58 121H57V123H59ZM98 121H100V120H98ZM104 121L106 122V120H104ZM104 121H103V122H104ZM109 121H110V119H109ZM119 121H120V120H119ZM122 121H123V120H122ZM126 121H127V120H126ZM156 121L158 122L159 120L156 119ZM29 122L26 123V121H25V122H24V125L26 124L25 126H28L27 124H29V126L32 127V125H35V124L37 123V122H36V123L30 124ZM33 122H34V121H33ZM41 122H40V123H41ZM43 122H45V121H43ZM43 122H42V124H43ZM64 122H65V121H64ZM116 122H117V121H116ZM150 122H151V121H150ZM167 122H168V121H167ZM226 122H227V121H226ZM15 123H16V122H15ZM40 123H39L38 127L40 126ZM46 123H47V122H45L44 124H46ZM55 123H56V122H55ZM55 123H54V124H55ZM61 123H62V124H61ZM92 123H94V125H95V122H92ZM101 123H102V122H101ZM110 123H111V121H110ZM112 123H114V122H112ZM118 123H119V122H117L115 125L117 126ZM161 123H162V122H161ZM253 123H254V122H253ZM49 124H53V123H52V122H49ZM54 124H53V125H54ZM87 124L89 125V123H87ZM90 124H91V122H90ZM97 124H100V122H99V123L97 122ZM105 124H107V123H105ZM105 124H103V126H104ZM150 124H151V123H150ZM150 124H149V125H150ZM152 124H153V121H152ZM166 124H167V123H166ZM12 125H13V124H12ZM21 125H19V126H21ZM24 125H22L21 127H23ZM100 125H102V124H100ZM108 125H109V124H108ZM155 125H157V124L155 123ZM159 125H160V124H159ZM161 125H163V124H161ZM164 125H165V124H164ZM164 125H163V126H164ZM182 125H183V124H182ZM226 125H227V124H226ZM226 125H225V126H226ZM1 126H2V123H0V129H1ZM29 126H28V127H29ZM44 126H45V127H44ZM95 126H96V125H95ZM95 126H94V127H95ZM103 126H102V127H103ZM167 126H168V125H166V127H167ZM15 127H16V126H15ZM28 127H26L27 130H29ZM31 127H30V128H31ZM89 127H90V126H89ZM96 127H99V126H96ZM96 127H95V128H96ZM104 127H105V126H104ZM113 127H114V126H113ZM113 127H110L109 129H111V128H113ZM150 127H151V126H150ZM156 127L158 128V131H159V126L157 125ZM160 127H161V126H160ZM166 127H165V128H166ZM169 127H170V126H169ZM182 127H183V126H182ZM13 128H14V127H13ZM13 128H12V129H13ZM95 128H94V129H95ZM99 128H101V127H99ZM106 128H107V127H106ZM116 128H117V127H116ZM148 128H149V127H148ZM157 128H155V129H157ZM161 128H162V127H161ZM226 128H227V127H226ZM249 128H250V127H249ZM249 128H248V129H249ZM14 129H15V128H14ZM17 129H20V128H17ZM31 129H32V128H31ZM82 129H84V128H81V129L79 128V131H78V130H77V131L81 133V132H83ZM85 129H86V128H85ZM87 129H89V128H87ZM92 129H93V124H92ZM94 129H93V130H94ZM96 129L98 130V128H96ZM103 129H104V128H103ZM103 129H102V131L104 132ZM109 129H108V130H109ZM119 129H120V128H118V130H119ZM150 129H151V128H150ZM153 129H154V127H153ZM155 129H154V130H155ZM227 129H228V128H227ZM248 129H247V130H248ZM21 130H23V129H21ZM27 130H25V131L28 132ZM80 130H81V131H80ZM90 130H91V129H90ZM114 130H115V129H114ZM138 130H137V131H138ZM164 130H165V129H164ZM171 130H172V129H171ZM181 130H182V129H181ZM185 130H186V129H185ZM244 130H246V129H244ZM17 131H18V130H17ZM100 131H101V130H100ZM102 131H101V133H100L99 130H98V132H97L96 135L92 132V133L94 134V136H93V134H92L91 136L88 135L89 137L86 136L87 138H85V136H83V138H85V139H83V140H77V142L74 143V144H76V146H75V147H71V149H69V152H70V153H74V152H76L77 150L75 151V149H76V148H79V147H77V146H79V144H81V143L89 144V142L94 141V140H97V139H98V140H99V139L102 140V138L105 137V136L108 134V132L105 133V132H106V131H105L104 133H102ZM110 131H111V130H110ZM137 131H136V132H137ZM140 131H142V130H140ZM145 131H146V130H145ZM149 131H150V130H149ZM162 131H163V130H162ZM177 131H178V130H177ZM240 131H241V130H240ZM242 131H243V130H242ZM29 132H30V131H29ZM31 132H30V133H31ZM78 132H77V134H78ZM87 132H88V131H87ZM95 132H96V130H95ZM136 132H134V133H136ZM138 132H139V131H138ZM138 132H137V133H138ZM143 132H144V131H142V133H143ZM155 132H156V131H154V133H155ZM254 132H256V133H254ZM21 133H22V132H21ZM72 133L74 134V133H76V132L73 131ZM72 133H71V135H73ZM84 133L86 134L85 131H84ZM90 133H91V132H90ZM98 133H100V134H98ZM111 133H112V132H111ZM131 133H132V132H131ZM140 133H141V132H140ZM146 133H147V132H146ZM146 133H145V134H146ZM156 133H157V132H156ZM161 133H162V132H161ZM164 133L168 134V131L166 132V130H165ZM171 133H173V132H171ZM8 134H10V133H8ZM24 134H25V133H24ZM26 134H27V133H26ZM35 134H36V132H35ZM145 134H143V136H144ZM147 134H148V133H147ZM147 134H146V135H147ZM166 134H163L164 137H165ZM182 134H184V133H182ZM251 134H250V135H251ZM28 135H29V134H28ZM109 135H110V134H109ZM130 135H131V134H130ZM134 135H135V134H134ZM138 135H139V133H138ZM138 135H137V136H138ZM150 135H152V133H151ZM153 135H155V134H153ZM159 135H160V134H159ZM163 135H162V136H163ZM172 135H173V134H172ZM7 136H9V135H7ZM11 136H12V134L10 135V138H11ZM25 136H26V135H25ZM74 136L76 137V134H75ZM79 136H81V134H79ZM79 136H78V137H79ZM112 136H115V135H112ZM123 136H124V135H123ZM128 136H129V134H128ZM131 136H132V135H131ZM166 136H168V135H166ZM175 136H176V134H175ZM177 136H178V135H177ZM183 136H184V135H183ZM19 137H20V136H19ZM23 137H24V136H23ZM27 137H28V136H27ZM63 137H64V136H63ZM63 137H61V138H63ZM78 137H77V138H78ZM117 137H118V136H117ZM129 137H130V136H129ZM129 137H128V139H129ZM135 137H136V136H135ZM148 137H149V136H148ZM164 137H163V138H164ZM170 137H172V136L170 135ZM170 137L168 136V139H170V140L172 141L174 138L172 137V138H173V139H172V138H170ZM185 137H186V136H185ZM12 138H13V140H14V136H13ZM15 138L17 139L16 141H19V140H18L19 138H17V137H15ZM25 138H26V137H25ZM57 138H56V139H57ZM59 138H60V137H59ZM68 138L70 139V135L68 136ZM68 138H67V139H68ZM81 138H82V137H81ZM81 138H80V139H81ZM111 138H112V137H110L108 140H110ZM123 138H124V137H123ZM126 138H127V135H126ZM136 138H137V137H136ZM142 138H143V137H142ZM144 138H145V136H144ZM154 138H156V137L154 136ZM154 138H153V139H154ZM159 138H160V137H159ZM175 138H176V137H175ZM7 139H8V137L6 138V140H7ZM64 139H66V138H64ZM69 139H68V140H69ZM74 139H75V138H74ZM112 139H113V138H112ZM114 139H115V138H114ZM117 139H118V138H117ZM121 139H122V138H121ZM121 139H118V140L120 141ZM132 139H133L134 141H133V143L131 144L130 149H129V147L127 146L128 151H126V152L124 153V155H123V153L120 152L121 154H119V155L116 154V155L119 156V157H117V158H115V159H112L113 157H111V158L108 159V160H106V159L104 158V159H105V160H104V161H105V163H104V167H105V164H108V163H109L108 166H110V168H111L112 165H110V163H112V162H113V163H117V162H120V161H125V163H124V162H122V164L120 163L121 165L125 164V165H124L125 168L129 167V166H128V162H129V160H133V159L137 156V154L139 153V151H141V150H140V149L142 148L141 146L144 145V144H146V143H144V142H147V141H144L145 139L142 140L140 136H139V138H137V139L130 138V140H132ZM146 139H147V137H146ZM153 139H152V141H153ZM157 139H158V137H157ZM166 139H167V138H166ZM166 139H165V141H169V140H166ZM176 139H177V138H176ZM212 139H208V141H209V140H212ZM249 139L251 140V138H249ZM249 139L246 140V143H247V141H248ZM1 140H3V139H1ZM13 140H12V141H13ZM57 140H58V139H57ZM57 140H54V141L57 142ZM59 140H60V139H59ZM75 140H76V139H75ZM101 140H100V141H101ZM108 140H107V141H108ZM122 140H124V139H122ZM125 140H126V139H125ZM160 140H161V138H160ZM163 140H164V139H163ZM244 140H245V137H244L243 141H244ZM4 141H5V140H4ZM12 141H11V142H12ZM60 141H63V140H60ZM64 141H65V142H64ZM64 141H63L64 143H67L66 140H64ZM69 141H70V140H69ZM126 141H127V140H126ZM161 141H162V140H161ZM161 141H158V142H161ZM180 141H181V140H180ZM240 141H241V140H240ZM7 142H9V139H8ZM7 142H4V143H7ZM56 142H55V143H56ZM58 142H59V141H58ZM70 142L72 143V141H70ZM70 142H69V143H70ZM95 142H96V141H95ZM95 142H94V144H96ZM103 142H104V141H103ZM103 142H101V144H102ZM114 142H115V141H114ZM123 142H125V141H123ZM139 142H141V146L139 145V144H140ZM155 142H156V141H155ZM155 142H154V143H155ZM0 143L2 144L1 141H0ZM16 143H17V142H16ZM16 143H15V144H16ZM60 143H61V142H59V144H60ZM64 143H62V144H64ZM71 143H70V144H71ZM108 143H109V142H108ZM108 143H105V142H104V144H106L104 147H106ZM112 143H113V142H112ZM147 143H148V142H147ZM163 143H164V142H163ZM163 143H161V144H163ZM167 143H168V142H166L165 144H166V145H169L168 148L171 147L170 144H167ZM169 143H171V142H169ZM172 143H175V142H172ZM206 143H207V142H206ZM210 143H211V142H210ZM218 143H217V144H218ZM237 143H238V142H237ZM248 143H249V141H248ZM254 143H256V142H254ZM56 144H57V146H53L54 148L59 146L58 143H56ZM74 144H72V146H73ZM91 144H92V143H91ZM101 144H100V145H101ZM110 144H111V143H110ZM110 144H109V145H110ZM148 144H149V143H148ZM148 144H147V145H148ZM156 144H158V143H156ZM161 144H160V145H161ZM175 144H176V143H175ZM175 144H173V146H174ZM177 144H178V143H177ZM217 144H216V145H217ZM220 144H219V145H220ZM240 144H241V143H240ZM243 144H245V143H242V145H243ZM258 144H261V143H258ZM2 145H3V144H2ZM4 145H5V144H4ZM10 145H12V143H10ZM26 145H28V144H26ZM26 145H24V147H25ZM92 145H93V144H92ZM109 145H108V146H109ZM111 145H112V144H111ZM160 145H159L158 147H162V146L164 147V145H161V146H160ZM216 145H215L216 148L214 147V145H211V146L213 147V148L211 147V149H214V150H212V152H214V154H215V152H218V151L220 150V149L218 150V148H220L219 145H217V146H216ZM237 145H238V144H237ZM6 146H7V145H5V149H4L3 151H0V152L2 153V154L0 153L1 155H3V153L5 154V151H6L7 148H8V147L6 148ZM15 146H16V145H15ZM20 146H21V144H20ZM47 146H48L47 148H49V145H47ZM65 146H67V144H66ZM69 146H70V145H69ZM69 146H68V147H69ZM101 146H103V144H102ZM112 146H113V145H112ZM129 146H130V145H129ZM145 146H146V145H145ZM173 146H172V149L174 148ZM209 146H210V144H209ZM232 146H231V147H232ZM234 146H235V145H234ZM240 146H241V145H240ZM261 146H262V144H261ZM261 146L259 145V148H253L254 146H251V147H249V148H247V149H244V147H242L241 149H244V150L236 151V152L233 151L234 154H233L232 156L230 155L229 158H223V160H224L225 162H227V163H225L222 159H221V161H220V159H218V158L216 157V159H218L220 162H224L223 164H220V162L217 161V160L215 159L217 162H219L218 164L221 165V166L219 165V166L216 167V168L218 169L219 167H221V170H222V171H221V170L219 169L220 171H217V172L220 173V172H223L224 170H226L227 168H228V169L232 168L231 166H230V167L228 166V163H229L230 165H232L233 168H234V166L237 167V170L240 171V172L238 171V172H239L238 174L241 173V169H242V168H241V169H238V168H239V167H242V166H244V165L246 166V165L248 164V165L251 166V168L254 169V168L256 167V165H255L256 162H258L259 160H260V163H261V164H264V163L261 162V159H262V160H264V159H263V158L259 159L260 156H261V154H262V155L264 154V153L262 152V151H264V145H263V148H261ZM9 147H10V146H9ZM13 147H14V145H13ZM16 147H17V146H16ZM16 147H14V148H15L16 151H17V149L19 148V146H18L17 148H16ZM22 147H23V145H22ZM26 147H27V146H26ZM61 147H62V146H61ZM61 147H59V148H61ZM63 147H64V145H63ZM89 147H90V146H89ZM98 147H99V146H98ZM113 147H115V146H113ZM143 147H144V146H143ZM156 147H157V146H156ZM203 147H204V146H203ZM217 147H218V148H217ZM1 148H3V147H1ZM1 148H0V149H1ZM14 148H13V149H14ZM44 148H45V147H44ZM44 148H43V150H44ZM80 148H81V147H80ZM93 148H95V146H94ZM99 148H100V147H99ZM150 148H151V147H150ZM153 148H154V147H153ZM153 148H152V149H153ZM168 148H167V150L164 149L165 152H163V150H162V152H163L164 154L161 152V148L158 149V150H160L159 153H158L157 151H154V150H155V148H154L153 151H154V153L157 152V153H156V154H157V157H158V156L161 157V155H159L160 153H162L163 155H166V154H167L166 156H163V158H161V159H162L161 161H160V159H159V162L157 161L158 158L156 157V158H157L156 161H157V163H158V165H157V167H156L157 170H156V168H154L155 170L152 172V171L150 170L151 168L148 166V169L150 168V169L148 170L149 173H147V171H145V170H147V169L145 168L144 164H147V163L150 164L151 162H150V163L147 162V163L140 164V165H142V166H140L139 164H138V166L136 165L137 168L140 166L141 170H140V169H138V170H140V173L142 172V174H141V177L139 176L140 180H139L137 177L134 179V178H133L134 175H133V177H132L133 180H135V181H136V179L139 180V181L137 180L138 182H137V181L135 182V183H137V184L139 183L138 185L140 186L139 188L136 187L137 189H139V191H138V190L135 191V192H134L135 194H137V192L139 193L140 190H141L142 192H145V191L149 188L150 184L152 185V183L155 181L154 179H157V177H158V179H159V177L161 176V174L163 173V171H164V170L166 171V170L168 169V167H169V166L167 165L168 162H169L168 160H170L172 157L174 158V155H175L177 152H179V149H175L174 151L172 150V151L170 152L169 150H171V149L168 150ZM190 148H192V150H193V147H190ZM205 148H206V147H205ZM209 148H210V147H208V149H209ZM232 148H233V147H232ZM238 148H240V147H238ZM8 149H9V148H8ZM11 149H12V147H11ZM11 149H10V150H11ZM13 149H12V150H13ZM19 149H22V148H19ZM32 149H31V150H32ZM39 149H40V148H39ZM41 149H42V148H41ZM41 149H40V150H41ZM49 149H51V148H49ZM55 149H56V148H55ZM62 149H63V148H62ZM88 149H89V148H88ZM109 149H112V148H109ZM143 149H144V148H143ZM162 149H163V148H162ZM228 149H229V148H228ZM235 149L237 150L236 147H235ZM1 150H2V149H1ZM40 150H39V151H40ZM43 150H41L40 152H42ZM53 150H54V149H53ZM66 150H67V149H66ZM86 150H87V149H86ZM95 150H96V148H95ZM102 150H103V149H102ZM114 150H115V148H114ZM117 150H118V149H117ZM125 150H126V148H125ZM125 150H124V151H125ZM147 150H148V149H147ZM149 150H151V149H149ZM206 150H207V149H206ZM215 150H218V151H215ZM239 150H240V149H239ZM16 151H15V152H16ZM18 151H19V150H18ZM20 151H21V150H20ZM20 151H19V153H20ZM27 151H29V150H26V152H27ZM44 151H45V150H44ZM46 151H47V149H46ZM57 151H58V150H57ZM104 151H105V149H104ZM110 151H111V150H110ZM153 151H152V152H153ZM209 151H210V150H209ZM228 151H229V150H228ZM8 152H9V150H8ZM15 152H14V154H15ZM21 152H23V151H21ZM48 152H50V151H48ZM51 152H52V151H51ZM65 152H66V151H65ZM67 152H68V151H67ZM78 152H79V150H78ZM83 152H85V151H82V153H83ZM101 152H102V151H100V153H101ZM113 152L115 153V151H113ZM117 152H118V151H117ZM122 152H123V151H122ZM150 152H151V151H150ZM150 152H149V154H150ZM166 152H167V153H166ZM168 152H170V153H168ZM222 152H221V154H223ZM233 152H232V153H233ZM11 153H12V152H11ZM16 153H18V152H16ZM19 153H18V154H19ZM23 153H24V152H23ZM30 153H31V151H30ZM46 153H47V152H46ZM58 153H60V152H58ZM90 153H91V152H90ZM90 153H89V154H90ZM143 153H144V152H143ZM154 153H153V154L151 153V154H152L151 156H153ZM198 153H200V152H198ZM198 153H196V155H197ZM227 153H228V152H227ZM230 153H231V152H230ZM6 154H7V153H6ZM8 154H9V153H8ZM24 154H25V153H24ZM28 154H29V152H28ZM35 154H36V153H35ZM51 154H52V153H51ZM51 154H45L43 157L41 156L42 158L39 157V158H40V159L38 160V164H39V165H38V167H37V169L39 168V172L47 171V170H49V169H50V171H51V170H53V167H54V169H56V167H58V166H57V163H59V160H55V164H56V165H55V164H54V161H53L54 158L51 156ZM53 154H54V152H53ZM61 154H64V156H59V155L57 156V154H55L56 157H57V159H59V158L61 159V158H63V157H65L66 159H68L69 157H71V160H72V159H73V156L76 155V153H75V154H68L69 157L67 158L68 155L65 156V153H61ZM61 154H60V155H61ZM95 154H97V153H95ZM109 154H110V153H109ZM111 154H112V152H111ZM139 154H140V153H139ZM145 154H147V153H145ZM10 155H11V154H10ZM10 155H8V156L10 157ZM29 155H30V154H29ZM39 155H42V154H39ZM91 155H92V154H91ZM98 155H99V153H98ZM102 155H103V154H102ZM122 155H123V156H122ZM191 155H192V154H191ZM193 155H194V154H193ZM216 155H217V156H218V155L220 156V151H219L218 154H216ZM216 155H213V156H216ZM19 156L21 157V155H19ZM19 156H18V158H19ZM26 156H28V155H26ZM31 156H32V154H31ZM77 156H78V155H77ZM80 156H81V155H80ZM82 156H83V155H82ZM99 156H100V155H99ZM103 156H104V155H103ZM106 156H107V154H105V157H106ZM151 156H150V159L152 160V157H151ZM154 156H156V155H154ZM198 156H200V155L198 154ZM198 156H196V157H198ZM219 156H218V157H219ZM221 156L223 157V155H221ZM221 156H220V157H221ZM224 156H225V155H224ZM0 157H1V156H0ZM3 157H5V156H3ZM3 157H2V158H3ZM6 157H7V156H6ZM13 157L15 158V156H13ZM13 157H12V158H13ZM28 157H30V156H28ZM56 157H55V158H56ZM75 157H76V156H75ZM78 157H79V156H78ZM109 157H110V156H108V158H109ZM114 157H115V156H114ZM137 157H139V159H140L141 154H140V156H137ZM143 157H144V156H143ZM148 157H149V156H148ZM148 157H147V161H148ZM193 157H194V156H193ZM205 157H206V156H205ZM220 157H219V158H220ZM226 157H227V156H226ZM261 157H262V156H261ZM263 157H264V155H263ZM18 158H17V159H18ZM80 158L83 159V157H80ZM80 158H78V159H80ZM90 158H91V157H90ZM154 158H155V157H154ZM156 158H155V159H156ZM0 159H1V158H0ZM17 159H15V160L17 161ZM24 159H26V158H24ZM27 159H28V158H27ZM30 159H32V157H31ZM37 159H38V158H37ZM78 159H77V161H80V160H78ZM99 159H100V158H98V160H99ZM135 159H136V158H135ZM141 159H142V158H141ZM155 159H154V160H155ZM202 159H203V157H202ZM213 159H214V158H213ZM213 159H212V160H213ZM2 160H5V159H2ZM2 160H1V161H2ZM34 160H35V161H34V163H35V162H36V156H35V159H34ZM63 160H65V159L63 158ZM68 160H69V159H68ZM74 160H75V158H74ZM86 160H87V159H86ZM90 160H91V159H90ZM94 160L96 161V159H94ZM98 160H97V161H98ZM100 160H101V159H100ZM109 160H110V161H109ZM112 160H113V161H112ZM126 160H128V161H126ZM12 161H13V159L11 160V162H12ZM20 161H21V160H20ZM29 161H30V160H28L27 162H29ZM31 161H33V160H31ZM56 161H57V162H56ZM61 161H62V160H60V162H61ZM65 161H66V160H65ZM84 161H85V160H84ZM97 161H96V163H97ZM104 161H101L100 164H101L102 162H104ZM107 161H109V162L107 163ZM144 161H145V159H144ZM172 161H173V160H171V162H172ZM195 161H196V160H195ZM197 161H198V160H197ZM216 161H214L215 164L217 163ZM4 162H5V161H4ZM4 162H3V163H4ZM8 162H10V161H8ZM18 162H19V160H18ZM66 162H67V161H66ZM69 162H70V161H69ZM86 162H87V161H86ZM91 162H92V161H91ZM126 162H127V163H126ZM141 162H142V161H141ZM154 162H155V161H153L152 163H154ZM3 163H1V164L3 165ZM5 163H7V162H5ZM24 163H25V162H24ZM31 163H32V162H31ZM63 163H64V162H63ZM75 163H76V162H75ZM78 163H79V162H78ZM83 163H84V162H83ZM113 163H112V164H113ZM135 163H136V162H135ZM138 163H140V161H139ZM152 163H151V164H152ZM157 163H154V164L156 165ZM195 163H196V162H195ZM258 163H259V162H258ZM1 164H0V166H1ZM12 164H13V163H12ZM21 164H22V163H21ZM52 164H53V165H52ZM59 164H60V163H59ZM87 164H89V163H87ZM87 164H86V165H87ZM90 164H91V163H90ZM118 164H119V163H118ZM120 164H119V165H120ZM169 164H170V163H169ZM173 164H174V163H173ZM199 164H201V163L199 162ZM199 164H198V166H199ZM209 164H210V163H209ZM215 164H214V165H215ZM218 164H217V165H218ZM225 164L228 166L227 168H226V165H225ZM261 164H259V165H261ZM7 165H8V163H7ZM17 165H18V164H17ZM17 165H16V166H17ZM28 165H29V163H28ZM28 165H26V166L28 167ZM30 165H31V164H30ZM33 165H34V164H33ZM33 165H32V167L34 168ZM36 165H37V163H36ZM54 165H55L56 167H55ZM62 165H64V164H62ZM72 165H73V162H72ZM76 165H77V163H76ZM78 165H80V164H78ZM95 165H96V164H95ZM95 165H94V166H95ZM114 165L116 166L117 164H113V166H114ZM152 165H153V164H152ZM210 165H211V164H210ZM217 165H216V166H217ZM223 165H225V166H224L225 169H222V168H224ZM248 165L246 166V168H247V167L250 168V166H248ZM254 165H255V167H254ZM259 165H257V166H259ZM9 166H11V165H9ZM14 166H15V165H14ZM14 166H13V167H14ZM26 166H24V167H26ZM69 166H70V165H69ZM81 166H82V165H81ZM83 166H84V165H83ZM89 166H91V165H89ZM98 166H99V165H98ZM101 166H102V164H101ZM117 166H118V165H117ZM166 166H168L167 169H165ZM3 167H4V166H2V169H0V172H1V170H3ZM11 167H12V166H11ZM13 167H12V168H13ZM19 167H20V165H19ZM22 167H23V166H22ZM24 167H23V169H24ZM29 167H31V166H29ZM60 167H61V166H60ZM67 167H68V166H67ZM102 167H103V166H102ZM104 167H103V170H105L106 168L108 169V167H106L105 169H104ZM121 167H122V166H121ZM121 167H119V168H121ZM174 167H175V166H174ZM174 167H173V168H174ZM0 168H1V167H0ZM14 168H15V167H14ZM51 168H52V169H51ZM75 168H76V167H75ZM81 168H82V167H81ZM85 168H86V167H85ZM93 168H94V167H93ZM93 168H92V169H93ZM98 168L101 169L100 167H98ZM110 168H109V169H110ZM171 168H172V167H171ZM171 168H170V169H171ZM193 168H195V167H193ZM204 168H205V166H204ZM233 168H232V169H233ZM244 168H245V167H244ZM251 168H250V169H251ZM259 168H261V169L256 170L255 173L257 174V171H258L259 175H257V176L260 177V173L263 174L264 168H262L261 166H260ZM9 169H10V168H9ZM19 169H20V168H19ZM26 169H28V168H26ZM30 169H31V168H30ZM66 169H67V168H66ZM82 169H84V168H82ZM82 169H80V170H82ZM89 169H90V168H89ZM112 169H114V167L111 168L110 170L112 171ZM127 169H128V168H127ZM131 169H132V168H131ZM175 169H176V167H175ZM206 169H207V168H206ZM232 169H231V170H232ZM247 169H248V168H247ZM247 169H246V170H247ZM255 169H258V167L255 168ZM255 169H254V170H255ZM12 170H13V169H12ZM57 170H58V169H57ZM75 170H76V169H75ZM118 170H120V169H118V167H117V170L114 169V171H118ZM121 170H123V167H122ZM121 170L118 171V172H121ZM138 170H137V171H138ZM152 170H153V169H152ZM178 170H180V169H178ZM203 170H204V169H203ZM233 170H234V169H233ZM237 170H235V171H237ZM242 170H243V169H242ZM260 170H262V171L259 172ZM3 171H4V170H3ZM5 171H7V169H6ZM16 171H18V170H16ZM28 171H29V170H28ZM60 171H61V170H60ZM83 171H86V170H83ZM96 171H97V170H96ZM96 171H95V172H96ZM105 171H106V170H105ZM105 171H104V172H105ZM111 171L107 170V172H111ZM123 171H124V170H123ZM123 171H122V172H123ZM130 171H131V170H130ZM132 171H133V170H132ZM135 171H136V169H135ZM137 171H136V172H137ZM144 171H145V172H144ZM150 171H151V173H150ZM165 171H164V172H165ZM176 171H177V170H176ZM248 171H249V169L247 170V172H248ZM9 172H10V170H9ZM23 172H24V171H22V173H23ZM35 172H36V171H35ZM53 172H54V174H55V171H53ZM65 172H66V171H65ZM78 172H79V170H78ZM92 172H93V171H92ZM95 172H93V173L95 174ZM107 172H106V173H107ZM125 172H126V171H125ZM128 172H129V171H128ZM133 172H134V171H133ZM170 172H171V171H170ZM174 172H175V171H174ZM178 172H179V171H178ZM217 172H216V173H217ZM228 172H229V170H228ZM228 172H226V173H228ZM249 172H251V171H249ZM15 173H16V172H15ZM25 173H26V172H25ZM49 173H50V172H49ZM56 173H57V172H56ZM61 173L63 174V172H61ZM61 173H60V174H61ZM76 173H77V171H76ZM81 173H82V172H81ZM84 173H85V172H84ZM98 173H100V172H98ZM106 173H104V174L107 175L108 173H107V174H106ZM116 173H117V172H116ZM116 173L113 174V172H112V175H115V176H116ZM126 173H127V172H126ZM129 173L132 174L131 172H129ZM209 173H210V172H209ZM216 173L213 172L212 175H215ZM253 173H254V171L252 172V174H253ZM9 174H10V173H9ZM12 174H13V173H12ZM17 174H18V173H17ZM17 174H16V176H17ZM27 174L29 175V173H26V175H24V176L26 177ZM39 174H40V173H39ZM39 174H38V175H39ZM60 174H58V175H60ZM62 174H61V175H62ZM68 174H69V173H68ZM70 174H71V173H70ZM85 174H86V173H85ZM94 174H93V176H94ZM118 174H120V173H117V175H118ZM124 174H125V173H124ZM133 174H135V172H134ZM233 174H234V173H233ZM238 174H237V175H238ZM242 174H243V171H242L241 175H242ZM247 174H250V173H247ZM247 174H246V171H245V172H244V177H245V176L247 177ZM0 175H1V174H0ZM5 175L7 176L6 172H5ZM10 175H11V174H10ZM22 175H23V174H22ZM31 175H33V174H31V172H30V175H29V176H31ZM34 175H35V173H34ZM41 175H42V174H41ZM43 175H44V174H43ZM48 175H49V174H48ZM66 175H67V172H66ZM79 175H80V174H79ZM89 175H90V174H89ZM96 175H97V173H96ZM109 175H111V174H109ZM125 175H126V174H125ZM127 175H128V177H129V174H127ZM138 175H139V172H138V174H136V176H138ZM163 175H164V174H163ZM163 175H162V176H163ZM167 175H168V174H167ZM167 175H166V176H167ZM174 175H175V174H174ZM184 175H185V174H184ZM220 175H222V174H220ZM225 175H226V174H225ZM227 175H228V174H227ZM237 175H236V176H237ZM13 176H14V175H13ZM19 176H20V174H19ZM24 176H23V177H24ZM35 176H37V175H35ZM56 176H57V174H56ZM84 176L86 177V175H84ZM90 176H92V174H91ZM90 176H87V177H88V178H91ZM97 176H100V175H97ZM102 176H104V175H102ZM115 176H114V179H117ZM120 176H121V174H120ZM162 176H161V177H162ZM171 176H172V175H171ZM180 176H181V175H180ZM222 176H223V175H222ZM254 176H255V175L253 174L252 177H254ZM261 176H262V175H261ZM4 177H5V176H4ZM17 177H18V176H17ZM20 177H22V176H20ZM39 177L41 178V176H39ZM47 177H48V176H47ZM51 177H53V176L50 174V178H51ZM63 177H64V176L62 175V177H59V178H63ZM68 177H69V178H73V177H70L69 175H68ZM78 177H79V176H78ZM80 177H81V176H80ZM109 177H110V178H111V177L113 178V176H109ZM118 177H119V176H118ZM126 177H127V176H126ZM130 177H131V176H130ZM130 177H129V179H131ZM161 177H160V178H161ZM214 177H215V176H214ZM226 177H227V176H226ZM246 177H245V178H246ZM252 177H250V180L252 179ZM255 177H256V176H255ZM10 178H11V177H10ZM10 178H9V179H10ZM18 178H19V177H18ZM31 178H33V177L31 176ZM31 178H30V179H31ZM42 178H44V177H42ZM76 178H77V176H76ZM92 178H93V177H92ZM99 178H100V177H99ZM102 178H103V177H102ZM107 178H108V176H107ZM122 178H123V176H121V179H122ZM163 178H164V177H163ZM185 178H186V177H185ZM198 178H199V177H198ZM217 178H218V176L216 177V179H217ZM224 178H225V177H224ZM224 178H223V179L221 178L222 182H223ZM248 178H249V177H248ZM248 178H246V179L248 180ZM256 178L258 179V177H256ZM260 178H261V179L263 178L262 180L264 181V176H263V177H260ZM260 178H259L258 180H261ZM2 179H3V178H2ZM2 179H1V180H2ZM6 179H7V178H6ZM12 179L15 180V179H17V178H15V176H14L13 178H11V182L14 181V180L12 181ZM19 179H20V178H19ZM19 179H17V180H19ZM21 179L23 180V178H21ZM25 179H26V178H25ZM30 179H29V180H30ZM46 179L51 181V179H49V178H46ZM52 179H54V178H52ZM57 179H58V178H57ZM64 179H65V178H64ZM85 179H86V178H83L82 180H85ZM94 179H95V178H94ZM105 179H106V178H103V182H104V181H107V180H105ZM108 179H109V178H108ZM119 179H120V178H119ZM182 179H183V178H182ZM225 179H226V178H225ZM231 179H232V178H231ZM243 179H244V178H243ZM1 180H0V182H1ZM4 180H5V179H4ZM4 180H3V182H4ZM17 180H16V181H17ZM39 180H40V179H39ZM61 180H62V179H61ZM75 180H76V179H74V181H75ZM78 180H79V178H78ZM87 180H88V179H87ZM112 180H113V179H111V181H112ZM124 180H125V179H124ZM153 180H154V181H153ZM178 180H179V179H178ZM187 180H189V179H187ZM218 180H219V178H218ZM226 180H228V179H226ZM247 180L244 179V181H246V182L248 183ZM250 180H249V181H250ZM254 180H256V179L254 178ZM6 181H7V180H6ZM20 181H21V180H20ZM24 181H25V180H24ZM50 181H49V182H50ZM55 181H56V180H55ZM58 181H59V180H58ZM64 181H65V180H64ZM66 181H67V180H66ZM85 181H86V180H85ZM85 181H84V182H85ZM93 181H94V180H92V182H93ZM114 181H115V185H117V187L120 186V185H124V184H122V183H124V182H122L120 185H118V184L120 183V182H118V181H120V180H118V179H117V180H113V182H114ZM116 181H117L118 184H116ZM173 181H174V180H173ZM173 181H172V182H173ZM182 181H183V180H182ZM189 181H190V180H189ZM192 181H194V179H193ZM216 181H217V180H216ZM219 181H220V180H219ZM219 181H217V182H219ZM252 181H253V180H252ZM256 181H257V180H256ZM263 181L260 182V183H261V184H264ZM33 182H34V181H33ZM33 182H32V180H31V183H33ZM35 182H36V180H35ZM49 182L47 181L46 183H49ZM59 182H61V181H59ZM95 182H96V181H95ZM95 182H94V183H95ZM101 182H102V179L100 178V182H99V184H100ZM103 182H102V184H103ZM157 182H158V183H161V180H160V182H159L158 180H157L156 182H154V185L157 184ZM162 182H163V180H162ZM170 182H171V181H170ZM184 182L187 183L188 181H187V182L184 181ZM184 182H182V184H183ZM217 182H215L216 185H217ZM240 182H241V181H240ZM253 182H254V181H253ZM8 183H9V182H8ZM14 183H15V182H14ZM17 183H18V182H16V185H17ZM36 183H38V182H36ZM65 183H66V182H65ZM65 183H64V184H65ZM67 183H68V182H67ZM78 183H79V185L81 186V183H82V182L79 181ZM94 183H93V186H94ZM97 183H98V181H97ZM97 183H96V184H97ZM106 183H107V182H106ZM127 183H130V181H128ZM163 183H164V182H163ZM163 183H162V185H163ZM174 183H175V182H174ZM185 183H184L183 186H184V188H185V187L187 188L188 186H185ZM188 183H189V182H188ZM219 183H221V182H219ZM219 183H218V185L221 187V185H220ZM223 183H224V182H223ZM223 183H222V184H223ZM243 183H244V182H243ZM250 183H252V182H250ZM250 183H248V184H250ZM5 184H6V182H5ZM18 184H20V183H18ZM33 184H34V183H33ZM33 184H31V185H33ZM53 184H54V183H52L51 186H53ZM70 184H72V183H70ZM82 184H83V183H82ZM108 184H110V181H109ZM131 184H132V186H133L134 182L132 183V181H131L130 185H131ZM165 184H166V182H165ZM193 184H194V183H193ZM195 184H196V183H195ZM241 184H242V183H241ZM0 185H1V184H0ZM12 185H13V184H12ZM28 185H29V187H28ZM28 185H27V186H24V187H26V188H30V190H31L30 184H28ZM35 185H37V184H35ZM39 185H41V184H39ZM55 185H56V184H55ZM55 185H54V186H55ZM79 185H78V186H79ZM105 185H106V184H105ZM105 185H102V186H105ZM111 185H112V184H111ZM111 185H109V186L107 185V186H108V187H112V186H114V184H113L112 186H111ZM126 185H127V184H125V186H126ZM128 185H129V184H128ZM130 185H129V186H130ZM186 185H190V184H186ZM191 185H192V183H191ZM191 185H190V186H191ZM244 185H245V184H244ZM9 186H11V185H9ZM13 186H14V185H13ZM33 186H34V185H33ZM59 186H61V185H59ZM62 186H63V183H62ZM71 186L73 187V185H71ZM71 186H70V187H71ZM74 186L76 187L75 184H74ZM78 186H77V187H78ZM93 186H92V187H93ZM99 186H100V185H99ZM99 186L97 185V187H98V189H99V191H100L101 188H99ZM107 186H105V188H106ZM125 186H123V187H125ZM132 186H131L130 188H132ZM136 186H137V185H136ZM158 186H159V185H158ZM170 186H171V185H170ZM219 186H218V188H219ZM223 186H224V185H223ZM229 186H230V185H229ZM229 186H227V188H228ZM247 186H248V185H247ZM251 186H252V185H251ZM254 186H255V185H254ZM259 186H260V185H259ZM24 187H23V189H24ZM34 187H35V186H34ZM55 187H56V186H55ZM55 187H54V188H55ZM68 187H69V186H68ZM72 187H71V188H72ZM86 187H87V186H86ZM117 187H116V189H117ZM120 187H121V186H120ZM127 187H128V186H127ZM151 187H154V186L152 185ZM151 187H150V188H151ZM161 187H162V186H161ZM165 187H166V186H165ZM173 187H174V186H173ZM173 187H171V188H173ZM245 187H246V185L244 186V188H245ZM262 187H264V186H262ZM1 188H2V187H1ZM5 188H6V187H5ZM20 188H21V187H20ZM38 188H39V187H38ZM50 188H53V187H50ZM54 188H53V189H54ZM56 188H57V187H56ZM58 188H61V187H58ZM65 188H66V186H65ZM78 188H79V187H78ZM84 188H85V187H84ZM87 188H88V187H87ZM89 188H90V187H89ZM112 188L115 190L114 187H112ZM125 188H126V187H125ZM134 188H135V185H134ZM140 188H141V189H140ZM156 188L158 189V187H156ZM156 188L154 189L155 191H156ZM159 188H160V187H159ZM181 188H182V186H181ZM184 188H183V192L185 191ZM188 188H192V189H193L192 186H191V187H188ZM198 188H199V187H198ZM221 188H222V187H221ZM224 188H225V187H224ZM230 188H231V187H230ZM248 188H249V187H248ZM248 188H247V192H248ZM253 188H254V187H253ZM2 189H3V188H2ZM6 189H7V188H6ZM14 189H15V188H14ZM14 189H13V190H14ZM32 189H33V188H32ZM40 189H41V188H40ZM40 189H39V190H40ZM53 189H51V190L53 191ZM63 189H64V187H63ZM66 189H67V188H66ZM66 189H64V191H63L66 195H65L64 193H63V194L61 193V194H62L61 197L59 196L60 193H58L59 195L55 196V195L53 194V192H48V191H46L48 194L50 193V194H53L55 197H57L55 200H54V199H50L49 201L54 200V201H53L54 204L58 205L61 201L63 202L64 199L69 198V201L73 200V202H74L75 199H73L72 196H74V198L77 199L76 201H78L79 198L75 197L77 194H76V195L73 194V193H72V194H69V192H68V193H67V191L65 192ZM72 189H73L72 191H74V188H72ZM108 189H109V188H108ZM110 189H111V188H110ZM110 189H109V190H110ZM128 189H129V188H128ZM152 189H153V188H152ZM228 189H229V188H228ZM17 190H18V189H17ZM35 190H37V189H35ZM42 190H43V189H42ZM44 190H45V188H44ZM46 190H47V189H46ZM48 190H50V189H48ZM95 190H96V189H95ZM95 190L93 189L92 191H95ZM103 190H105V189L102 187V190H101L102 192H101V194L104 193ZM109 190H106V191H109ZM111 190H112V189H111ZM111 190H110V191H111ZM114 190H112V191H114ZM118 190H119V191H122L123 189L120 190V188H119ZM132 190H134V189L132 188ZM135 190H136V189H135ZM154 190H152V191L154 192ZM158 190H159V189H158ZM193 190H194V189H193ZM198 190H199V189H198ZM198 190H197V191H198ZM222 190L224 191L223 188H222ZM225 190H227V189L225 188ZM229 190H230V189H229ZM240 190H242V189H240ZM245 190H246V188H245ZM261 190H262V188H261ZM263 190H264V188H263ZM19 191H20V190H19ZM19 191H18L17 193H16V192H11V193H12V194L16 193L15 195H17V194L19 193ZM23 191H24V190H23ZM32 191H34V190H32ZM32 191H31V193H32ZM56 191H57V190H56ZM56 191H54V193H55ZM59 191H61V190H59ZM69 191H70V190H69ZM72 191H70V192H72ZM99 191H98V192H99ZM106 191H105V195H107V193H108V192L106 193ZM112 191H111V192H112ZM116 191H117V190H116ZM125 191H126V190H125ZM129 191H130V189H129ZM159 191H160V190H159ZM172 191H173V190H170V191H167V192H172ZM174 191H176V190H174ZM177 191H178V190H177ZM187 191H188V189H187ZM190 191L192 192L191 189H190ZM243 191H244V190H243ZM252 191H253V190H252ZM4 192H5V191H4ZM20 192H21V191H20ZM27 192H28V191H27ZM46 192H45V193H46ZM122 192H124V191H122ZM122 192H121V193H122ZM130 192H131V196H132V192H133V191H130ZM142 192H140V193L142 194ZM146 192H147V191H146ZM148 192H151L150 189H149ZM153 192H152V193H149V194H153ZM185 192H186V191H185ZM191 192H190V193H191ZM193 192H194V191H193ZM225 192L228 193V191H225ZM225 192H224V193H225ZM230 192H231V191H230ZM244 192H245V191H244ZM247 192L245 193L246 195H247L249 192H251L250 189H249V192H248V193H247ZM259 192H260V191H259ZM0 193H3V192H0ZM11 193H10V191H9V193H8V194H10V197H11V195H12ZM28 193H29V192H28ZM34 193H35V191H34ZM47 193H46V194H47ZM90 193H91V192H90ZM95 193H97V192L95 191ZM119 193H120V192H119ZM140 193H139V194H140ZM158 193H159V192H158ZM173 193H174V192H173ZM175 193H177V192H175ZM175 193H174V194H175ZM187 193H188V192H187ZM197 193H198V192H197ZM227 193L224 194V195H227ZM254 193H255V192H254ZM254 193H253V194H254ZM257 193H258V192H257ZM263 193H264V192H263ZM20 194L23 195V193H20ZM40 194H41V193H40ZM48 194H47L46 196H48ZM50 194H49V195H50ZM67 194H68V195H67ZM97 194H98V193H97ZM97 194H96V195H97ZM99 194H100V192H99ZM99 194H98V195H99ZM101 194H100V195H101ZM109 194L111 195L112 193H108V195H109ZM114 194H115V192H114L112 195H114ZM135 194H134V195H135ZM139 194H138V196H139ZM161 194H162V193H161ZM183 194H184V193H183ZM194 194H196V193L194 192ZM231 194H232V193H231ZM245 194H244V195H245ZM261 194H262V193H260V196H261ZM6 195H7V192H6ZM6 195H4V196L6 197ZM21 195H20V196L17 195V196L20 198ZM36 195H37V193H36ZM91 195H93V194H91ZM98 195H97V201H98V200L100 201V199L102 198L103 194H102L101 197H99L100 195H99V196H98ZM108 195H107V196H108ZM115 195H117V193H116ZM119 195H120V194H119ZM119 195H118V196H119ZM128 195H129V194H128ZM167 195H168V193H167ZM178 195L180 196V195H181V192H180V194H178ZM185 195H186V194H185ZM185 195H184V196H185ZM237 195H238V194H237ZM244 195H243V196H244ZM250 195H251V193H250ZM28 196H29V195H28ZM28 196H27V197H28ZM30 196H31V195H30ZM30 196H29V197H30ZM38 196H39V195H38ZM83 196H84V195H83ZM122 196H123V195H122ZM138 196H136L137 200H136V199H133V200L138 201L139 199H141V198H138ZM142 196H143V195H142ZM142 196H139V197H142ZM144 196H145V195H144ZM153 196H154V194H153ZM156 196H157V194H156ZM181 196H182V195H181ZM184 196H183V197H184ZM188 196H190V194H189ZM194 196H195V195H193V197H194ZM196 196H197V195H196ZM227 196H229V194H228ZM230 196H231V199H232L233 195H230ZM257 196H258V194H257ZM263 196H264V194H263ZM10 197L8 196L7 198H10ZM23 197H25V192H24V196H23ZM23 197H22V198H23ZM35 197H36V196H35ZM39 197H42V198H43V196H39ZM39 197H38V198H39ZM49 197H50V196H49ZM52 197H53V196H52ZM58 197H59V198H58ZM98 197H99V198H98ZM104 197H105V196H103V198H104ZM119 197L121 198V195H120ZM124 197H125V196H124ZM129 197H130V196H129ZM132 197H133V196H132ZM151 197H152V196H151ZM166 197H167V196H166ZM171 197H172V196H171ZM173 197H176V196L173 195ZM173 197H172V198H173ZM177 197H178V196H177ZM197 197H198V196H197ZM203 197H204V196H203ZM225 197H226V196H225ZM248 197H249V196H248ZM252 197H253V196H252ZM2 198H3V197H2ZM2 198H0V199H1V202H2V200H3ZM7 198H6L5 200H7ZM11 198L13 199L14 196L11 197ZM22 198H21V199H22ZM25 198H26V197H25ZM42 198H41V200H42ZM50 198H51V197H50ZM70 198H71V199H70ZM89 198H90V196H89ZM89 198H88V196H87V198H86V199L84 198V199H85V200H87V199L89 200ZM93 198H94V197H93ZM95 198H96V197H95ZM95 198H94V199H95ZM103 198H102V199H103ZM105 198H106V197H105ZM105 198H104V200H105ZM108 198H110V197H108ZM120 198H118V199H120ZM134 198H135V196H134ZM148 198H149V197H148ZM155 198H157V197H155ZM168 198H169V197H168ZM168 198H167V200H168ZM172 198H171V199H172ZM184 198H185V197H184ZM184 198H182V199H184ZM186 198H187V197H186ZM186 198H185V199H186ZM191 198H192V193H191L190 199H191ZM249 198H250V197H249ZM33 199L35 200L34 197H33ZM80 199H81V198H80ZM84 199H82V200H84ZM114 199H115V197H114ZM116 199H117V198H116ZM127 199H128V198H127ZM130 199H132V198L130 197ZM143 199H144V198H142V201L139 200V204H140V206H142V208H145V207H143L145 204H143V203L141 204V202H143ZM151 199L154 200V198H151ZM151 199H150V200H151ZM157 199H158V198H157ZM173 199H176V198H173ZM173 199H172V201H173ZM177 199L180 200V197H178ZM196 199H197V198H196ZM198 199H199V198H198ZM227 199L229 200V197H228ZM255 199H256V201H257V198H256V197H255ZM8 200H9V199H8ZM10 200H11V199H10ZM10 200L7 202V204L9 203V205L12 204V203L10 202ZM95 200H96V199H95ZM112 200H113V199H112ZM121 200H122V199H121ZM133 200H132V202H133V205H134L136 202L134 203ZM147 200H148V199H147ZM165 200H166V199H165ZM193 200H195V198H194ZM12 201H14V200H12ZM22 201H23V200H22ZM31 201H33V200H31ZM31 201H30V203H31ZM66 201H67V200H66ZM66 201H65V203H66ZM76 201L74 202V204L77 205V202H76ZM93 201H94V200H93ZM93 201H91V202H93ZM99 201H98V202H99ZM145 201H146V200H145ZM160 201H161V200H160ZM170 201H171V200H170ZM175 201H176V200H175ZM175 201H174V202H175ZM180 201H181V200H180ZM180 201H179V202H180ZM184 201H186V200H184ZM184 201H183V202H184ZM187 201H189V199H187ZM187 201H186V202H187ZM190 201H191V200H190ZM201 201H202V200H201ZM211 201H212V200H211ZM214 201H215V199H214ZM214 201H213V202H214ZM235 201H236V200H235ZM251 201H252V200H251ZM251 201H250V202H251ZM1 202H0V203H1ZM37 202H39V199H38ZM43 202H45V201L43 200ZM51 202H52V201H51ZM53 202H52V203H53ZM56 202H58V204H57ZM73 202H72V204H73ZM78 202H79V201H78ZM80 202H81V201H80ZM88 202H89V201H88ZM98 202H97V203H98ZM125 202H126V201H125ZM129 202H130V201H129ZM179 202H178V203H179ZM181 202H182V201H181ZM181 202H180V205L182 206V203H181ZM194 202H195V201H194ZM197 202H198V201H197ZM197 202H195V203H197ZM217 202H218V201H217ZM228 202H229V201H228ZM228 202H227V203H228ZM247 202H248V201H247ZM2 203H6V202H2ZM14 203H15V202H14ZM14 203H13V204H14ZM16 203H18V201H17ZM26 203H27V206H28V205H29V201H27ZM26 203H25V201H24V203H23V205H22V206H23V209H22L21 205H20L21 208H19V209L24 210V208H25L24 204H26ZM33 203H34V201H33ZM52 203H50V204H52ZM63 203H64V202H63ZM67 203H68V202H67ZM97 203H95V205H94L93 203L89 204V205H92V206H90V208H93V206H96ZM100 203L102 204V202H100ZM107 203H108V202H107ZM114 203H115V202H114ZM137 203H138V202H137ZM137 203H136V205H137ZM156 203H157V201H156ZM156 203H155V204H156ZM178 203H177V204H178ZM184 203H185V202H184ZM188 203H190V202H188ZM195 203H194V204H195ZM199 203H200V201H199ZM210 203H211V202H210ZM220 203H221V202H220ZM222 203H223V202H222ZM224 203H225V202H224ZM231 203H233L232 200H231ZM231 203H230V204H231ZM7 204H6V205H7ZM19 204H20V202H19ZM37 204H38V203H37ZM43 204H44V203H43ZM54 204H52V205H54ZM68 204H69V203H68ZM85 204H86V203H85ZM85 204H83L84 206H83L82 208H81V206H80L79 208H80L81 210H82L83 208L85 209L86 207L88 208L89 205H88V206H85ZM98 204H99V203H98ZM98 204H97V205H98ZM105 204H106V203H105ZM120 204H121V203H120ZM125 204H126V203H125ZM125 204H124V205H125ZM147 204H149V203H147ZM177 204H176V205H177ZM194 204H192V205H194ZM200 204H201V203H200ZM256 204H257V203H256ZM6 205H5V207H7ZM16 205H18V204H16ZM33 205L37 207L36 202H35V204H33ZM38 205H40V204H38ZM61 205H62V206H60V207L65 206V204H64V205L61 204ZM129 205H130V204H129ZM161 205H162V204H161ZM184 205H185V204H184ZM208 205H209V204H208ZM231 205H233V204H231ZM234 205H235V204H234ZM258 205H259V204H258ZM0 206H1V208H2L3 205H0ZM27 206H26L25 210H26V209L28 210V207H27ZM43 206L45 207V204H44ZM50 206H51V205H50ZM58 206H59V205H58ZM68 206H70V204H69ZM68 206L66 205L65 207H68ZM71 206H72V205H71ZM103 206H104V205H103ZM122 206H123V205H122ZM145 206H146V205H145ZM194 206H195V205H194ZM229 206H230V205H229ZM252 206H253V205H252ZM3 207H4V206H3ZM18 207H19V206H18ZM32 207H33V206H32ZM36 207H35V208H36ZM44 207H43V208H44ZM46 207H47V206H46ZM46 207H45V209H47ZM54 207H56V206L54 205ZM60 207H59V208H60ZM65 207H64L63 209L66 211ZM77 207H78V206H77ZM101 207H102V206H101ZM134 207H135V209L133 208V206L131 207V209L133 208L134 211H131V209H129V211H131V212H133V213H137V212H139L138 214H140V210H141L142 208H141L140 210H139V209L137 210L138 205H137V207H136V206H134ZM148 207H149V206H148ZM150 207H151V206H150ZM154 207H155V206H154ZM188 207H189V206H188ZM190 207H192V206H190ZM205 207H206V206H205ZM210 207H211V206H210ZM214 207H215V206H214ZM219 207H220V206H219ZM225 207H226V206H225ZM235 207H236V206H235ZM7 208H9V207H7ZM15 208H16V207H15ZM40 208H41V207H40ZM57 208H58V207H57ZM57 208H55V209H57ZM59 208H58V209H59ZM112 208H113V207H112ZM116 208H117V207H116ZM121 208H122V207H121ZM129 208H130V207H129ZM138 208H139V207H138ZM173 208H175V207H173ZM178 208H179V206H178ZM201 208H203V207H201ZM201 208H200V209H201ZM206 208H207V207H206ZM217 208H218V207H217ZM223 208H224V207H223ZM223 208H222V209H223ZM229 208H230V207H229ZM231 208H232V207H231ZM257 208H258V207H257ZM16 209H17V208H16ZM19 209H18V211H19ZM41 209H42V208H41ZM45 209H44V210H45ZM48 209H49V208H48ZM48 209H47V210H48ZM61 209H62V208H61ZM123 209H124V208H123ZM180 209H181V208H180ZM191 209H192V208H191ZM195 209H196V208H195ZM226 209H227V208H225V210H226ZM232 209H233V208H232ZM253 209H255V208H253ZM2 210H3V209H2ZM12 210H13V207H12ZM25 210H24V211H25ZM27 210H26V211H27ZM33 210L35 211L36 209H32V210H31V208H30L31 213L33 212ZM70 210H71V209H69V210H67V211H70ZM73 210H76V208H74ZM77 210H78V208H77ZM93 210H94V208H93ZM102 210H103V208H102ZM102 210H101V211H102ZM110 210H111V209H110ZM112 210H114V209H112ZM112 210H111V211H112ZM145 210H146V208H145ZM154 210H155V209H154ZM201 210H202V209H201ZM201 210H200V211H201ZM209 210H210V209H209ZM228 210H229V209H228ZM8 211H9V210H8ZM26 211L23 212V213H25V215L28 216V214L30 213V211H28L29 213H27V214H26ZM37 211H38V209L36 210V214H37ZM41 211H42V210H41ZM41 211H40V210L38 211L39 214H40ZM45 211H46V210H45ZM71 211H72V210H71ZM90 211H91V210H90ZM97 211H98V210H96L95 212L97 213ZM107 211L109 212V209H107ZM114 211H115V210H114ZM129 211H128V215H129ZM136 211H137V212H136ZM143 211H144V209H143ZM192 211L194 212V210H192ZM196 211H197V210H195V212H196ZM198 211H199V210H198ZM198 211H197V212H198ZM202 211H203V210H202ZM202 211H201V212H202ZM226 211H227V210H226ZM263 211H264V210H263ZM9 212H10V211H9ZM9 212H8V213H9ZM15 212H16V211H15ZM20 212H21V211H20ZM42 212H43V211H42ZM108 212H107V213H108ZM115 212H116V211H115ZM118 212H119V211H118ZM141 212H142V211H141ZM146 212H148V211H146ZM156 212H158V211H156ZM193 212H192V213H193ZM195 212H194V213H195ZM235 212H236V211H235ZM5 213H6V212H5ZM12 213H13V212H12ZM12 213H10L11 215H7V216H12V217H13ZM16 213H17V212H16ZM33 213L35 214V212H33ZM44 213H46V212H44ZM61 213H63V211H62ZM74 213H75V212H74ZM82 213H83V212H82ZM87 213H88V212H87ZM89 213H90V212H89ZM100 213H101V212H100ZM107 213H106L105 211H103L102 214H100V215H101V218H100V219H98V216L96 217L98 220L95 219V221H96V225H98V227L94 225L95 223H89L90 221H91V222H94V218H95V217H93V216H89V217H87V218L85 219V221H86V220L89 221L88 223L90 224V227H91V224H93V226H95V229H96V232H97V229H98V231H99V227H100L99 224L101 225L103 221H105V222L107 221V218H108L109 216H107V217L104 216V214H107ZM111 213H113V212H111ZM111 213L109 214L110 216H111ZM144 213H145V211H144ZM144 213H143V215L141 214L143 217H144V215H146V214L150 216L149 212L146 213V214H144ZM150 213H151V212H150ZM153 213H154V212H153ZM161 213H162V212H161ZM212 213H213V212H212ZM224 213H225V212H224ZM227 213H229V212H227ZM231 213H232L231 215L234 214L233 212H231ZM6 214H7V213H6ZM13 214H14V217H15V213H13ZM18 214H19V212H18ZM18 214H16V215H17V218H18L19 216L22 215V214H19V216H18ZM79 214H80V213H79ZM93 214H95V213H93ZM97 214H98V213H97ZM114 214H116V213H114ZM119 214H120V213H119ZM130 214H132V213H130ZM214 214H215V213H214ZM216 214H217V213H216ZM3 215H4V213H3ZM3 215H2V217H3ZM53 215H54V214H53ZM76 215H77V214H76ZM107 215H108V214H107ZM112 215H113V214H112ZM151 215H152V214H151ZM188 215H189V214H188ZM195 215H197V214H195ZM199 215H200V214H199ZM209 215H210V214H209ZM59 216H60V215H59ZM94 216H95V215H94ZM113 216H114V215H113ZM123 216H124V215H123ZM132 216H133V215H132ZM135 216H137V214H136ZM135 216H134V217H135ZM205 216H206V215H205ZM211 216H212V215H211ZM211 216H210V217H211ZM218 216H219V215H218ZM224 216H225V215H224ZM229 216H230V215H229ZM254 216H255V215H254ZM261 216H263V215H261ZM0 217H1V215H0ZM2 217H1V219H2ZM4 217H5V216H4ZM21 217H24V215L21 216ZM21 217H19V218H21ZM53 217H54V216H53ZM111 217H112V216H111ZM111 217H109V219H111ZM129 217H130V216H129ZM134 217H132V220H133ZM139 217H140V215H139L138 217H136V218H138L137 220H139ZM146 217H147V216H146ZM146 217H144V219H145ZM150 217H151V216H150ZM150 217H149L147 220H150ZM190 217H191V216H190ZM203 217H204V216H203ZM208 217H209V216H208ZM208 217H207V219H206V220H207L206 223H207L208 221H209L208 223H210V220H212V218H211L210 220H208V219H209ZM212 217H213V216H212ZM257 217H258V216H257ZM8 218H9V217H8ZM10 218H11V217H10ZM15 218H16V217H15ZM15 218H14V219H15ZM17 218H16V219H17ZM29 218H30V217H29ZM130 218H131V217H130ZM195 218H196V217H195ZM199 218H200V217H199ZM235 218H236V217H235ZM3 219H4V218H3ZM6 219H7V217H6ZM35 219H36V218H35ZM44 219H45V218H44ZM48 219H49V218H48ZM55 219H56V218H55ZM57 219H58V218H57ZM62 219H63V218H62ZM109 219H108V221H107L106 223L103 222L104 225L102 224L101 226H105V227H106L105 224L111 222V220L109 221ZM128 219H129V218H128ZM134 219H135V218H134ZM140 219H142V217H140ZM218 219H219V218H218ZM221 219H222V218H221ZM233 219H234V218H233ZM240 219H241V218H240ZM7 220H8V219H7ZM7 220L4 221V222H7ZM10 220H11V219H10ZM45 220H46V219H45ZM70 220H71V219H70ZM81 220H82V218H81ZM92 220H93V221H92ZM130 220H131V219H130ZM159 220H160V219H159ZM195 220H197V219H195ZM195 220H194V221H195ZM200 220H201V219H200ZM200 220H199V221H200ZM202 220H203V218H202ZM202 220H201V221H202ZM241 220H242V219H241ZM256 220H258V219H257V218L254 219V220H253V219H250L249 222H248L246 225H247V226H248V225H254V224H256V223L258 222V221H256ZM67 221H68V220H67ZM83 221H84V219H83ZM114 221H115V220H114ZM141 221H142V220H141ZM143 221H144V220H143ZM143 221H142V222H143ZM189 221H190V220H189ZM199 221H198V222H199ZM203 221L205 222V218H204ZM215 221H216V220H215ZM235 221H236V220H235ZM238 221H239V220H238ZM2 222H3V220H2ZM4 222H3V223H4ZM8 222H9V220H8ZM23 222H24V221H23ZM28 222H29V221H28ZM75 222L77 223V221H75ZM112 222H113V221H112ZM127 222H129V223L132 222V223L134 224V221H129V220H128ZM127 222H126V223H127ZM135 222H136V219H135ZM217 222H218V221H217ZM241 222H242V221H241ZM0 223H1V222H0ZM3 223H1V224H3ZM84 223H85V222H84ZM126 223L123 224V225H120V226H122V229H123V227L127 226V224H128V225L131 224V223H130V224H129V223L126 224ZM136 223H137V222H136ZM144 223H147V221H145ZM144 223H142L141 225H143ZM149 223H150V221H149ZM189 223H191V222H189ZM195 223H196V222H195ZM199 223L201 224L202 222H199ZM208 223H207V225H206L205 223H202V225L204 224V225H206L207 227H210V226H212V225L214 224V223L212 224V222H211L210 224H208ZM219 223H220V222H219ZM234 223H235V222H234ZM81 224L83 225L82 222H81ZM81 224H80V225H81ZM133 224H132V226L135 225V224H134V225H133ZM139 224H140V223H139ZM197 224H198V223H197ZM197 224H196V225H197ZM200 224H199V226H200ZM217 224H218V223H217ZM217 224H216V225H217ZM231 224H232V223H231ZM238 224H239V223H238ZM258 224H259V223H258ZM54 225H55V223H54ZM78 225H79V223H78ZM82 225H81V226H82ZM85 225H86V224H85ZM87 225H88V224H87ZM148 225H149V224H148ZM196 225H195V226H196ZM209 225H210V226H209ZM219 225H220V224H219ZM225 225L228 226V225H230V224H225ZM225 225H224V226L222 225V226L225 227ZM246 225H245V226H246ZM14 226H15V225H14ZM21 226H22V225H21ZM67 226H68V225H67ZM83 226H84V225H83ZM112 226H114V225H112ZM115 226H116V225H115ZM130 226H131V225H130ZM130 226H128V227H126V228H129ZM145 226H146V225H145ZM145 226H144V227H145ZM187 226H188V225H187ZM199 226H197V227H199ZM206 226H205V227H206ZM214 226H215V225H214ZM233 226H234V225H233ZM56 227H57V226H56ZM73 227H74V225H73ZM73 227H72V228H73ZM77 227H78V226H77ZM77 227H76V228H77ZM84 227H86V226H84ZM137 227H138V226H137ZM137 227L135 226V228H137ZM216 227H217V226H215V228H216ZM218 227H219V226H218ZM241 227H242V226H241ZM243 227H244V226H243ZM251 227H252V226H251ZM251 227H250V228H251ZM12 228H13V227H12ZM18 228H19V227H18ZM91 228H92V227H91ZM103 228H104V227H102V228L100 227V230L103 229ZM106 228H109V230L112 228V229L110 230V231H112V233H113V232H115V233L117 232V231H113V229H115V228H114V227H111V224H110V226H108V227H106ZM106 228H105V229H106ZM117 228H118V226H117ZM126 228H124V229H126ZM132 228H133V227H131V230H130V228H129V230H127V231H129L130 233H128V232H125V233H124L125 235L128 233L126 236H124L123 233H122V237L124 236V239H125L126 237H128L129 235H130V237H131L135 232H137V231H135L136 229H132ZM138 228H139V227H138ZM141 228H142V227H141ZM201 228H202V227H201ZM210 228H211V227H210ZM210 228H209V230H210ZM229 228H230V227H229ZM246 228H247V227H246ZM246 228H245V229H246ZM252 228H253V227H252ZM47 229H48V228H47ZM50 229H51V227H50ZM62 229H63V227H62ZM78 229H80V228L78 227ZM85 229H86V228H85ZM93 229H94V228H92V229H90V230L93 231ZM105 229H104V235L107 234V233L109 232V230H108V231H105ZM119 229H121V228H118L117 230H119ZM122 229H121V230H122ZM124 229H123V230H124ZM196 229H198V228H196ZM206 229H207V228H206ZM211 229H214V228L212 227ZM226 229H227V228H226ZM226 229H225V230H226ZM253 229H254V228H253ZM67 230H68V229H67ZM67 230H66V232H67ZM73 230H74V228H73ZM86 230L88 231V229H86ZM121 230H120L119 232H121ZM132 230H134L135 232L132 231ZM137 230H138V229H137ZM190 230H191V229H190ZM190 230H189V231H190ZM216 230H217V229H216ZM218 230H220V233H221V231H223V229L221 230L220 228H219ZM228 230H229V229H228ZM233 230H234V229H233ZM240 230H241V229H240ZM9 231H10V230H9ZM53 231H55V230H53ZM53 231L49 232V235H48V240H49V241H50L49 236H52ZM59 231H60V230H59ZM59 231H57V233H58ZM71 231H72V230H71ZM84 231H85V230H84ZM92 231H91V232H92ZM102 231H103V230H102ZM124 231H126V230H124ZM124 231H123V232H124ZM131 231L134 232L132 235H131ZM181 231H182V230H181ZM201 231H202V229H201ZM237 231H238V230H237ZM252 231H253V230H252ZM75 232H77V229H76V231H74V233H75ZM78 232H79V230H78ZM89 232H90V231H89ZM96 232H95V230L93 231L94 234H95ZM100 232H101V231H100ZM178 232H179V231H178ZM182 232H183V231H182ZM184 232H186V231H184ZM202 232H203V231H202ZM210 232H211V230H210ZM210 232H208V233H210ZM212 232H213V231H212ZM218 232H219V231H218ZM224 232H225V231H224ZM234 232H235V231H234ZM255 232H256V231H255ZM9 233H10V232H9ZM79 233H80V232H79ZM85 233H86V232H85ZM97 233L99 234V232H97ZM112 233H111V234H112ZM117 233H118V232H117ZM167 233H168V232H167ZM186 233H188V232H186ZM232 233H233V232H232ZM5 234H6V233H5ZM16 234H17V233H16ZM24 234H25V233H24ZM26 234H27V233H26ZM37 234H38V233H37ZM41 234H42V233H41ZM50 234H51V235H50ZM60 234H61V233H60ZM62 234H63V233H62ZM83 234H84V233L79 234V237L82 235V236H81L82 238L80 237L81 239H83V236H85V234H84V235H83ZM86 234H88V236H89V234H90V235H93L92 233H86ZM111 234H110V232H109V235H111ZM118 234H119V233H118ZM179 234H180V232H179ZM190 234H191V233H190ZM194 234H195V232H194ZM204 234H207V233L204 232ZM204 234H203V236H204ZM214 234H215V233H214ZM19 235H20V234H19ZM55 235L57 236V235H59V234H56V232H55V234H53V236H54V241H55V239H59V240H60V239L62 238L61 235H60L61 238H56ZM75 235H76V233H75ZM75 235H73L72 237H74ZM77 235H78V233H77ZM96 235H97V234H96ZM96 235H95V236H96ZM101 235H102V233H101ZM104 235H103V236H104ZM115 235H117V234H115ZM135 235H137V234L135 233ZM167 235H168V234H167ZM184 235H185V234H184ZM184 235H182V236H184ZM186 235H187V234H186ZM232 235H233V234H232ZM26 236H27V235H26ZM29 236H30V235H29ZM43 236H44V235H42V237H43ZM99 236H100V234H99ZM112 236H114V234H112L111 236H107L106 239H109L108 237H112ZM162 236H163V235H162ZM162 236H161V237H162ZM175 236H176V235H175ZM175 236H174V237H175ZM203 236H202V237H203ZM11 237H12V236H11ZM22 237H23V236H22ZM35 237H36V236H35ZM40 237H41V235H40ZM44 237H45V236H44ZM44 237H43V238H44ZM57 237H59V236H57ZM66 237H67V236H66ZM66 237H64V238L66 239ZM68 237H69V236H68ZM75 237H76V236H75ZM79 237H76V238L80 241V238H79ZM91 237H92V236H91ZM105 237H106V235H105ZM114 237H116V236H114ZM114 237H112L113 240H114ZM118 237H120V234L118 235ZM118 237H117V238H118ZM130 237H128V240H130ZM163 237H164V236H163ZM166 237H167V236H166ZM170 237H171V236H170ZM185 237H186V236H185ZM190 237H191V236H190ZM192 237H195V236L192 235ZM198 237H200V236H198ZM9 238H10V237H9ZM13 238L16 239L17 237H14V235H13V237H12L11 239L14 240ZM24 238H25V237H24ZM27 238H28V237H27ZM32 238L35 240L34 237H32ZM32 238H31V239H32ZM43 238H41L40 242H42V239H43ZM51 238H52V240H53V237H51ZM64 238H62V239H64ZM87 238H88V237H87ZM87 238L85 237V240H86ZM117 238H115V239H116L117 241H119ZM132 238H133V237H132ZM134 238H135V237H134ZM155 238H156V237H155ZM164 238H165V237H164ZM164 238H163V240H164ZM177 238L179 239V237H177ZM180 238H182V237H180ZM188 238H189V236H188ZM6 239H8V238H6ZM11 239H10V240H11ZM36 239H37V237H36ZM44 239H46V238H44ZM65 239L63 240L64 243H65V242H69V240H71V239L67 238V240L65 241ZM68 239H69V240H68ZM89 239H91V238H89ZM98 239H104V237H103V238L99 237ZM110 239H111V238H110ZM110 239H109L108 241H110ZM119 239H120V238H119ZM126 239H127V238H126ZM126 239H125V240H126ZM139 239L141 240V237H140ZM139 239H138V240H139ZM159 239H160V238L158 237V240H159ZM166 239H167V238H166ZM170 239L172 240V238H170ZM178 239H176V240H178ZM190 239H191V238H190ZM190 239H189V240H190ZM193 239H195V238H193ZM193 239H191V241H192ZM196 239H197V238H196ZM200 239H201V238H200ZM10 240H9V241H10ZM20 240H21V239H19V241H20ZM22 240H23V239H22ZM24 240H26V238H25ZM52 240H51L52 243L48 241L49 243H51V246H50V244H49V245H47V248H48V246H50V247L53 246V247H54V245H53V242H54V241H52ZM59 240H56V241L59 242ZM75 240H76V239H75ZM78 240H76V241H78ZM111 240H112V239H111ZM125 240H124V241H125ZM128 240H127V241H128ZM131 240H132V239H131ZM131 240H130V242H131ZM136 240H137V239L135 238V241H136ZM161 240H162V239H161ZM167 240H168V239H167ZM171 240H170V241H171ZM173 240H174V239H173ZM27 241H31V242H33V240H30V237H29V240H27ZM56 241H55V242H56ZM86 241H87V240H86ZM99 241H100V240H99ZM99 241H98V243L100 244L99 246H101L102 244L104 245V243L106 242L105 239H104V243L99 242ZM108 241H107V242H108ZM117 241H115V242L113 241V243L111 242L112 245H111V246L109 245V246L112 248V246L114 245V243H116ZM146 241H147V240H146ZM153 241H154V240H153ZM155 241H156V240H155ZM170 241H169V242H170ZM185 241H186V239H185ZM13 242H15V240H14ZM20 242H21V241H20ZM25 242H26V241H25ZM38 242H39V240H38ZM40 242H39V243H40ZM43 242H44V240H43ZM48 242H47V243H48ZM63 242H62V243H63ZM84 242H85V241H84ZM120 242L122 243L123 240L120 241ZM125 242H126V241H125ZM132 242H133V241H132ZM156 242H157V241H156ZM163 242H164V241H163ZM163 242H162V243H163ZM167 242H168V241H167ZM167 242H166V243H167ZM179 242H182V240L179 241ZM179 242H176V243H179ZM7 243H8V242H7ZM9 243H10V242H9ZM9 243H8V244H9ZM11 243H12V242H11ZM11 243H10V245H12ZM15 243L17 244V242H15ZM21 243H23V241H22ZM45 243H46V241H45ZM60 243H61V240H60L59 243L56 242V244H57L58 246H59ZM64 243L62 244L63 246L65 245ZM71 243L73 244V240H72ZM71 243L69 242L67 245H69V244H71ZM74 243H75V242H74ZM77 243H78V242H77ZM101 243H102V244H101ZM108 243H109V242H108ZM108 243H106L105 245L108 246ZM123 243H124V242H123ZM145 243H146V242H145ZM148 243H149V242H147V244H148ZM174 243H175V242H174ZM189 243H190V242H189ZM18 244H19V243H18ZM18 244H17V245H18ZM27 244H28V242H27L26 244H23V246H24V245L26 246ZM33 244H34V243H33ZM72 244H71V245H72ZM78 244H79V243H78ZM95 244H96V243H95ZM109 244H110V243H109ZM116 244L119 245V242H117ZM116 244H115V245H116ZM150 244H151V242H150ZM163 244H164V243H163ZM168 244H169V243H168ZM168 244H167V246H168ZM0 245H1V244H0ZM3 245H4V244H3ZM14 245H15V244H14ZM30 245H32V243H31ZM36 245H38V244H36ZM62 245H61V246H62ZM71 245H70V248H69V246H68L69 249H71ZM73 245H74V244H73ZM75 245H76V244H75ZM75 245H74V246H75ZM79 245H81V243H80ZM79 245H77V246L79 247ZM82 245H83V244H82ZM97 245H98V244H96V247H97ZM103 245H102V246H103ZM120 245H121V244H120ZM125 245H126V244H125ZM132 245H133V244H132ZM153 245H154V243H153ZM161 245H162V244H161ZM250 245H251V244H250ZM32 246H33V245H32ZM32 246H30V248H31ZM39 246L41 247V245H39ZM58 246H57V247H58ZM61 246H59V247H61ZM74 246H73V247H74ZM85 246H86V245H85ZM102 246H101V248H102ZM107 246H105V247H107ZM134 246H135V245H134ZM146 246H147V245H146ZM146 246H145V247H146ZM154 246H155V245H154ZM157 246H158V245H157ZM167 246H166V247H167ZM169 246H172V244L169 245ZM174 246H175V245H174ZM174 246H173V247H174ZM3 247H6V246H3ZM16 247H17V246H16ZM27 247H28V246H27ZM34 247H36V246L34 245ZM50 247H49V248H50ZM57 247H56V248H57ZM64 247L67 248L66 246H64ZM75 247H76V246H75ZM105 247H104V248H105ZM118 247H119V246H118ZM147 247H151V248H152V245L147 246ZM163 247H164V245H163ZM242 247H243V246H240L241 250H242ZM247 247H248V249H250V248L253 247V246L251 245L250 248H249V246H247ZM254 247H255V246H254ZM9 248H10V247H9ZM18 248H19V247H18ZM18 248H16V250H17ZM23 248H26V247H23ZM36 248H37V247H36ZM42 248H43V246H42ZM42 248H41V249H42ZM47 248L44 247V249H47ZM56 248L54 247V249H56ZM61 248L63 249V247H61ZM82 248H83V247H82ZM89 248H90V247H89ZM98 248H99V247H98ZM101 248H99V249H101ZM104 248H103V249H104ZM134 248H135V247H134ZM139 248H140V247H139ZM141 248H142V247H141ZM141 248H140V249H141ZM153 248H154V247H153ZM164 248H165V247H164ZM169 248L171 249V247H169ZM237 248H239V246H237ZM243 248H245V247H243ZM3 249H5V248H3ZM11 249L14 250V249H15V246H14V248H11ZM26 249H27V248H26ZM37 249H38V248H37ZM39 249H40V248H39ZM50 249H52V248H50ZM58 249H59V248H58ZM73 249H74V250H73V252H74L76 248H73ZM77 249H80V248H77ZM115 249H116V248H115ZM121 249H122V248H121ZM146 249H147V251L149 250L148 248H146ZM157 249H158V248H157ZM166 249H167V248H166ZM228 249H229V248H228ZM252 249H253V248H252ZM9 250H10V249H9ZM16 250H15V251H16ZM21 250H22V248H21ZM56 250H57V249H56ZM90 250H91V249H90ZM101 250H102V249H101ZM109 250H110V249H109ZM113 250H114V249H113ZM137 250H138V249H137ZM142 250H143V249H141V251H142ZM155 250H156V249H155ZM163 250H164V249H163ZM238 250H239V249H238ZM258 250H259V249H258ZM260 250H261V249H260ZM260 250H259V251H260ZM15 251H14V252H15ZM50 251H51V250H50ZM66 251H67V253H68L69 250L65 249V252H66ZM77 251H78V250H77ZM79 251H80V250H79ZM144 251H146V250H144ZM150 251H151V250H150ZM158 251H159V249H158ZM169 251H170V250H169ZM169 251H168V252H169ZM172 251H173V250H172ZM228 251H229V250H228ZM242 251H244V250H242ZM242 251H240V252H242ZM254 251H255V250H253L252 252H254ZM1 252H2V251H1ZM8 252H9V251H8ZM31 252H32V251H31ZM44 252H45V251H44ZM47 252H49V250H48ZM51 252H53V249H52ZM51 252H49V254H50ZM55 252H56V251H55ZM55 252H54V253H55ZM59 252H60V251H59ZM59 252H58V250H57V253H59ZM62 252L65 254V252L62 250L61 253H60V256H58L59 254L56 255L57 257H56L55 255H53L54 253H53V254L51 253V254H52V258H54V256H55V258H58V257H59V258H62V257L64 258V254H63ZM69 252H70V251H69ZM92 252H93V251H92ZM99 252H101V251H99ZM107 252L109 253L110 251H107ZM114 252H115V250H114ZM156 252H157V250H156ZM162 252H163V251H162ZM165 252H166V251H165ZM170 252H171V251H170ZM225 252H227V251H224V252L221 253V254L223 255V254H225ZM233 252H234V251L232 250V253H233ZM235 252H236V251H235ZM237 252H238V251H237ZM237 252H236V253H237ZM240 252H239V253H240ZM257 252H258V251H257ZM257 252H256V253H257ZM12 253H13V251H12ZM12 253H10V254H12ZM19 253H20V252H19ZM71 253H72V251H71ZM138 253H140V252H138ZM151 253H152V252H151ZM154 253H155V252H154ZM154 253H153V254H154ZM158 253H159V252H158ZM258 253H259V252H258ZM258 253H257V255L255 256V259H256V257L258 256ZM13 254H14V253H13ZM17 254H18V253H17ZM51 254H50V255H51ZM61 254H63L62 257H61ZM149 254H150V253H149ZM149 254L147 253L146 256L148 255V257H153V256H149ZM159 254H160V253H159ZM163 254H164V253H163ZM165 254L168 255V253H165ZM216 254H217V255H220V257H221L220 252H217ZM227 254H228V253H227ZM242 254H243V253H242ZM242 254H240V255L242 256ZM244 254H245V252H244ZM3 255H4V254L1 253L0 256L2 257ZM8 255H9V254H8ZM15 255H16V254H15ZM66 255H67V254H65V256H66ZM69 255H70V253H69ZM75 255H76V254H75ZM101 255H102V254H101ZM104 255H105V254H104ZM114 255H115V254H114ZM137 255H138V254H137ZM154 255H155V254H154ZM169 255H170V254H169ZM212 255H213V254H212ZM235 255H236V254H235ZM253 255H255V254H253ZM260 255H261V254H260ZM5 256H7V255L5 254ZM9 256H10V255H9ZM31 256H32V255H31ZM163 256H164V255H163ZM208 256H209V255H208ZM208 256H207V258H208ZM214 256H215V254H214ZM241 256H239V257H241ZM244 256H245V255H244ZM247 256H248V255H247ZM247 256H245V257L247 258ZM3 257H4V256H3ZM7 257H8V256H7ZM46 257H47V256H46ZM71 257H72V256H71ZM154 257H155V256H154ZM156 257H158V256L156 255ZM161 257H162V256H161ZM161 257L159 256L158 259L161 258ZM209 257H211V256H209ZM220 257H219V258H220ZM227 257L231 258V262L236 263V262L233 261V259H235L234 256H232V257L227 256ZM227 257H226V255H225L224 258H221V259H225V258H227ZM235 257H236V256H235ZM237 257H238V256H237ZM239 257H238V258H239ZM245 257H244V258H245ZM253 257H254V256H253ZM259 257H260V256H259ZM8 258H9V257H8ZM26 258H27V257H26ZM30 258H31V257H30ZM139 258H141V256H140ZM144 258H145V257H144ZM162 258H163V257H162ZM174 258L176 259L175 256H174ZM174 258H172V259L175 261ZM207 258H206V259H207ZM232 258H233V259H232ZM246 258H245V259H246ZM250 258H251V257H250ZM250 258H248V260H249ZM257 258H258V257H257ZM261 258H262V257H261ZM2 259H3V258H2ZM67 259H69V258H67ZM76 259H77V258H76ZM150 259H151V258H149V259H147V260H150ZM152 259H153V258H152ZM155 259L157 260V258H155ZM155 259H153V260H155ZM170 259H171V257H170ZM190 259H191V258H190ZM214 259H215L216 261L218 260L217 257L214 258ZM255 259H253V260H255ZM258 259L260 260V258H258ZM258 259H257V260H258ZM263 259H264V258H262L260 261L262 262ZM6 260H7V259H6ZM45 260H46V259H45ZM48 260H49V259H48ZM52 260H53V259H52ZM58 260H59V259H58ZM58 260H57V261H58ZM60 260H61V259H60ZM69 260H70V259H69ZM111 260H112V259H111ZM145 260H146V258H145ZM145 260L143 259L142 262L145 261ZM147 260H146V261H147ZM153 260H151V261H153ZM166 260H167V259H166ZM178 260H179V259H176L175 262H178ZM185 260H186V259H185ZM204 260H205V258H204ZM209 260H210V258H209ZM219 260H220V259H219ZM219 260H218V261H219ZM235 260H236V259H235ZM242 260H243V259H242ZM242 260L240 259L239 262L242 263V262L246 261V260H243V261H242ZM253 260H250V261L253 262ZM132 261H133V260H132ZM158 261H159V260H158ZM163 261H164V260H162L161 263H162ZM179 261H180V260H179ZM189 261H190V260H189ZM189 261H188V263H187V262H186V263H187V264H190V263L193 264L192 262H193L194 260H192V262H190V263H189ZM200 261L203 262V260H198L197 262H200ZM207 261H208V260H207ZM228 261H229V260H228ZM236 261H237V260H236ZM260 261H257V263L259 264ZM6 262H7V261H6ZM138 262H139V261H138ZM148 262H149V261H148ZM148 262H147V263H148ZM159 262H160V261H159ZM175 262H173V263H175ZM181 262H182V261H181ZM194 262H195V261H194ZM197 262H195V263L197 264ZM202 262H200V263L202 264ZM231 262H230V263H231ZM251 262H250V263H251ZM255 262H256V260H255ZM263 262H264V261H263ZM42 263H43V262H42ZM48 263H49V262H48ZM50 263H51V262H50ZM52 263H53V262H52ZM61 263H62V262H61ZM109 263L112 264V262H109ZM132 263H133V262H132ZM136 263H137V262H136ZM136 263L134 262V264H136ZM144 263H146V262H144ZM153 263H154V262H153ZM163 263H164V262H163ZM169 263H172V262L170 261ZM169 263H168V264H169ZM179 263H180V262H179ZM182 263H183V262H182ZM195 263H194V264H195ZM200 263H199V264H200ZM208 263H209V264H210V263H211V264H212V263H213V264H217V263H214V262H213V259L211 260V262H207V264H208ZM225 263L227 264L228 262H225ZM225 263H224V264H225ZM230 263H229V264H230ZM233 263H232V264H233ZM247 263H248V262H247ZM250 263H248V264H250ZM257 263H256V264H257ZM64 264H65V263H64ZM117 264H118V263H117ZM119 264H120V263H119ZM137 264H140V263H137ZM148 264H149V263H148ZM156 264H157V261H156ZM164 264H165V263H164ZM175 264H176V263H175ZM183 264H185V263H183ZM204 264H205V263H204ZM236 264H237V263H236ZM242 264H244V263H242ZM245 264H246V263H245ZM260 264H261V263H260Z\"/></svg>", "mask_w": 264, "mask_h": 264}]
</instances>
